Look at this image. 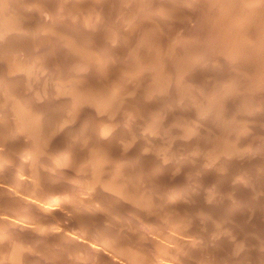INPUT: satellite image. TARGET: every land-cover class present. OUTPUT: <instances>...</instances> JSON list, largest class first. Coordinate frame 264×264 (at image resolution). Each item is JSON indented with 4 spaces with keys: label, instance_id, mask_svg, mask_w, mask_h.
Here are the masks:
<instances>
[{
    "label": "rangeland",
    "instance_id": "rangeland-1",
    "mask_svg": "<svg viewBox=\"0 0 264 264\" xmlns=\"http://www.w3.org/2000/svg\"><path fill=\"white\" fill-rule=\"evenodd\" d=\"M34 1V2H33ZM37 0H8V1H5V0H0V6L2 7V10L0 9V24H1V22L2 23H5V25H2L1 24V27H3V28H5V26L7 25V23H9V27H7V28H11L10 30H6V28H5V30L4 29H2L1 28V30L2 31H5V33L4 34H7L8 32L7 31H10L6 36L3 34V32L0 30V34H1V36L3 37V38H1V36H0V40L3 42V44H2V42H0L5 48L4 49H1L0 50V80H1V85H0V130H2V128H4V126H5V128L3 129V131L2 132H0V137L2 138V139H0V142L2 143V141H6V142H4V143H0V221H1V226H0V234L2 235V233L4 234V235H0L1 237H0V251H1V249H3V251H1L0 252V264H1V262H3L2 264H14V262H16L15 264H66V262L68 263V264H75V262H76V264H80V262H81V264H89V262H91L90 264H101V263H103L101 260H100V258L102 259V257H103V259L104 258H108V256H109V258H111V261H113V263L112 264H137V261L139 262L140 260H141V262L140 263H138V264H165V263H167V264H204L205 262L207 263V264H212L213 262V264H218L219 262H220V264H237V263H239V264H244V261H245V264L247 263V264H249V262H250V264H259V262H261L262 261V259H263V262H261V264H263L264 263V257L262 258V256L264 255L263 254V252L264 251H262L261 249H263L264 250V195H262V194H264V186H262V185H264V184H262V182L264 183V156H262L263 154H264V148H262V147H264V143H262V142H264V133L262 132V130H264V113H262V112H264V111H262V109H264V98H262V97H264V84H261L262 82H260V76H261V74H264V72H261L260 70H259V68L261 69V67L263 66L264 67V65L262 64V62L261 61H263L264 60V51H260V50H262L261 48H260V46H262V45H264V43L263 44H261V42H262V40H264V26H262V24L264 25V22H261V20L262 19H264V18H259L258 17V13H260V16H264V12H262V11H264V0H251V2H250V0H246V2L249 4H253V3H257L256 5L254 4V6L252 7V5H250L249 4V6H250V8H249V6L247 5V3L246 2H244V4H242V2H243V0H235L236 1V5H244L243 7H244V10H246V13H244V15H243V17L240 15V16H238L239 15V13H238V15H237V11L239 10V12H241L242 10H241V8H243L242 6L240 7V9H239V7H238V10H237V6L234 4V2L235 1H233V0H225L226 2H227V4L230 2V6H229V4L226 6V4L224 5V4H222V5H220L221 3H223V2H221V0H219V1H217L218 3H216V6H215V1L214 0H211V2H209L210 0H200V1H198V0H175L174 1V3H175V6L178 8V7H180V9L178 8H176L175 6V8L174 9H172V11H169V10H166V11H164L163 9H156V8H161L160 7V2L162 3V0H158L159 1V4H156V2L155 1H157V0H153V2L152 3H154V5L152 4V3H150L151 1L150 0H142L143 2L141 3V5H140V2H141V0H134L133 2L134 3H132V0H121V1H119V0H108V1H106V0H93V1H97V2H94L93 3V1L91 0H49L48 1V3H47V1L46 0H38L39 2H36ZM41 1V2H40ZM58 1V2H57ZM61 1H62V3H61ZM71 1V2H70ZM76 1V2H75ZM88 4L89 2V6H86L87 4L85 3V2ZM126 1V2H125ZM131 1V2H130ZM138 2V3H136V2ZM202 1V2H201ZM224 1V0H223ZM224 1V2H225ZM237 1L239 2L238 4H237ZM253 1V2H252ZM263 1V2H262ZM5 2V3H4ZM11 4H10V3ZM57 2V3H56ZM65 2V3H64ZM83 2V3H82ZM104 2V3H103ZM106 2H107V4H106ZM109 2H111V3H109ZM117 2V3H116ZM119 2V3H118ZM124 4V6H123V4ZM130 2V3H129ZM148 2H149V4H148ZM180 3V5H179V3ZM183 2V3H182ZM191 2H193V3H191ZM195 2V3H194ZM204 2V3H203ZM214 2V3H213ZM225 2V3H226ZM233 4H232V3ZM258 2H260V4L258 3ZM262 2V3H261ZM2 3H4V4H6L5 6H6V9L8 10H5V6H4V4H2ZM9 3V4H8ZM37 3V5H35ZM41 3V4H40ZM51 3V4H50ZM61 3V4H60ZM75 3V4H74ZM77 3V4H76ZM78 3H80L81 4V6L83 5V7H79L80 5L78 4ZM91 3H93L92 5H91ZM98 4V6H96L97 4ZM101 3V4H100ZM125 3H127V4H125ZM147 3V4H146ZM182 3V4H181ZM213 3V4H212ZM241 3V4H240ZM246 3V4H245ZM39 4V5H38ZM50 4V5H49ZM53 4V5H52ZM56 4V5H55ZM58 4V5H57ZM96 4V5H95ZM106 4V5H105ZM110 4H112V6L110 5ZM130 4H132V6L130 5ZM138 6H137V5ZM151 4H152V7H151ZM184 4V5H183ZM192 4V5H191ZM196 4V5H195ZM210 4V5H209ZM262 4V5H261ZM45 5V6H44ZM46 5L49 7V10H48V7H46ZM63 5H65V6H63ZM69 5L70 6H72V7H69ZM77 5V6H76ZM79 5V6H78ZM94 5V6H93ZM102 5L103 6H105V8H106V10L102 7ZM127 5H128V7H127ZM143 5H145V6H143ZM148 5L151 7H148ZM159 5V6H158ZM174 5V4H173ZM199 5V6H198ZM206 5V6H205ZM218 5H219V7L221 8H219L218 7ZM236 9V10H232V6ZM261 5V6H260ZM41 6V7H40ZM55 6V7H54ZM58 6V7H57ZM59 6H62V8H60ZM73 6H74V8H73ZM84 6H86V8L87 9H85V7ZM91 6H93V7H91ZM107 6V7H106ZM121 6V7H120ZM123 6V7H122ZM140 6V7H139ZM183 6V7H182ZM188 6V7H187ZM195 6V7H194ZM197 6L199 7V8H197ZM212 6V7H211ZM258 6H260L259 8H258ZM9 7H12V8H9ZM43 7H45V8H43ZM55 9H54V8ZM65 7H66V9H68L67 11H66V9H65ZM68 7V8H67ZM78 7V8H77ZM103 9H102V8ZM114 7H115V9H114ZM117 7V8H116ZM133 7V8H132ZM144 7V8H143ZM147 7V8H146ZM185 7V8H184ZM200 7H202V8H200ZM229 7V8H228ZM232 7V8H231ZM18 8H20V9H18ZM60 8V9H59ZM80 8H82V9H80ZM100 8H101V10H100ZM111 8V9H110ZM127 8V9H126ZM128 8H130V9H128ZM140 8H143L142 10V12H141V9ZM182 8V9H181ZM187 8V9H186ZM192 8V9H191ZM194 8H196L195 10H194ZM213 8H215V9H213ZM217 8H219L220 9V11H219V9H217ZM248 8V9H247ZM253 8V9H252ZM255 8H257V9H255ZM38 9H42V10H38ZM57 9H59V11H57ZM61 9H63L64 11H62ZM71 9H73L72 11H70ZM80 11H79V10ZM85 9V10H84ZM90 9H91V11H90ZM109 9V10H108ZM119 9V12L117 11ZM120 9L121 10H123V11H121L120 12ZM125 9V10H124ZM136 9H140L139 10V12H141L140 14L138 13V12H136ZM147 9V10H146ZM177 11H176V10ZM207 9H210V13L211 14H207ZM211 9L213 10V11H211ZM222 9H223V11H222ZM226 9H227V11H226ZM250 9V10H249ZM255 9V10H254ZM259 9V10H258ZM4 10H5V12H4ZM15 10H16V13H15ZM21 10V12H19ZM45 10V11H44ZM52 10H54V11H52ZM60 10H61V12H62V16H61V14H60ZM82 10V11H81ZM88 10V11H87ZM96 10V11H95ZM100 10V11H99ZM103 10V11H102ZM126 10H130L129 12L128 11H126ZM134 10V11H133ZM137 10V11H138ZM152 10V11H151ZM158 10V11H157ZM161 10H163V11H161ZM175 10V11H174ZM180 10H184L182 13L180 12ZM203 10V11H202ZM217 10H218V12H217ZM231 10V11H230ZM241 10V11H240ZM243 10V11H244ZM256 10H258V11H256ZM260 10H262V11H260ZM2 11V12H1ZM7 11V12H6ZM10 11V12H9ZM11 11H13L12 13H11ZM43 12V13H41V12ZM48 11V12H47ZM66 11V12H65ZM75 13H74V12ZM105 11V12H104ZM109 11H111L110 13H109ZM114 11V12H113ZM200 11V12H199ZM225 11V12H224ZM233 11H234V13H235V11H236V16L237 17H242V18H244V16H245V20L243 19V21H244V23L246 24H244L243 25V22H242V25H241V22L239 23V21H240V19H242V18H240L239 20H237V17H235V19H236V21H235V19H233V20H229V18L230 17H232L233 18V16H235V14L233 13ZM5 13V15H3L4 13ZM50 12V13H49ZM54 12H56L55 13V15L56 14H58V12H59V14L58 15H60V16H58V15H56V16H54ZM79 12V13H78ZM87 12H90V14L89 13H87ZM93 12V13H92ZM102 12H104V13H102ZM127 14H126V13ZM155 12H160L159 14H157V13H155ZM165 12V13H164ZM168 12H169V15H168ZM175 12H177V13H175V14H177V15H181V17H179V16H177V15H175L174 13ZM179 12V13H178ZM209 12V11H208ZM222 14H221V13ZM245 12V11H244ZM248 12V13H247ZM253 12V13H252ZM256 12H258V13H256ZM10 13V14H9ZM47 13V14H46ZM74 13V14H73ZM84 14V19H83V14ZM98 13V14H97ZM115 13H117V14H115ZM120 13V14H119ZM129 13H131V14H129ZM134 13V14H133ZM137 13V15H135ZM146 15H145V14ZM151 13V14H150ZM166 13H167V15H166ZM199 15V16H197V14ZM215 13V14H214ZM231 13H233V14H231ZM242 14H243V12H241ZM250 13L254 16V17H252L251 15H250ZM254 13H256V14H254ZM41 16H40V15ZM42 14H44V15H42ZM47 16H46V15ZM79 14H81V15H79ZM86 14V15H85ZM101 14V15H100ZM102 14H104V15H102ZM106 14V15H105ZM114 14V15H113ZM125 14V16L123 17V15ZM143 14V15H142ZM184 14V15H183ZM186 14V15H185ZM201 14H203V15H201ZM207 14V15H206ZM218 14V15H217ZM227 14V15H226ZM3 15V16H2ZM10 15H11V17H10ZM14 15V16H13ZM19 17H18V16ZM66 15V16H65ZM70 15V16H69ZM74 15H76V16H73ZM91 16L90 18L88 17V16ZM97 15V16H96ZM117 15V16H116ZM133 17L132 19H129V18H131V16ZM148 15V16H147ZM149 15H151V16H149ZM155 15V16H154ZM164 15V16H163ZM166 15V16H165ZM173 15V16H172ZM188 15H189V17H188ZM223 15V16H222ZM225 15V16H224ZM251 16V18H252V20H251V18L250 19H248L250 16ZM10 18H8V17ZM23 16V17H22ZM25 16V17H24ZM38 16H39V19H38ZM43 16V17H42ZM51 16H53V17H51ZM82 16V17H81ZM85 16H86V18H85ZM93 16V17H92ZM94 16H95V18H94ZM99 16H101L100 17V19L98 18ZM134 16L136 17V18H134ZM152 16H154V17H152ZM158 16H160V17H158ZM162 16V17H161ZM185 16L186 17H188V18H185ZM190 16H192V17H190ZM194 16V17H193ZM230 16V17H229ZM4 17H6L9 21L11 20V19H13L11 22H9L7 19H5ZM22 17V18H21ZM29 17V19L28 20H26L27 18ZM31 17V18H30ZM58 17V18H57ZM65 17H67V18H65ZM73 17V18H72ZM103 17H105V18H103ZM110 17V18H109ZM117 17V18H116ZM120 17H121V19H120ZM148 17V18H147ZM152 17V18H151ZM170 17V18H169ZM174 17V18H173ZM175 17H178V18H180V19H178V18H175ZM196 17H197V19H196ZM200 17V18H199ZM217 17V18H216ZM223 17H229V18H224L223 19ZM4 18V19H3ZM19 18V19H18ZM23 18H25V20L23 19ZM35 18H36V20H35ZM41 18V19H40ZM42 18L44 19V21L42 20ZM51 18V19H50ZM59 20H57V19ZM69 18V19H68ZM92 18V19H91ZM126 18V19H125ZM129 20H128V19ZM139 18H140V20H139ZM157 19L158 21H156L155 19ZM169 18V19H168ZM194 18V19H193ZM214 19V21L212 20V19ZM220 18V19H219ZM16 19V20H15ZM21 19V20H20ZM38 19V20H37ZM61 19H62V21H61ZM72 19V20H71ZM80 19V20H79ZM82 19H83V21H82ZM89 19V20H88ZM94 19V20H93ZM98 19V21H96ZM102 19V20H101ZM105 21H104V20ZM111 19H113V20H111ZM120 20V21H118V20ZM134 19V20H133ZM174 19H177V20H174ZM189 19V20H188ZM191 19V20H190ZM204 19H207V20H204ZM211 19V20H210ZM226 19V21L228 22V20H229V22L227 23V26H231L232 25V29L230 28V26L229 27H227V26H225L226 24L224 23V25H223V20H225ZM231 19V18H230ZM249 21H248V20ZM260 19V21L258 22V20ZM4 20H6V21H8V22H4ZM31 20H32V22H31ZM43 22H42V21ZM47 22H46V21ZM54 21V22H52V21ZM63 20H64V22H63ZM67 20V21H66ZM74 20V23L72 22ZM106 20H107V22H106ZM108 20H110V21H108ZM125 20H126V22H125ZM133 22H132V21ZM139 20V21H138ZM152 20V21H151ZM194 20V21H193ZM197 20V21H196ZM202 20V21H201ZM204 20V21H203ZM208 20H209V22H208ZM216 20V21H215ZM218 20V21H217ZM247 20V22H245ZM250 20H251V22H250ZM255 20H256V22H255ZM14 21V22H13ZM26 21V24L24 23ZM28 21H30V22H28ZM49 21V22H48ZM51 21V22H50ZM57 21V22H56ZM61 21V22H60ZM69 21L71 22V23H69ZM78 21V22H77ZM90 22L91 21V24L90 23H88V22ZM104 21V22H103ZM113 23H112V22ZM119 23H118V22ZM121 21H123V22H121ZM131 23H129V22ZM143 21H145V22H143ZM148 21L150 22V24L148 23ZM154 21V22H153ZM157 23H156V22ZM162 21V22H161ZM169 21H170V24H169ZM175 21V22H174ZM177 21V22H176ZM205 21H206V23H205ZM254 21V23H252ZM263 21V20H262ZM38 22V23H37ZM42 23V24H40V23ZM75 22H77V23H75ZM84 22V23H83ZM95 22H97V23H95ZM121 22V23H120ZM127 24V23H129L128 25H126L125 23ZM135 22V23H134ZM139 22H141L140 24L142 25V28H141V25L139 24ZM165 22V23H164ZM179 22V23H178ZM194 22V23H193ZM198 22V23H197ZM211 22V23H210ZM216 22H217V25H215L216 24ZM220 22V23H219ZM233 24H232V23ZM248 22H250V23H248ZM31 23V24H30ZM33 23V24H32ZM43 23L44 24H46V26L44 27L43 26ZM49 25H48V24ZM52 23V24H51ZM62 23V24H61ZM83 23V24H82ZM98 23H100L99 25H98ZM114 23H116V24H114ZM118 23V24H117ZM147 23V24H146ZM159 23H161V24H159ZM167 24L166 26L165 25H163V24ZM184 23H185V25H184ZM187 23V24H186ZM196 23V24H195ZM199 23H201V24H199ZM203 23H204V25H203ZM208 23V24H207ZM215 23V24H214ZM248 23V24H247ZM256 23L259 25H256ZM20 24V25H19ZM39 24V25H38ZM58 24V25H57ZM73 24V25H72ZM74 24L77 26V27H79V28H77L76 26L74 27ZM84 24H88V25H84ZM90 24V25H89ZM94 24H96L94 27H93V25ZM149 24V25H148ZM176 24V25H175ZM178 24H179V26H178ZM189 24V25H188ZM191 24V25H190ZM212 24V25H211ZM218 24H221V28H220V30H219V27L217 28V27H215V26H218ZM234 24H238L239 26H242V30H243V28L244 29H246L247 27H248V29L250 30L249 32L247 31L248 29H246V31L245 30H243V32H242V30L241 31H239V34L241 35L242 33L244 34V35H238L237 34V32L235 33H233V31H235V29H239L240 30V27L237 25H235L234 26ZM260 24H261V26H260ZM17 25V27H15V26ZM36 25H37V27L38 26H40V29L39 28H36ZM56 25V26H55ZM124 25H126V26H124ZM129 25H130V28H129ZM131 25H133V26H131ZM144 25V26H143ZM150 27H148V26ZM152 25H153V27H152ZM158 27H157V26ZM160 25H163V26H160ZM183 25H184V27H183ZM188 25V26H187ZM212 26V27H209V26ZM8 26V25H7ZM11 26V27H10ZM23 26V27H22ZM31 26V27H30ZM47 26H50V27H47ZM100 26H101V29H100ZM103 26H104V28H103ZM109 26H111V27H109ZM114 26V27H113ZM119 26H121V27H119ZM197 26V27H196ZM202 26V27H201ZM207 26V27H206ZM226 29H228V31L231 29V31H229L230 33H228V31L227 30H225V31H223L225 28ZM247 26V27H246ZM256 26V27H255ZM20 27V28H19ZM25 27V28H24ZM35 27V28H34ZM54 27V28H53ZM69 27L71 28V30L69 29ZM84 27V28H83ZM86 27V28H85ZM87 27H89V31H88V29H87ZM96 27H99L98 29H95ZM107 27V28H106ZM134 28V29H131V28ZM170 27V28H169ZM173 27V28H172ZM186 27V28H185ZM189 29H188V28ZM192 27V28H191ZM193 27H195V28H193ZM222 27H223V30H222ZM236 27V28H235ZM239 27V28H238ZM246 27V28H245ZM251 27H252V29L253 30H251ZM13 28H16V30L15 29H13ZM34 28V29H33ZM41 28H42V30H41ZM48 28V29H47ZM63 28V29H62ZM73 28V29H72ZM75 28H77V29H75ZM82 28V29H81ZM90 28H94V29H90ZM118 28V29H117ZM122 30H121V29ZM126 28V29H125ZM139 28V29H138ZM144 28H146L145 30H144ZM157 28V29H156ZM184 28V29H183ZM201 28V29H200ZM205 28V29H204ZM212 28V29H211ZM217 28V29H216ZM233 28H235V29H233ZM256 28H258L257 29V31H256ZM263 28V29H262ZM12 29L14 30V31H12ZM17 29H18V31H17ZM26 29V30H25ZM31 29V30H30ZM37 29V30H36ZM38 29H39V31H38ZM68 29V30H67ZM75 29V30H74ZM87 29V30H86ZM124 29V30H123ZM129 31H128V30ZM148 29V30H147ZM152 29V30H151ZM155 29V30H154ZM163 29V30H162ZM194 31H193V30ZM22 30H23V32H22ZM83 30V31H82ZM95 30V31H94ZM97 30H100L102 33L100 34L99 32L100 31H97ZM105 30V31H104ZM110 30V31H109ZM113 30H115V31H113ZM141 30V31H140ZM200 30V31H199ZM203 30V31H202ZM208 30V31H207ZM222 30V31H221ZM255 30V31H254ZM262 32H261V31ZM31 31V32H30ZM37 31V32H36ZM42 31V32H41ZM46 32V33H50V34H46V33H43V32ZM93 31V32H92ZM121 31H122V33H121ZM138 31V33H136ZM143 31V32H142ZM145 31H146V33H147V31L149 32V34L150 35H147L146 33H145ZM253 33H252V32ZM260 33H259V32ZM2 32V33H1ZM7 32V33H6ZM15 34H17V35H15ZM17 32H19V33H17ZM26 32V33H25ZM28 32V33H27ZM64 32V33H63ZM80 32V33H79ZM81 32L82 33H85V35L84 34H82L81 35ZM88 32V33H87ZM119 32V33H118ZM124 32V33H123ZM128 32V33H127ZM155 32V33H154ZM159 32V33H158ZM168 33V34H166V33ZM205 32V33H204ZM206 32H207V34H206ZM219 32V33H218ZM223 32V33H222ZM225 32V33H224ZM226 32H227V34H226ZM240 32H242V33H240ZM251 32V34L250 35H253L254 34V32H255V35H253V36H251L250 37V35H249V33ZM14 35H13V34ZM41 33V34H40ZM75 33V34H74ZM79 33V34H78ZM106 33V34H105ZM115 33V34H114ZM127 33V34H126ZM152 33L153 34H155V35H153L152 36ZM158 33V34H157ZM165 33V34H164ZM190 34V36H188L189 34ZM193 33V34H192ZM198 33V34H197ZM204 33V34H203ZM209 33V34H208ZM212 33V34H211ZM216 33V34H215ZM217 33H218V36H219V38H218V36H217ZM232 33V35L230 36L229 34H231ZM246 33H248L246 36H245V34ZM259 33V34H258ZM12 34V35H11ZM19 34V35H18ZM33 34V35H32ZM35 34V35H34ZM37 34V35H36ZM46 35V37H45V35ZM66 34H68V35H66ZM92 34V35H91ZM96 34H98V35H96ZM105 34V35H104ZM122 34V35H121ZM137 36H136V35ZM142 34H144V35H142ZM147 36H146V35ZM163 34V35H162ZM187 34V35H186ZM199 34H200V37H199ZM256 34H257V36H256ZM261 34V35H260ZM28 35V36H27ZM42 35V36H41ZM50 35V36H49ZM51 35H52V37H51ZM72 37H71V36ZM94 35H95V37H94ZM110 35V36H109ZM113 35V36H112ZM121 35V36H120ZM125 35H127V37H129L128 39H126L127 37H124ZM132 35V36H131ZM142 35V36H141ZM166 35H168V36H172V37H174V38H171V37H168L167 38V36ZM208 35V36H207ZM224 35V36H223ZM234 35H236L235 37H234ZM238 35V36H237ZM6 38H5V37ZM13 36H14V38H13ZM25 36V37H24ZM75 36H77V37H75ZM81 36V37H80ZM98 36H99V39H100V41H99V39H98ZM105 36V39H106V41H110V43H111V45H110V43H108V42H106L104 39H103V37ZM116 36H118V37H116ZM134 36H135V38H134ZM144 36V37H143ZM151 36V37H150ZM160 36V37H159ZM164 36V37H163ZM202 36V37H201ZM215 38H213V37ZM216 36V37H215ZM222 36V37H221ZM240 36V37H239ZM243 36L245 37V39L243 38ZM255 36H256V39L258 40V42L261 44H259L258 42H257V40H256V42H253L255 39H253V38H255ZM260 36V37H259ZM261 36H263V37H261ZM17 37V38H16ZM18 37L19 38H21V39H18ZM30 37H32V38H30ZM42 37V38H41ZM48 37V38H47ZM89 37H91V39L89 38ZM107 37V38H106ZM112 37H114V38H112V39H114L113 41V43H112V40H111V38ZM121 37V38H120ZM132 37V38H131ZM148 37V38H147ZM163 37V38H162ZM193 37V38H192ZM207 37V38H206ZM208 37H212V38H208ZM229 37H231L230 39H229ZM246 37L248 38V39H246ZM5 38V39H4ZM10 38H12V40L10 39ZM27 38V39H26ZM39 38V39H38ZM55 38V39H54ZM80 38H82V39H80ZM89 38V39H88ZM140 38H142V39H140ZM145 38V39H144ZM147 38V39H146ZM152 40H151V39ZM162 38V39H161ZM165 38H166V40H165ZM190 38V39H189ZM196 38V39H195ZM204 38H205V40H204ZM228 39V40H224V39ZM233 38H235V39H237L238 41H236L235 39H233ZM239 38H241L240 40H239ZM261 38V39H260ZM263 38V39H262ZM9 39V41H10V43H12L13 45V48L12 47H10L11 46V44H10V46H9V41H7ZM30 39V40H29ZM42 39H44V40H42ZM46 39H48V40H46ZM50 39H52V40H50ZM57 39H59V40H57ZM68 39V41L67 42H65L66 40ZM69 39L71 40V41H69ZM78 39V40H77ZM84 39V40H83ZM88 39V40H87ZM95 39V40H94ZM103 39V40H102ZM107 39H109V40H107ZM116 39H117V41H116ZM122 39V40H121ZM130 39V40H129ZM138 39V40H137ZM139 39H140V42H139ZM149 39V40H148ZM156 39H157V41H156ZM159 39V40H158ZM176 39H178V40H176ZM197 39H199V40H197ZM201 39H203V40H201ZM211 39V40H210ZM253 40V41H250V40ZM6 40V42H4ZM20 40V41H19ZM22 40V41H21ZM25 40V41H24ZM32 40V41H31ZM40 42H39V41ZM46 40V41H45ZM74 40V41H73ZM86 40V41H85ZM118 40H121L120 42L118 41ZM163 40V41H162ZM169 40H170V42H169ZM186 40V41H185ZM207 40H208V42H207ZM209 40H210V42H209ZM216 40H219L218 42L216 41ZM246 41L247 43H248V41H249V45L246 43V42H244V41ZM12 41V42H11ZM27 41V42H26ZM35 41V42H34ZM43 43H42V42ZM44 41H45V43H44ZM79 41V42H78ZM88 41V42H87ZM89 41H90V43L92 44V47H91V45L89 46ZM96 41H98V42H96ZM129 41V42H128ZM143 41H145V43L143 42ZM149 41H150V43H149ZM156 41V42H155ZM166 43H165V42ZM193 41H194V43H193ZM197 41V42H196ZM204 41H206V42H204ZM224 41V42H223ZM230 41H234L233 43H231ZM261 41V42H260ZM16 43L17 42V44H20V43H24V46L23 45H16V44H14V43ZM19 42V43H18ZM50 42V43H49ZM53 44H52V43ZM55 42H56V45H55ZM69 42H72V43H69ZM74 42V43H73ZM76 42V43H75ZM94 42V43H93ZM108 44H106V43ZM128 43V47H127V43ZM144 44H143V43ZM151 42H152V45H151ZM155 44H154V43ZM159 42V43H158ZM160 42H162V43H160ZM173 42V43H172ZM182 42H183V44H182ZM186 42V43H185ZM193 43V45H192V43ZM203 42H204V44H203ZM213 42H214V44H215V46H214V44H213ZM243 42V44H241ZM253 42V43H252ZM5 43H7V46L5 45ZM22 43V44H23ZM25 43H26V45H28L27 47H26V45H25ZM32 45V46H30V44ZM50 45V48L51 49H53L52 51H50L51 49L50 48H48V49H46V52H44L45 50H42L41 48H40V45L42 44H46L47 46H49L48 44ZM63 44V46H62V44ZM85 43V44H84ZM100 43V44H99ZM120 43V44H119ZM122 43V44H121ZM137 45H136V44ZM140 43H141V45H140ZM148 43V44H147ZM168 43V44H167ZM176 43H178V44H176ZM179 43H181L182 45H180ZM206 43V44H205ZM240 43V45H238ZM246 43V44H245ZM254 43H258L257 45L259 46H257V45H255ZM37 44V45H36ZM69 44V45H68ZM99 44V46H97ZM103 44V45H102ZM107 46H106V45ZM117 44V45H116ZM132 44V45H131ZM157 44V45H156ZM163 44V45H162ZM166 44V45H165ZM175 44H176V46H175ZM191 44V45H190ZM201 44V45H200ZM222 44V45H221ZM234 44H236V45H234ZM245 44V48H246V50L248 51V49H249V47H250V49H253V47H254V52L255 53H253V55H251L250 57H249V55H248V57L249 58H247V57H245V56H247V55H245V53L247 52V51H245L244 52V56H242L241 54H239V56H241L240 58H242V60L241 59H237V58H235V59H237L236 60V62H235V60L234 59H232L233 57H237L238 56V54L236 53L237 52V50H235V48L237 47V46H243ZM254 44V45H253ZM2 45H0V47H3ZM33 45H35V46H33ZM58 45V46H57ZM59 45H60V47H59ZM68 45V46H67ZM72 45H73V47H72ZM78 45V46H77ZM84 45V46H83ZM86 45V46H85ZM110 45V46H109ZM114 45H116L115 47H114ZM125 45V46H124ZM131 45V46H130ZM140 45V46H139ZM144 45V46H143ZM146 45V46H145ZM154 45V46H153ZM163 47H162V46ZM171 45V46H170ZM197 45V46H196ZM202 45H203V47H202ZM205 45V46H204ZM218 45V47H220L219 49H217L218 47H216ZM229 45V46H228ZM234 45V46H233ZM251 45V46H250ZM9 46V47H8ZM16 46H17V48H16ZM57 46V47H56ZM62 46V47H61ZM66 46H67V48H66ZM70 46V47H69ZM103 46V47H102ZM111 46H113V47H111ZM133 46H134V48H133ZM135 46H136V48H135ZM157 46H158V48H157ZM166 46V47H165ZM169 46V47H168ZM174 47V49H173V47ZM194 46H196L197 48H195ZM200 46V47H199ZM209 48H208V47ZM214 47V48H211V47ZM232 47L230 50L228 49L229 47ZM255 46H257V47H255ZM34 47V48H33ZM90 47H91V49H90ZM99 47H100V49H99ZM102 47V48H101ZM105 47V48H104ZM110 48V50H109V48ZM143 48V50H142V48ZM154 47V48H153ZM179 49H178V48ZM180 47H182V48H180ZM186 49H185V48ZM205 47L207 48V49H205ZM235 47V48H234ZM243 47V48H244ZM263 47V46H262ZM12 48V49H11ZM25 48V49H24ZM35 48H38V49H35ZM55 48H56V50H55ZM67 50H66V49ZM86 48H88V49H86ZM108 48V49H107ZM115 49V51L113 50V49ZM119 48V49H118ZM121 48L123 49H125L124 51L123 50H121ZM164 48V49H163ZM167 48V49H166ZM172 48V49H171ZM192 48H194V49H192ZM203 49V50H199V49ZM224 48V49H223ZM225 48H227V49H225ZM234 48V49H233ZM242 48V47H241ZM5 49H7V50H5ZM17 49V50H16ZM21 49V50H20ZM30 49V50H29ZM64 49V50H63ZM70 49V50H69ZM86 49V50H85ZM102 49V50H101ZM112 49V50H111ZM130 49H132V50H134V51H130ZM141 49V50H140ZM146 49V50H145ZM170 49L172 50V52L170 51ZM204 49H205V51H204ZM208 49H212V50H208ZM222 49V50H221ZM237 49V48H236ZM249 49V50H250ZM255 49H257V50H255ZM11 50V51H10ZM16 50V51H15ZM20 50V51H19ZM25 50H27V51H24ZM41 50V51H40ZM58 50H60V51H58ZM79 50V52H77V51ZM82 50V52L80 53V51ZM84 50V51H83ZM91 50V51H90ZM94 52H93V51ZM104 50V51H103ZM107 50V51H106ZM119 50V51H118ZM121 50V51H120ZM150 50V51H149ZM170 52V55H169V52ZM178 50V51H177ZM180 50V51H179ZM181 50H184V51H181ZM196 50V51H195ZM221 52H220V51ZM224 50H225V52H224ZM230 51V52H232L231 54H230V52H227V51ZM253 50H251V51H253ZM31 51V52H30ZM40 51V52H39ZM56 51V52H55ZM77 52V54H75V52ZM87 51H89V52H87ZM110 53H109V52ZM139 51V52H138ZM143 51V52H142ZM145 51H146V53H145ZM149 51V52H148ZM160 51V52H159ZM164 51V52H163ZM166 51V52H165ZM185 51H187V52H185ZM188 51H191V52H188ZM194 51H195V53H198V54H200L201 56H202V58H201V56L199 55H197V54H195L194 53ZM202 51V53H200ZM209 51V52H208ZM219 51L220 53H222V54H224L223 56H222V54H220L219 52H218V54H216L217 52ZM223 51V52H222ZM236 51V52H235ZM5 52H8L7 54L5 53ZM10 52H11V54H10ZM39 52V53H38ZM44 52V53H43ZM50 52V53H49ZM56 54H55V53ZM58 52V53H57ZM61 52V53H60ZM72 52H74V53H72ZM99 52H101V53H99ZM120 52V53H119ZM129 52V53H128ZM135 52H137V53H135ZM154 52V53H153ZM175 52H176V55H175ZM178 52V53H177ZM180 52V53H179ZM183 52V53H182ZM185 52V53H184ZM192 52H193V54H192ZM205 52V53H204ZM212 52V53H211ZM235 54H234V53ZM1 53H2V55H1ZM5 53V54H4ZM21 54V55H18V54ZM32 53V54H31ZM35 53L37 54V55H35ZM47 54V56H46V54ZM48 53H49V55H48ZM70 53H71V55H70ZM78 53H79V55H78ZM83 53V54H82ZM88 53V54H87ZM90 53V54H89ZM103 53V54H102ZM106 53V54H105ZM119 53V54H118ZM148 53V54H147ZM168 53V57L169 58H167V56H166V54ZM187 53V54H186ZM207 53V56L205 55ZM227 53H228V55H227ZM260 53V54H259ZM14 54V55H13ZM43 54V55H42ZM45 54V55H44ZM57 54H59L58 55V57H57ZM67 54H69V56L67 55ZM85 54H86V56H87V59H86V56H85ZM97 54V55H96ZM101 54V55H100ZM105 54V55H104ZM112 54V55H111ZM116 56H115V55ZM130 54V55H129ZM134 55V56H136V55H138V56H136V57H134L133 58V56L132 55ZM150 54L152 55V56H150ZM159 54V55H158ZM163 54H165V56H162ZM183 56H182V55ZM193 56H192V55ZM195 54V55H194ZM203 54H204V56H203ZM212 56H211V55ZM215 54V55H214ZM233 54V56H231ZM237 54V55H236ZM255 54H257V55H255ZM263 54V55H262ZM4 55V56H3ZM18 55V56H17ZM23 55V56H22ZM32 55H34L32 58H30ZM55 57H54V56ZM61 55V56H60ZM79 57H78V56ZM85 57H84V56ZM90 55V56H89ZM92 55H94V56H92ZM101 57H100V56ZM110 55V56H109ZM121 55H122V57H121ZM127 55H129V56H127ZM155 55V56H154ZM189 56V55H191V56H189V58L187 57V56ZM208 55H210V56H208ZM214 55V56H213ZM219 55V56H218ZM8 56H9V58H11L12 60L10 61V59L8 58ZM13 56V57H12ZM21 56V57H20ZM30 56V57H29ZM40 57L39 59L38 58H36V57ZM45 57V59H44V57ZM52 56V57H51ZM68 56V57H67ZM74 56V57H73ZM97 56V57H96ZM99 56V57H98ZM104 56V57H103ZM113 56H115V59H114V57ZM119 56V57H118ZM132 56V57H131ZM142 56V57H141ZM147 56V57H146ZM156 56H157V58H156ZM174 56V57H173ZM184 56H186V58L184 57ZM231 56V57H230ZM238 56V57H239ZM255 56V57H254ZM261 58H260V57ZM2 57L4 58V59H6V60H3L2 59ZM7 57V58H6ZM53 57H54V59H53ZM58 58V60H57V58ZM61 57V58H60ZM91 57V58H90ZM93 57V58H92ZM109 57V58H108ZM113 57V58H112ZM127 57H128V59H127ZM131 57V58H130ZM148 57H150L149 59H148ZM198 57V58H197ZM200 57V58H199ZM210 57H211V59H210ZM218 57H220L219 59H218ZM224 57V58H223ZM225 57H228V58H225ZM14 58V59H13ZM20 58H21V60H20ZM28 58V59H27ZM46 58H48V59H46ZM63 58V59H62ZM78 58V59H77ZM97 58H99V59H97ZM118 58V59H117ZM126 60H125V59ZM136 58V59H135ZM139 58V59H138ZM143 58V59H142ZM148 60H147V59ZM171 58V59H170ZM175 58V59H174ZM177 58H179V59H177ZM181 58H183V59H181ZM191 58H192V60H191ZM197 58V59H196ZM214 58H216V59H214ZM245 58V59H244ZM251 58V59H250ZM254 58V59H253ZM260 58V59H259ZM19 59V60H18ZM33 60V61H31V60ZM35 59H38L37 61H40V60H42V62L40 61V62H35ZM54 61H52V60ZM64 59H65V61H64ZM88 59H90V60H88ZM95 59V60H94ZM103 59H104V62H103ZM124 59V60H123ZM130 59V60H129ZM132 59V60H131ZM141 60L140 62L138 61V60ZM153 59V60H152ZM157 59H159L158 61H157ZM165 59V60H164ZM170 59V60H169ZM172 59H174V60H172ZM182 61H181V60ZM196 59V60H195ZM203 59V60H202ZM218 59V60H217ZM259 59V60H258ZM2 60V61H1ZM8 60H9V63H7L8 62ZM85 62V63H83V61ZM93 60V61H92ZM98 60V61H97ZM122 60V61H121ZM170 61V62H168V61ZM172 60V61H171ZM185 60V61H184ZM192 61V63H191V61ZM206 62H205V61ZM223 60V61H222ZM240 62H239V61ZM248 60V61H247ZM12 61H14V62H12ZM20 61H22V62H20ZM32 62V63H30V62ZM46 63H45V62ZM47 61H49V63H47ZM71 61V62H70ZM76 61V62H75ZM88 61H90V62H88ZM96 61V62H95ZM113 61V62H112ZM128 62V63H126V62ZM155 61V62H154ZM177 61V62H176ZM188 61V62H187ZM190 61V62H189ZM193 61H195V62H193ZM197 61V62H196ZM202 61H204L203 63H202ZM208 61H209V64H208ZM217 61V62H216ZM245 61V62H244ZM253 61L254 62H256V63H254L253 64ZM19 62V63H18ZM62 62V63H61ZM64 62H66V63H64ZM67 62H68V65H67ZM80 64L79 66H78V63ZM81 62H82V64H81ZM87 62V63H86ZM93 62L95 63V64H93ZM114 62H116V63H114ZM123 65V67H122V65H120V63ZM123 62V63H122ZM135 62V63H134ZM146 64H145V63ZM148 62V63H147ZM161 65V66H157L158 65V63ZM169 63V64H167V63ZM181 64H180V63ZM186 62V63H185ZM199 62H201V63H199ZM214 62L216 63V64H214ZM222 62V63H221ZM223 62H225L224 64H223ZM227 62V63H226ZM250 62V63H249ZM261 63V67H259L260 66V63ZM17 63V64H16ZM23 63V64H22ZM26 63V64H25ZM36 63V64H35ZM62 65H60V64ZM75 64V66H73L74 64ZM98 63V64H97ZM103 63V64H102ZM141 63V64H145V66H144V64L143 65H139V64ZM162 63V64H161ZM173 63V64H172ZM174 63H176V64H174ZM182 63H183V66H182ZM189 63H190V66L192 67H190L189 66ZM195 63V64H194ZM197 63V64H196ZM204 63L206 64V65H204ZM217 63H219V64H217ZM221 63V64H220ZM236 63H238V64H236ZM241 63V64H240ZM242 63L243 64H246L248 67V69L246 68V66L245 65H242ZM257 63H259L258 65L259 66H257V65H255V64H257ZM263 63H264V61H263ZM32 64H34L35 66H38L37 64H39V66L38 67H35L34 65H32ZM46 64V65H45ZM53 64H55V65H53ZM84 64H85V68H84ZM93 64V65H92ZM102 64V65H101ZM108 64H110V65H108ZM116 64H118L117 66H116ZM125 64V65H124ZM134 64V65H133ZM138 64V65H137ZM167 65V67H166V65ZM179 64V65H178ZM200 64V66H202L201 64H203V68H201L200 66H198ZM223 64V65H222ZM233 64H235V65H233ZM249 64H253L252 66H256V67H258V68H256V67H254L257 71L259 70L260 72L259 73H257V74H260L259 76H257L256 75V72L254 71V70H252V69H254V68H252V66L251 65H249ZM18 65V66H17ZM25 65V66H24ZM27 65V66H26ZM28 65H30V67H28ZM32 65V66H31ZM60 65V66H59ZM87 65V66H86ZM89 65L92 67V66H94V67H92V68H94L93 70H92V68L90 67L89 68ZM106 65V66H105ZM112 65H114V66H112ZM130 65V66H129ZM135 65H136V67H135ZM150 66V65H152V66H150V67H148V66ZM173 65V66H172ZM175 65V66H174ZM179 66V70L177 71V69H178V66ZM214 65H215V68H214ZM218 65V66H217ZM229 65V66H228ZM42 66V67H41ZM47 66V67H46ZM53 66H54V68H53ZM56 66V67H55ZM64 66H66V67H64ZM69 66H71V67H69ZM82 66V67H81ZM99 66V67H98ZM112 68H111V67ZM118 66H119V68H118ZM139 68H138V67ZM154 66H156V68H154ZM170 66H172L171 68H170ZM188 66V67H187ZM207 66H209V67H207ZM221 66V67H220ZM231 66H232V68H231ZM237 66V67H236ZM241 66H242V68H243V70H245L244 72L242 71V69H241ZM249 66H251L250 68H249ZM18 67H19V69H18ZM25 67V68H24ZM33 67V68H32ZM45 67V68H44ZM63 67V68H62ZM72 67H73V69H72ZM86 67H88L87 69H86ZM96 67V68H95ZM104 67V68H103ZM105 67H106V69H105ZM129 67H130V69H129ZM134 67V69H132ZM146 67V68H145ZM158 67V68H157ZM174 67H175V70H174ZM194 67V68H193ZM223 67V68H222ZM262 67V71H264V68ZM38 68V69H37ZM53 68V69H52ZM63 70H62V69ZM76 69V71H75V69ZM80 68V69H79ZM82 68V69H81ZM118 68V69H117ZM123 69V70H121V69ZM152 68V69H151ZM167 68V70H165V69ZM177 68V69H176ZM186 68V69H185ZM200 68V69H199ZM219 68V69H218ZM225 68V69H224ZM229 68V69H228ZM231 68V69H230ZM252 68V69H251ZM42 69V70H41ZM45 69V70H44ZM58 69V70H57ZM67 69V70H66ZM72 69V70H71ZM78 69V70H77ZM91 69V70H90ZM96 69H97V71H96ZM101 70L102 71V75H100V73H101V71H99V70ZM109 69V70H108ZM115 69V70H114ZM122 71H120V70ZM126 69V70H125ZM143 69V70H142ZM155 69H157V70H155ZM171 69V70H170ZM188 69H190L191 70V73H190V70H188ZM195 69V70H194ZM202 69H203V71H202ZM207 69V70H206ZM208 69H210V71L208 70ZM214 69H217V70H215V76H211V74L212 75H214ZM233 69V70H232ZM235 69V70H234ZM240 69V70H239ZM250 69L252 70V71H250ZM33 70H34V73H33ZM40 70V71H39ZM48 70V71H47ZM59 70H60V72H59ZM66 74V73H70L69 75L68 74H63V72ZM66 70V71H65ZM74 70V71H73ZM81 72H80V71ZM86 70H88V72L86 73ZM138 70H140V71H138ZM151 70V71H150ZM154 70H155V72H154ZM161 70V71H160ZM163 70V71H162ZM181 70V71H180ZM183 70V71H182ZM185 70V71H184ZM194 70V71H193ZM201 70V71H200ZM224 70V71H223ZM225 70H227V71H225ZM230 70V71H229ZM239 70V71H238ZM249 70V71H248ZM35 71H37V72H35ZM42 71H44L43 73H42ZM46 71V72H45ZM56 72V75H55V72ZM72 71V72H71ZM85 71V73H83V72ZM90 71V72H89ZM104 71V72H103ZM107 71V72H106ZM109 71H110V73H109ZM115 71H120L119 73L118 72H115V74H114V72ZM127 73H126V72ZM132 71V72H131ZM136 71H138V72H136ZM142 71V72H141ZM144 71V72H143ZM187 71H189V72H187ZM219 71V72H218ZM233 71H235V72H233ZM243 73H242V72ZM247 71H248V73H247ZM255 72V73H252V72ZM49 72H52L51 74L49 73ZM78 72H80V74H78ZM94 72H95V74H94ZM98 74H97V73ZM112 72V73H111ZM136 74H135V73ZM141 72V73H140ZM157 72V73H156ZM171 72H172V74H171ZM175 72V73H174ZM182 72H184V73H186V74H184V73H182ZM194 72V73H193ZM203 74H202V73ZM213 72V73H212ZM223 72V73H222ZM228 72V73H227ZM232 73V75H231V73ZM237 72H240L237 76H236V74H237ZM251 72V75L253 74V76L255 75L256 76V79L255 78H253V76L252 77H246L247 75H250L249 73ZM16 73V74H15ZM36 73V74H35ZM39 73V74H38ZM47 74L46 76H44L45 74ZM72 73V74H71ZM123 73H126V74H124V75H121V74H123ZM134 73V74H133ZM156 75H155V74ZM162 73V74H161ZM164 73V74H163ZM168 73H170V74H168ZM180 73V74H179ZM198 73V74H197ZM207 75H205V74ZM219 73V74H218ZM241 73H242V75H241ZM247 73V75L245 76V74ZM15 74V75H14ZM39 76H38V75ZM42 74H44L43 76H42ZM61 74V75H60ZM78 74V75H77ZM89 74V75H88ZM117 74V75H116ZM118 74H119V76H118ZM130 74V76H128ZM134 76H133V75ZM138 74V75H137ZM143 74V75H142ZM149 74V75H148ZM152 75V77H151V75ZM159 74V75H158ZM166 74L168 75V76H166ZM178 74V75H177ZM181 74H183V75H181ZM200 74V75H199ZM210 74V75H209ZM230 74V75H229ZM244 74V75H243ZM14 76V77H12V76ZM17 75V76H16ZM20 75V76H19ZM29 75H30V77H29ZM33 75V76H32ZM36 75V76H35ZM41 75V76H40ZM50 75V76H49ZM60 75V76H59ZM85 75V76H84ZM90 77H88V76ZM90 75H92V76H90ZM94 75V76H93ZM100 75V76H99ZM113 75H116V76H113ZM138 77H137V76ZM161 75H163L162 77H161ZM202 75V76H201ZM217 75H223V77L221 76V79H220V77H218V79L216 78V79H214L215 77H217ZM241 75V76H240ZM250 75V76H251ZM87 76V77H86ZM102 76V77H101ZM104 76V77H103ZM107 76V77H106ZM109 76H113L112 78H109ZM135 76H136V78H135ZM157 79V81H156V79L154 78V77ZM166 76V78H163V77H165ZM181 76L183 77V78H181ZM185 76V77H184ZM193 76V77H192ZM196 76V78L194 79V77ZM197 76H198V79L199 80H197ZM208 76H210V77H208ZM225 76V77H224ZM232 76H233V78H232ZM264 76V75H263ZM16 77V78H15ZM29 79H28V78ZM34 77H35V79H34ZM43 77V78H42ZM47 77H48V79H47ZM50 77H52V78H50ZM54 77H55V79H54ZM63 77V78H62ZM81 78V79H78V78ZM96 77H97V80H96ZM101 77V78H100ZM115 77V78H114ZM120 77H122V78H120ZM129 79L130 78V80H128L127 78ZM142 77V78H141ZM145 77V78H144ZM151 77V78H150ZM168 77V78H167ZM174 77V78H173ZM202 77H204V78H202ZM206 77H207V79H206ZM213 77V78H212ZM257 77H259V78H257ZM13 80H12V79ZM17 78H19V79H17ZM20 78H22V79H20ZM25 78V79H24ZM37 78H39V79H37ZM57 78V79H56ZM59 78V79H58ZM65 78V79H64ZM67 78V79H66ZM69 78H71V79H69ZM74 78V79H73ZM105 79V80H103V79ZM120 79L121 81L123 80V82H121L120 80H118V79ZM153 78V79H152ZM185 78V79H184ZM209 78V79H208ZM236 78L237 79H239V81H237L236 80ZM4 79H5V82H4ZM18 81H17V80ZM24 79V80H23ZM34 79V80H33ZM43 79V80H42ZM49 80V81H46V80ZM52 79H53V81H52ZM83 79V80H82ZM88 79V80H87ZM90 79V80H89ZM110 79V81H108ZM144 79L147 81H144ZM153 81H152V80ZM179 81H177V80ZM196 80V81H198V82H196V81H194V80ZM227 79V80H226ZM244 79V80H243ZM255 79V80H254ZM257 79L259 80V81H257ZM262 79V78H261ZM3 80V81H2ZM9 80V81H8ZM22 80V82H20ZM29 80V82H27ZM37 80V81H36ZM60 80V81H59ZM72 80V81H71ZM75 80V81H74ZM76 80H77V82H76ZM111 80H112V82H111ZM127 80H128V82H127ZM138 80V81H137ZM149 80V81H148ZM162 80H165V81H162ZM168 80H169V83H168ZM185 80V81H184ZM223 80V81H222ZM242 80V81H241ZM253 80V81H252ZM9 83H8V82ZM26 81V82H25ZM35 81V82H34ZM39 81V82H38ZM56 81V82H55ZM86 81V82H85ZM91 81V82H90ZM95 81H96V83H95ZM117 83H121V85H120V83L118 84H116L115 82ZM132 81V82H131ZM134 81V82H133ZM143 81V82H142ZM152 81V82H151ZM159 81L161 82L160 84L161 85H159L158 86V84L157 83H159ZM167 81V82H166ZM175 81V82H174ZM181 81V82H180ZM190 81V82H189ZM194 81V82H193ZM207 81H208V84H207ZM214 81V82H213ZM234 81H236V82H234ZM245 81V82H244ZM247 81H248V83H247ZM253 83H252V82ZM255 81V82H254ZM258 83H257V82ZM31 82V83H30ZM33 82L35 83L34 85H30V84H33ZM36 82H37V85H36ZM53 83V85H52V83ZM64 82H65V84H64ZM67 82V83H66ZM70 82H71V84H70ZM81 82V83H80ZM88 82V83H87ZM100 82V83H99ZM110 82V83H109ZM127 82V83H126ZM145 82V83H144ZM149 82V83H148ZM151 82V83H150ZM155 82H156V84H155ZM163 82V83H162ZM165 82V83H164ZM213 82V83H212ZM219 83V84H217V83ZM223 82V84H221ZM224 82H227V83H224ZM233 82V83H232ZM6 83H8V84H6ZM26 83H28V84H26ZM46 83V84H45ZM49 83V84H48ZM57 83V84H56ZM60 83H62V85L60 84ZM75 83H76V85H75ZM79 83V84H78ZM107 83V84H106ZM114 83V84H113ZM122 83H124L125 85L127 84V85H132L131 87L130 86H125L124 84H122ZM131 83V84H130ZM140 83V84H139ZM166 83H167V85L168 84H170V86L168 85L167 87H165L166 86ZM174 83V84H173ZM177 83V84H176ZM178 83H179V85H178ZM200 85H199V84ZM203 83V84H202ZM244 83V84H243ZM246 83V84H245ZM250 83V84H249ZM264 83V82H263ZM25 84L26 85H29V86H33L32 88H30L29 86H28V88H26L27 86H25ZM39 84V85H38ZM60 84V85H59ZM67 84V85H66ZM70 84V85H69ZM83 84V85H82ZM91 84V85H90ZM95 86H93V85ZM101 84V85H100ZM113 84V85H112ZM142 84H143V86L145 87H143L142 86ZM145 84V85H144ZM163 84H165V85H163ZM183 84H187L186 86H184ZM189 84V85H188ZM194 84V85H193ZM197 86H196V85ZM230 84V85H229ZM238 85V87L237 86H235V85ZM242 84V85H241ZM254 84H256L255 86H254ZM2 85H4L3 87H2ZM5 85H7L8 87H6ZM22 85V86H21ZM42 85V86H41ZM44 85H46L45 87H43ZM47 85H48V88H47ZM58 85V86H57ZM64 85V86H63ZM73 85V86H72ZM74 85L76 86V89L74 88ZM85 85V86H84ZM89 85V86H88ZM103 85H105V86H103ZM109 85V86H108ZM112 85V86H111ZM116 85H118V86H116ZM119 85H120V87H119ZM137 85V87H135ZM146 85H148V86H146ZM152 86V87H149V86ZM155 85V86H154ZM158 87H157V86ZM176 87H175V86ZM183 85V86H182ZM206 85V86H205ZM209 85L211 86L210 88H209ZM217 85H218V87H217ZM220 85H221V87H220ZM230 87H233V88H230ZM242 86V88H241V86ZM246 85V86H245ZM258 85V86H257ZM102 88V89H104V90H102L100 87ZM111 86V87H110ZM141 86V87H140ZM248 86V87H247ZM252 86V87H251ZM5 87V88H4ZM51 88V90H50V88ZM52 87L54 88V87H61V89H62V91H61V89H59V88H54V89H52ZM70 87V88H69ZM73 87V88H72ZM80 87H82V88H80ZM83 87H84V89H83ZM88 87H91V88H89L88 89ZM106 87V88H105ZM113 87H114V89H113ZM116 87H118V89L116 88ZM134 87L135 88H137V89H134ZM146 87L149 89H146ZM154 87H156V89L154 88ZM160 87V88H159ZM186 87V88H185ZM188 87V88H187ZM192 87V88H191ZM193 87H194V89H193ZM198 87H200L199 89H197ZM204 89H203V88ZM213 87V88H212ZM217 87V88H216ZM222 87H224V88H222ZM235 87V88H234ZM244 87V88H243ZM247 87V88H246ZM251 87V88H250ZM256 87V88H255ZM258 87V88H257ZM262 87V88H261ZM2 88H4V89H2ZM38 88H40V91H37V89ZM45 88V89H44ZM64 88H66V91H65V89ZM69 88V89H68ZM79 88V89H78ZM93 88H97V90H95V92H94V90H93ZM111 88V89H110ZM121 88H123V89H121ZM125 88V89H124ZM162 88H165V89H162ZM174 88V89H173ZM175 88H177V90L175 89ZM179 88H181V89H179ZM208 88L209 89H211V90H208ZM229 89L230 90V92H231V94H230V92H229V90H226V89ZM241 88V89H240ZM26 89V90H25ZM30 89H32V90H30ZM37 92H35L34 90ZM57 89H59L58 91H57ZM68 89V90H67ZM106 89V90H105ZM108 89V90H107ZM116 89V90H115ZM120 89V90H119ZM155 89V90H154ZM159 89V90H158ZM168 89V90H167ZM179 89V90H178ZM186 89V90H185ZM202 89H203V92H202ZM231 89H237V90H231ZM253 89H256L255 91L253 90ZM261 89H263V90H261ZM45 90V92H46V94H45V96H43L44 95V93L45 92H43ZM69 90H73L72 92L71 91H69ZM74 90H75V92H74ZM79 90H81V91H79ZM87 90H88V92H87ZM91 90H93L92 92H91ZM100 90V91H99ZM115 90V91H114ZM126 90V91H125ZM135 90V92H133ZM138 90V91H137ZM141 90V91H140ZM150 90H152L151 92H150ZM158 90V91H157ZM165 90V91H164ZM180 90H181V92H180ZM188 91V92H185V91ZM191 90V91H190ZM193 90V91H192ZM200 90V92H199V94L198 93H196V92H198ZM205 90V91H204ZM208 92H210V91H212V92H210V93H208ZM219 90H221L220 92H219ZM223 90V91H222ZM242 90H244L243 92H242ZM247 90V91H246ZM249 90V91H248ZM261 90V91H260ZM27 91H28V93H27ZM32 92V93H30V92ZM43 93H42V92ZM49 91H50V93H49ZM54 93H53V92ZM57 91V92H56ZM60 91H61V93H60ZM96 91H98V92H96ZM128 91H131V92H129V94H128ZM140 91V92H139ZM146 91V92H145ZM155 91V92H154ZM164 93H163V92ZM176 91H177V94H176ZM179 91V92H178ZM184 91V92H183ZM190 91V92H189ZM214 91L215 92H217V93H215L216 95H213L212 93H214ZM235 91H236V93H235ZM251 91V92H250ZM255 93H254V92ZM257 91H259V92H257ZM67 92V93H66ZM69 92V93H68ZM70 92H71V94L73 93V95L72 96H74V97H71L70 95ZM80 92V94H78ZM81 92L82 93H87V94H85V96H86V99H84L85 98V96L84 95H82L81 94ZM91 92V93H90ZM103 92H105V93H103ZM154 92V93H153ZM157 92V93H156ZM225 92H227V93H225ZM253 92V93H252ZM262 92V93H261ZM36 93V94H35ZM38 93L42 96H40V95H38ZM53 93V94H52ZM65 93V94H64ZM76 93V94H75ZM101 95H100V94ZM115 93H118V94H120V95H116ZM127 94L126 96L124 95V94ZM131 93V94H130ZM152 93V94H151ZM158 93L160 94V95H158ZM169 93V94H168ZM182 93L184 94V95H182ZM187 93H190V94H188L187 95ZM203 93H205V94H203ZM208 93V94H207ZM223 93V94H222ZM242 93H243V96H241L242 95ZM260 93V94H259ZM28 94V95H27ZM50 94V95H49ZM61 94V95H60ZM67 94V96H69V97H67V96H65ZM108 94V95H107ZM111 94V95H110ZM134 94H136V95H134ZM140 96H139V95ZM143 94V95H142ZM148 94H149V96H148ZM182 95V97H181V95ZM200 95V96H198V95ZM217 94H218V96H217ZM230 94V95H229ZM238 95V97H237V95ZM48 95V96H47ZM51 95L53 96V97H51ZM54 95H56V97H58V98H56ZM94 95L95 96H98V98L97 97H95L94 98ZM107 95V96H106ZM114 95H115V97H114ZM123 95V96H122ZM130 96V97H127V96ZM150 95H151V97H152V100H151V97H150ZM163 95H165V97H166V99H165V97H163ZM172 95H177L178 96V98H177V96H174V98H173V96ZM191 95H193V96H191ZM226 95V96H225ZM236 96V98L235 97H233L232 98V96ZM239 95H240V97H239ZM247 95V96H246ZM23 96H24V98H23ZM26 96H28V97H26ZM30 96V97H29ZM38 96H40L39 98H38ZM59 96H60V98L61 99H59ZM76 96H79V98L78 97H76ZM80 96L82 97V98H80ZM89 96H91V98H88ZM105 96V97H104ZM119 96V97H118ZM135 98H134V97ZM137 96V97H136ZM141 96H143V98L141 97ZM157 96H158V99H157ZM180 96V97H179ZM183 96H184V98H183ZM186 96V97H185ZM187 96H188V100H187ZM189 96H190V99H189ZM203 96H205V97H203ZM211 96H214V97H211ZM216 96H217V98H219V99H217L216 98ZM220 96H222V102H224V105L222 104V102H221V99H220ZM225 96V97H224ZM228 96H229V98H228ZM254 96H257V98L255 97L254 98ZM259 96V97H258ZM32 97L34 98V97H36L35 99H33L32 100ZM48 97V98H47ZM70 97H71V99H70ZM101 97V98H100ZM103 97V98H102ZM106 97H108V98H106ZM109 97H110V99H109ZM112 97H113V99H112ZM116 97H118V98H116ZM145 97V98H144ZM147 97V98H146ZM195 97V98H194ZM196 97H198V98H196ZM202 97V98H201ZM209 97V98H208ZM242 97H244V98H242ZM19 98V99H18ZM28 98H30V99H28V101H25V100H27ZM50 98V99H49ZM57 99V101H56V99ZM63 98V99H62ZM67 98V99H66ZM73 98V99H72ZM93 98V99H92ZM121 100H120V99ZM123 98H125V99H123ZM134 100H133V99ZM136 98H137V100H136ZM140 98V99H139ZM149 98V100H147ZM155 98V99H154ZM169 98V99H168ZM171 98V99H170ZM173 98V99H172ZM179 100L180 98V100L178 101L177 99ZM183 98V99H182ZM191 98H192V100H191ZM200 98V99H199ZM235 98V99H234ZM241 100H240V99ZM247 98V99H246ZM251 98V99H250ZM253 98V99H252ZM262 98V99H261ZM18 101V105L16 104L17 103V101ZM25 99V100H24ZM39 99H41V100H39ZM44 100V103H43V100ZM48 99V100H47ZM52 99V100H51ZM81 101H80V100ZM90 99V100H89ZM94 101H92V100ZM101 99V100H100ZM102 99H103V101H102ZM106 99H109V100H107L106 101ZM114 99H115V101H114ZM131 99V100H130ZM148 101H146V100ZM177 100L178 101V103L175 101V100ZM197 101H196V100ZM201 99H202V101H201ZM211 100V102H210V100ZM216 99V100H215ZM228 100V102L230 103H228L227 102V100ZM256 99V100H255ZM257 99L259 100L258 101V103H256L257 102ZM7 100V101H6ZM22 100V101H21ZM40 102H39V101ZM72 100H74V101H72ZM87 100V101H86ZM96 100V101H95ZM124 100V101H123ZM126 100V101H125ZM130 101V103L131 104H129V101ZM140 100V101H139ZM154 100V101H153ZM160 100V101H159ZM166 100V101H165ZM173 100L175 101L174 103H171V102H173ZM193 100H195V101H193ZM209 100V103H210V105H209V103L207 102ZM218 103V104H220V105H218L217 103H216V105H215V101ZM218 100V101H217ZM3 101H6V102H3ZM23 101H24V103H26V104H22L23 103ZM46 101H47V103H46ZM65 101H66V103H65ZM68 101V102H67ZM72 101V102H71ZM75 101H78V102H80L79 104H77L78 102H75ZM90 101V102H89ZM111 101V102H110ZM119 101H121V102H119ZM137 101V102H136ZM139 101V102H138ZM143 101H145V102H143ZM158 101V102H157ZM169 101H170V103H169ZM183 101H184V103H183ZM185 101H186V103H187V101H188V104H185ZM190 101H191V103L192 104H189L190 103ZM201 101V102H200ZM246 101V102H245ZM251 101H254L253 103L251 102ZM262 103H261V102ZM15 103V104H12V103ZM28 102V103H27ZM60 102V104H58ZM64 102V103H63ZM75 102V103H74ZM85 104H84V103ZM88 102V103H87ZM95 102H97L96 104H95ZM103 104H102V103ZM106 102V104H104ZM114 102V103H113ZM122 102H124V103H122ZM136 102V103H135ZM140 102H142V103H140ZM150 102V103H149ZM164 102V103H163ZM166 102V103H165ZM181 102V103H180ZM234 102V104H232ZM242 103V104H244L245 105V108L247 109V110H250L251 108H253L254 109V107H257V108H255L256 109V111H255V109L253 110V109H251L250 111H251V113H250V111H245L246 109H244L243 108V106L244 105H240V104H238L239 105V107H238V105L236 104V103ZM7 103V104H6ZM9 103L11 104V106L9 105ZM35 103V105L38 103V106L39 107H42L43 108V110H42V108H40V109H38V106H35V105H32V104H34ZM61 103H63V105H61ZM74 103V104H73ZM92 103V104H91ZM99 103L100 104H102V106L103 107H108V105H109V107L108 108H104V112L103 111H100L101 109H102V106H100L99 105ZM109 103V104H108ZM118 104V107H119V109H118V107H117V104ZM120 103V104H119ZM140 103V104H139ZM148 105H147V104ZM156 103V104H155ZM158 103V104H157ZM201 103V104H200ZM209 105V109H210V107H211V109L210 110H212V111H210V110H208V105ZM214 103V104H213ZM228 103V104H227ZM246 103V104H245ZM44 104V105H43ZM46 104V105H45ZM57 104H58V106H57ZM75 105V106H73V105ZM90 104V105H89ZM95 104V105H94ZM113 106H112V105ZM139 104V105H138ZM142 104V105H141ZM159 104H160V106H162V107H160L159 106ZM165 104V105H164ZM173 104H174V106H173ZM177 104H179L178 106H177ZM196 104H199V105H194ZM206 106V107H204V105ZM232 104V105H231ZM250 104V105H249ZM5 106V107H3V106ZM12 105H15V106H12ZM23 105H25V106H23ZM29 105V106H28ZM30 105L32 106V107H30ZM56 105V106H55ZM61 105V106H60ZM80 105V106H79ZM98 106V108H97V106ZM105 105V106H104ZM115 105V106H114ZM129 105H131V107L129 106ZM151 105L153 106V108L151 107ZM169 105H170V108H173L172 110L169 108ZM182 105V107H180ZM184 105V106H183ZM186 105H189V106H186ZM192 107H191V106ZM202 105H203V109H202ZM212 105H214V110L212 109ZM222 105V106H221ZM228 105H229V107H228ZM255 105H257V106H255ZM2 106V107H1ZM7 106V107H6ZM8 106H10V107H8ZM17 106V107H16ZM19 106H21V108H22V106H23V108L20 110V108H18ZM34 106H35V108H34ZM65 106V107H64ZM72 107L71 108V111H69L70 110V108L68 109V107ZM77 106V107H76ZM87 106V107H86ZM92 107V108H89V107ZM122 106V107H121ZM126 106V107H125ZM135 106V107H134ZM165 106V107H164ZM175 106H177V107H175ZM186 106V107H185ZM236 106V107H235ZM241 106V107H240ZM251 106V107H250ZM18 108L17 110H15L16 108ZM82 107V108H81ZM84 107V108H83ZM86 107V108H85ZM95 107V108H94ZM99 107H101V108H99ZM128 107V108H127ZM137 107V108H136ZM138 107H139V109H138ZM141 107V108H140ZM146 107H148V108H146ZM150 107H151V110H150ZM162 108V109H160V108ZM191 107V108H190ZM195 107V109H198L197 111L195 110V109H193ZM201 107V108H200ZM217 107H218V110H217ZM220 107V108H219ZM228 107V108H227ZM233 107V108H232ZM261 107V108H260ZM2 108H3V111H2ZM13 109L12 111H14V112H12V111H10L11 109ZM25 108H27V109H25ZM30 110H29V109ZM74 108V109H73ZM76 108V109H75ZM123 108L125 109V110H123ZM143 108L145 109V110H143ZM159 108V109H158ZM168 110H167V109ZM175 108H176V110H175ZM178 108V109H177ZM187 108H189V109H187ZM224 108V109H223ZM237 108H239V109H237ZM243 110V111H245V112H247V113H245V112H240L241 111V109ZM8 109V110H7ZM37 109H38V111H37ZM63 109H65V110H63ZM66 109H67V111H66ZM81 109H84L83 111L81 110ZM97 109V110H96ZM106 109V110H105ZM108 109H110L109 111H108ZM115 109V110H114ZM118 111H117V110ZM126 109H128V111L126 110ZM130 109V110H129ZM134 109V110H133ZM136 109H137V111H136ZM154 109V110H153ZM156 109V110H155ZM199 109H200V111H199ZM207 110V111H204V112H202L203 110ZM217 110V112H218V114H217V112H216V110ZM236 109V110H235ZM18 110H20V112H22L23 110H26L27 112H28V110H29V114L27 115V117L29 116V118H27L26 117V111H24V113H26L25 115L23 114V112L22 113H20ZM33 112H32V111ZM37 111V112H35V111ZM81 110V111H80ZM87 110V111H86ZM92 110V111H91ZM95 112H94V111ZM148 110V111H147ZM164 110V111H163ZM166 110V111H165ZM179 110V112H177ZM182 110H184V111H182ZM187 110V111H186ZM191 110H193V111H191ZM227 112H226V111ZM232 110V111H231ZM252 110H253V113H255V114H252ZM31 111V112H30ZM68 111L70 112V116H69V113H68ZM100 111V112H99ZM113 111V112H112ZM116 111H117V114H116ZM119 111H120V113H119ZM121 111H125L124 113L123 112H121ZM127 111V112H126ZM132 111V112H131ZM142 111H143V113H142ZM149 111H151V112H149ZM157 111H159V112H157ZM169 111V112H168ZM194 111H196V112H194ZM220 111V112H219ZM237 111H239L238 113H240V114H236V112ZM260 111V112H259ZM4 112H6V113H4ZM17 112L20 114H18V116H17ZM46 112V114H44V113ZM82 112H83V114H82ZM84 112H87V113H84ZM105 112L107 113V114H105ZM112 112V113H111ZM128 112H130V114H128ZM135 112V113H134ZM157 112V113H156ZM172 112H173V114H175V115H177V116H175L176 118H173L174 116L172 115ZM177 112V113H176ZM186 112V113H185ZM190 112V113H189ZM198 112H199V114H198ZM209 113V115L208 114H206V113ZM215 112H216V114L217 115H219V116H217L216 114H215ZM222 112V113H221ZM226 112V113H225ZM233 112H235V114L233 113ZM2 113H4V114H2ZM9 113V114H8ZM30 113H32V114H30ZM33 113H37L36 114V117L35 118H33V116H35V114H33ZM41 113H43V114H41ZM51 113H52V115H51ZM65 113V114H64ZM72 113L73 114H75V115H72ZM81 113V114H80ZM97 113V114H96ZM100 113V114H99ZM101 113H103V114H101ZM113 113H114V115H113ZM119 113V114H118ZM126 113V114H125ZM139 113L141 114V115H143V116H141V115H139ZM145 113V114H144ZM149 115H148V114ZM152 113V114H151ZM154 113H155V115H154ZM159 113V114H158ZM165 113H167V114H165ZM170 113V114H169ZM180 113V114H179ZM189 113V115H188V117H186L187 116V114ZM195 113H197V115L195 114ZM201 113V114H200ZM203 113V114H202ZM204 113H205V115H204ZM215 114V116H214V114ZM229 113V114H228ZM232 113V114H231ZM258 113V114H257ZM260 113H261V116L259 117V115H260ZM13 114V115H12ZM14 114H15V117H14ZM40 114V115H39ZM98 115V117H100V119H98V117H94V115ZM113 115V116H110V115ZM121 114V115H120ZM161 114V115H160ZM163 114H165V115H163ZM182 114V115H181ZM213 114V115H212ZM245 114V115H244ZM6 115L8 116L7 118H6ZM21 115H22V117H21ZM24 115V116H23ZM32 115V116H31ZM37 115H39L38 117H37ZM47 115V116H46ZM51 117H50V116ZM78 117H77V116ZM95 115V116H96ZM119 115V116H118ZM129 115V116H128ZM133 115V116H132ZM153 115V117H151ZM170 115V116H169ZM180 115V116H179ZM201 115V116H200ZM202 115H204L203 117H202ZM207 115V116H206ZM224 115H226V117L224 116ZM246 115H248V118H247V116ZM252 115V116H251ZM11 117V120H10V117ZM13 116V117H12ZM20 117V118H17V117ZM41 116V117H40ZM42 116H44V117H42ZM63 116V117H62ZM64 116H66L67 117V119L66 118H64ZM68 116H69V120L70 121H68V122H70V123H68L66 120H68ZM75 116V117H74ZM80 116V117H79ZM91 116V117H90ZM105 116V117H104ZM107 116V117H106ZM109 116H110V118L112 119H110L109 120ZM116 116H118V117H116ZM123 118L124 117V119H121V117ZM127 116H128V118H127ZM138 116H141V117H139V118H142V119H138ZM145 116H146V118H145ZM154 116H157L156 118V120H157V122H159V123H157L156 122V120H155V117ZM159 116H161V117H159ZM184 116V117H183ZM192 116V117H191ZM199 116H200V118H199ZM210 118H209V117ZM211 116H213V118L211 117ZM224 116V117H223ZM228 116V117H227ZM238 116V117H237ZM257 116V117H256ZM5 117V118H4ZM24 117H26L27 119H25ZM32 117V118H31ZM40 117V122L38 121V119L37 118H39ZM47 117V118H46ZM59 117V118H58ZM72 117H74V119H70V118H72ZM82 117H83V121L85 122H81L82 121ZM93 117V120H94V118L96 119V120H94V122H92V118ZM120 117V118H119ZM133 119H132V118ZM135 117H137V118H135ZM151 117V118H150ZM163 117V118H162ZM170 117H172V119H170ZM181 118V120H180V118ZM186 117V118H185ZM193 117H194V119H193ZM198 117V118H197ZM204 117H207V118H205L204 119ZM216 117V118H215ZM218 117V118H217ZM231 117V118H230ZM244 117V118H243ZM252 117V118H251ZM254 117H256V119H259V121H257ZM9 118V119H8ZM13 118V119H12ZM16 118L18 119V120H16ZM30 118L31 119H33V121H35V119H36V122H38V123H36V122H32V120H30ZM43 118H44V120H43ZM46 118V119H45ZM61 118H63V120L61 119ZM80 118H81V121H79L80 120ZM85 118V119H84ZM101 118H103V119H101ZM108 118V119H107ZM119 118V119H118ZM126 118V119H125ZM130 118V119H129ZM145 118V119H144ZM148 118V119H147ZM159 118H161V119H159ZM165 118H167V119H165ZM184 118V119H183ZM189 118V119H188ZM190 118H192V120L190 119ZM197 118V119H196ZM203 118V119H202ZM219 119V120H216L215 121V119ZM222 118V119H221ZM227 118H229V120L227 119ZM236 120H235V119ZM237 118L239 119V121L237 120ZM247 118V119H246ZM261 118H263V119H261ZM21 119H23V123H26V125L25 124H23L21 121ZM28 119L30 120V122L28 121ZM47 119H49L50 121H51V123H49L50 121L49 120H47ZM76 119V120H75ZM88 119V120H87ZM105 119V120H104ZM115 119H118V120H115ZM135 119V120H134ZM162 119H164V120H162ZM201 121H200V120ZM212 119V120H211ZM242 119V120H241ZM253 120V122H251L250 123V121H252ZM261 119V120H260ZM42 120V121H41ZM53 120V121H52ZM60 120H62V121H60ZM72 120H74L75 122H73ZM90 120V121H89ZM97 120H99L98 122H96L95 123V121H97ZM100 120H101V123H102V126H101V123L99 124V122H100ZM107 120V121H106ZM122 120H124V121H122ZM126 120L127 121H129V122H126ZM148 120L150 121V122H148ZM171 120V121H170ZM186 120H188V121H186ZM190 120V121H189ZM197 120H198V122L200 123H198L197 122ZM204 120V121H203ZM206 120V121H205ZM207 120L209 121V122H207ZM214 120V121H213ZM226 120H228V121H226ZM230 120H233V121H230ZM246 120H249V122L248 121H246ZM10 122V123H8V122ZM16 121V122H15ZM25 121V122H24ZM26 121H28V123H30V125H31V122H32V128L30 127V125H28V123L26 122ZM44 121V122H43ZM57 121H59V122H57ZM87 121V122H86ZM103 121L104 122H106V123H103ZM108 121H109V124H110V126H109V124H108ZM113 121V122H112ZM119 122V123H116L115 124V122ZM135 121H136V124H135ZM143 121V122H142ZM145 121V122H144ZM152 121H154L155 122V125H154V122H152ZM179 121H182L181 123L179 122ZM186 121V122H185ZM193 121H195L194 123H193ZM211 121H212V123H213V125H212V123H211ZM226 121V122H225ZM242 121V122H241ZM255 121V122H254ZM7 124H6V123ZM21 122V124H19ZM42 122V123H41ZM48 122V123H47ZM62 122H66V124L65 123H63V124H61ZM90 122V123H89ZM121 122V123H120ZM122 122H123V124H122ZM125 122V123H124ZM130 122H132V123H130ZM165 124H164V123ZM169 122V123H168ZM177 124H176V123ZM221 122H222V124H221ZM224 122V123H223ZM231 122H232V124H231ZM237 125H235L234 123ZM5 123V124H4ZM16 123V124H15ZM36 123V124H35ZM40 123V124H39ZM47 123V124H46ZM71 123H73V125L71 124ZM83 123V124H82ZM87 123V124H86ZM130 123V124H129ZM137 123H138V126H137ZM140 123V124H139ZM152 123H153V125H154V127H153V125H152ZM156 123H157V126H156ZM170 123H172V124H170ZM173 123H174V125H173ZM182 123H184L183 124V126H185L184 128H183V126H182ZM191 123H193V124H191ZM197 123V124H196ZM215 123H216V126H215ZM218 123H220V124H218ZM249 125V126H247V124ZM262 123V124H261ZM33 124L35 125V126H33ZM39 124V125H38ZM43 124H45V128L43 127ZM51 124V125H50ZM74 124H76V125H74ZM79 124H82L83 126H81V125H79ZM105 124V125H104ZM107 124V125H106ZM149 124V125H148ZM152 126H151V125ZM159 124V125H158ZM162 124V125H161ZM164 124V125H163ZM178 126H176V125ZM187 124V125H186ZM190 124V125H189ZM195 124V125H194ZM208 126H207V125ZM218 124V125H217ZM245 124H246V126L247 127H245ZM257 124H258V126H257ZM259 124H261V125H259ZM9 127H8V126ZM10 125H14V126H10ZM22 125V126H21ZM23 125H24V127H23ZM27 125L29 126V129H28V127H27ZM46 125H48L49 127V129L51 130V131H49V130H44V129H48L47 128V126ZM58 125V126H57ZM61 125H63V126H61ZM65 125V126H64ZM67 125V126H66ZM71 125V126H70ZM79 127H81V128H78L77 129V127L78 126ZM87 125V126H86ZM134 125H136V126H134ZM144 125V127L146 128V130H145V128L144 127H142ZM165 125H172L173 126V128H171V129H169L168 130V128H170V127H166ZM193 125V126H192ZM197 125H199V127L197 128ZM204 125V126H203ZM220 125V126H219ZM221 125H226L225 126V128L223 127V126H221ZM227 125H229V126H227ZM240 125H242V126H240ZM251 125V126H250ZM254 125H256V127L257 128H255V126ZM3 126V127H2ZM15 126H16V128H15ZM19 126V127H18ZM40 126H42L41 128H42V130H41V134L39 133V132H37V135H36V131H37V128H38V130L40 131ZM61 128H60V127ZM71 127L72 129H71V131H69L70 130V128L69 127ZM85 126V127H84ZM90 126H91V128H90ZM93 126H98L96 129H95V127H93ZM120 128H119V127ZM124 126V127H123ZM140 126V127H139ZM152 127V129H154V128H156L157 127V129H155L154 131L150 128V127ZM160 126V127H159ZM161 126H163V128L164 129H162V127ZM171 126V127H172ZM174 126H176L177 128H178V131L176 130L177 128L176 127H174ZM179 126H180V128H179ZM190 126V127H189ZM214 126H215V128H214ZM232 126H234L237 130H235V129H233V127ZM260 126V127H259ZM262 126V127H261ZM12 127V128H11ZM19 129H18V128ZM21 127H23L22 129H21ZM27 127V128H26ZM35 127H37L36 129H35ZM57 127V128H56ZM65 128V129H67V130H64L63 131V128ZM76 127V128H75ZM84 127V128H83ZM102 127V128H101ZM104 127V128H103ZM112 127H113V129H112ZM116 127V128H115ZM118 127V128H117ZM127 127V128H126ZM134 127V128H133ZM138 127H139V130H138ZM149 127V128H148ZM191 129V130H193V131H191L189 128ZM205 127H206V130H204L205 129ZM216 127H217V129H216ZM227 127H229V129L227 128ZM241 127V128H240ZM245 127V128H244ZM250 127H252V130H253V132H250V131H252L251 130V128ZM255 129H254V128ZM259 127V128H258ZM7 128H10V129H7ZM16 129V130H14V129ZM32 130H31V129ZM58 128H60V129H58ZM92 129V130H90V129ZM108 128H110V129H108ZM125 128V130H123ZM129 128V129H128ZM136 128V129H135ZM143 128V129H142ZM148 128V129H147ZM176 128V129H175ZM183 128V129H182ZM194 128V129H193ZM203 128V129H202ZM210 128V129H209ZM214 128V129H213ZM232 128V129H231ZM240 128V129H239ZM245 129V130H243V129ZM262 128V129H261ZM25 129V130H24ZM27 129H28V134H25L24 133V131H27ZM33 129H35V130H33ZM58 131H57V130ZM69 129V130H68ZM77 129V130H76ZM86 129V130H85ZM106 129H108L109 131H107ZM112 129V130H111ZM114 129H115V131H114ZM120 129H122V130H120ZM149 129H151V130H149ZM161 129V130H160ZM174 129V130H173ZM189 131H187V130ZM202 129V130H201ZM213 129V130H212ZM221 129V130H220ZM247 129H250V130H248V132H247ZM7 130V131H6ZM11 130H13V131H11ZM22 130V131H21ZM33 131L35 134L33 135L32 133L30 134V131ZM61 130V131H60ZM87 130H89V131H91L90 132V134H89V131H87ZM102 130L104 131V133L105 134H103V133H101L102 132ZM106 130V131H105ZM127 130V131H126ZM131 130V131H130ZM136 130V131H135ZM144 132H143V131ZM158 130V131H157ZM163 130H165L164 132H163ZM166 130L168 131V134H166L167 132H166ZM171 130H173V131H171ZM181 130V131H180ZM187 132H186V131ZM198 130V131H197ZM212 130V131H211ZM226 130V131H225ZM232 130H234V131H232ZM241 132H240V131ZM243 130V131H242ZM258 130V131H257ZM5 131V132H4ZM48 131V132H47ZM57 131V133H54V132H56ZM68 131V132H67ZM77 131V132H76ZM84 131V132H83ZM85 131H87V133H85ZM96 131H98L99 133H97ZM101 131V132H100ZM113 131V132H112ZM116 131L119 133H117V135H115L114 133H116ZM126 133H125V132ZM130 131V132H129ZM134 131V132H133ZM137 131H138V133H137ZM142 131V132H141ZM149 131V132H148ZM151 131V132H150ZM159 131H161V132H159ZM177 131V133H174V132H176ZM182 131H183V133H182ZM196 133H195V132ZM200 131V132H199ZM217 131V132H216ZM225 131V132H224ZM227 131H229V133L227 132ZM5 134H4V133ZM13 132H15V133H13ZM20 134H19V133ZM23 132V133H22ZM50 132H52V133H50ZM65 132V133H64ZM72 132L74 133L73 135H72ZM79 132V133H78ZM83 132V133H82ZM93 132V133H92ZM95 132V133H94ZM147 132L149 133V135H150V138H148L149 137V135L147 134ZM159 132V133H158ZM171 132H173L172 134H170ZM181 132V133H180ZM215 132V133H214ZM218 132H220V133H218ZM222 132V133H221ZM224 132V133H223ZM227 132V133H226ZM239 132L240 133H244V134H241V136H240V134H239ZM257 132H262L263 133V135L261 134H259V133H257ZM16 133L18 134L17 135V137H15V135H16ZM48 133V135H46ZM50 133V134H49ZM66 133H68L67 135H66ZM83 134L82 135V137H81V134ZM112 133V134H111ZM120 133H121V135H120ZM128 133V134H127ZM130 133H132V134H130ZM135 133V134H134ZM144 133V134H143ZM150 133H153V134H155V135H151ZM179 133V134H178ZM184 133H186V134H188V133H193V134H191L190 135V137H188L189 136V134L188 135H184ZM200 133V134H199ZM204 133V134H203ZM211 133V134H210ZM216 133H218L217 134V136H216ZM235 133H236V136H234L235 135ZM2 134V135H1ZM14 134V135H13ZM30 134V135H29ZM38 134H40L39 136H38ZM55 134H56V137H54L55 136ZM62 136H61V135ZM79 134H80V137H78L79 136ZM100 134H101V136H102V134H103V136H104V138H103V136L101 137L100 136ZM107 134L109 135V136H107ZM115 135V137H114V135ZM127 134V135H126ZM140 134H141V137H140ZM162 134H164L163 136H162ZM166 134V135H165ZM180 134H183V138L182 137H180ZM199 134V135H198ZM202 134V136H200ZM205 134H206V136H205ZM213 134H214V136H213ZM222 134H223V136H222ZM249 134V135H248ZM251 134H253V135H251ZM257 134V135H256ZM10 135H12V136H10ZM21 135V136H20ZM22 135L24 136L23 137V139H22ZM26 135H29L30 137H25ZM32 135H33V137H32ZM52 135V136H51ZM92 135H94L93 137H92ZM98 135H99V137H98ZM119 135V136H118ZM123 135V136H122ZM131 135V137H129ZM138 135V136H137ZM157 135H158V137H157ZM159 135L160 136H162V137H159ZM193 135H196V137L195 136H193ZM203 135H204V137H203ZM208 135H209V137H208ZM219 135V136H218ZM225 135V136H224ZM229 135V137H227V136ZM231 135H233V136H231ZM255 135V136H254ZM258 135H260V136H258ZM37 138H36V137ZM47 136V137H46ZM50 136V137H49ZM64 136V137H63ZM67 136V137H66ZM72 137V139H71V137ZM75 136V137H74ZM85 136V137H84ZM92 138H90V137ZM126 136V137H125ZM127 136H128V138H127ZM135 136H137L136 138H135ZM144 136H145V139L144 140H142L143 138H144ZM165 136H166V138H165ZM170 136H171V139H173V140H168V139H170ZM176 136H178L179 138H180V140L178 139L177 140V138L178 137H176ZM182 136V135H181ZM185 136H187V138H188V141H186V137ZM199 138H198V137ZM221 136V137H220ZM231 136V137H230ZM240 136V137H239ZM248 136V137H247ZM5 137V138H4ZM10 137H12V138H10ZM50 139H49V138ZM61 137V138H60ZM62 137H63V139H62ZM88 137H89V139H88ZM118 137V138H117ZM141 139H140V138ZM173 137V138H172ZM174 137H176V138H174ZM185 137V138H184ZM209 139H208V138ZM224 137H227V138H225L224 139ZM236 137V140L234 139ZM253 138V139H251V138ZM260 139H259V138ZM8 140H7V139ZM13 138H16V139H13ZM20 138V139H19ZM31 140H30V139ZM54 138V139H53ZM56 138V139H55ZM59 138V139H58ZM70 138V139H69ZM73 138H74V140H73ZM76 138V139H75ZM98 140H97V139ZM108 138V139H107ZM110 138H112V139H115V143L117 144H115L114 142V144H111L112 143V140L110 139ZM119 138H121V139H119ZM133 138V139H132ZM146 138H148V139H146ZM161 138V139H160ZM165 138V139H164ZM182 138V139H181ZM196 139V141L194 140V139ZM200 138H202V139H200ZM216 139V141L217 140H219V141H217V144L215 143L216 141L214 140V139ZM233 139V140H235V141H233V140H230V139ZM239 138V139H238ZM245 138V139H244ZM262 138V139H261ZM26 139V140H25ZM29 139V140H28ZM34 141H33V140ZM36 139V140H35ZM58 139V140H57ZM82 139V140H81ZM95 139V140H94ZM117 139V140H116ZM130 141H129V140ZM176 139V140H175ZM192 139V140H191ZM199 139V140H198ZM208 139V140H207ZM223 139H224V142L225 143H223L222 141H223ZM243 139V140H242ZM249 139H251L250 141H249ZM256 141H255V140ZM15 140V141H14ZM21 140H23V141H21ZM40 140V141H39ZM50 140V141H49ZM55 140V141H54ZM60 140L61 141H64V140H68V141H70L69 142V145L71 146V147H73V150H72V148L71 147H69V148H71V149H69V148H67L69 145H68V143H67V145L68 146H66V144H64V143H66L65 141H64V143L62 144L61 142H60ZM77 141V143L79 144V145H76L77 143H76V141ZM83 140H84V142H83ZM122 140V141H121ZM124 140V141H123ZM127 140V141H126ZM136 140H137V142H136ZM156 140V141H155ZM158 140V141H157ZM161 140V141H160ZM165 140V142H163V141ZM182 140V141H181ZM205 140V141H204ZM212 140H213V142H212ZM222 140V141H221ZM242 140V141H241ZM261 140V141H260ZM10 141V142H9ZM31 141H33V142H31ZM37 141L39 142L38 144H37ZM44 141V142H43ZM48 141V142H47ZM54 141V142H53ZM73 141V143H74V145H73V143H71ZM95 141V142H94ZM108 141H110V143L108 142ZM114 141V140H113ZM135 141V142H134ZM138 141H140V142H138ZM142 141V142H141ZM149 142V144L148 143H146L145 144V142ZM167 141V142H166ZM170 141H174V142H170ZM177 143H176V142ZM184 141V142H183ZM193 141H195V142H193ZM203 141V143H201ZM210 143H209V142ZM230 141V142H229ZM236 141H238V142H236ZM240 141V142H239ZM247 141V142H246ZM253 141L255 142V143H253ZM20 142H21V144H20ZM22 142H23V144H22ZM51 143V144H53V145H47V143ZM81 142V143H80ZM98 142V143H97ZM99 142H100V144H99ZM103 142V143H102ZM104 142H105V144H104ZM121 142H123V143H121ZM128 142V143H127ZM130 142V143H129ZM133 142V143H132ZM158 142V143H157ZM170 142V143H169ZM200 142V143H199ZM235 142V143H234ZM241 142H244V143H241ZM257 142V143H256ZM262 144H261V143ZM7 143V144H6ZM19 143V144H18ZM26 143V144H25ZM27 143H28V145H27ZM41 143V144H40ZM45 143V146H42L43 144ZM56 143H57V146H56ZM60 143V144H59ZM95 143V144H94ZM108 143V144H107ZM126 143V144H125ZM137 143H139L138 145H137ZM150 143H151V146H150ZM160 143H162L163 144V147H162V144H160ZM167 143H169L168 145H167ZM174 143V144H173ZM176 143V144H175ZM186 143V144H185ZM193 143V144H192ZM212 143V144H211ZM214 143L216 144V145H214ZM229 143V144H228ZM234 145H233V144ZM237 143V144H236ZM246 143H248V144H246ZM32 144V145H31ZM35 144V145H34ZM62 144V145H61ZM87 144V145H86ZM93 144H94V146H93ZM100 145V146H97V145ZM107 144V145H106ZM121 144V145H120ZM130 144V145H129ZM132 144H133V146H132ZM159 144H160V146H159ZM165 144V145H164ZM185 144V145H184ZM201 144H203V145H201ZM207 144V145H206ZM208 144H210V145H212L211 147H210V145L208 146ZM223 144V145H222ZM225 144V145H224ZM245 144V145H244ZM260 144V145H259ZM3 145H5L4 147L5 148H3ZM21 145V146H20ZM23 145H24V147H23ZM26 145H27V147H26ZM32 147H31V146ZM48 147H47V146ZM59 145V146H58ZM61 145V146H60ZM64 145V146H63ZM83 145H85L86 147H84ZM88 145H89V147H88ZM92 145V146H91ZM96 145V146H95ZM109 145V146H108ZM110 145H112V147L110 146ZM114 145V146H113ZM116 145V146H115ZM154 145V146H153ZM184 145V146H183ZM187 145V146H186ZM196 145H198V146H196ZM222 145V146H221ZM229 145L230 146H232V147H229ZM243 145V146H242ZM248 145H251V146H248ZM259 145V146H258ZM262 145V146H261ZM8 146V147H7ZM10 146V147H9ZM38 148H37V147ZM56 146V147H55ZM66 146V147H65ZM77 146V147H76ZM91 146V147H90ZM119 146V147H118ZM121 146V147H120ZM123 146V147H122ZM126 146H127V149H126ZM130 146V147H129ZM136 146V147H135ZM145 146V147H144ZM150 146V147H149ZM170 146H172V147H170ZM175 146V147H174ZM180 146V147H179ZM195 146H196V148H195ZM214 146V147H213ZM227 146V147H226ZM234 146H236V147H234ZM246 146V148L244 149L243 147H245ZM255 148H254V147ZM257 146H258V148L260 149H258L257 148ZM261 146V147H260ZM2 147V148H1ZM16 147V148H15ZM53 147V149H50V148H52ZM61 147V148H60ZM63 147H64V149L65 148H67L66 150H68V151H70L71 150V152L72 151H74V153H68V151H66V150H64L63 149ZM95 147H97L96 149H95ZM99 147H101V148H99ZM133 147V148H132ZM139 147H140V149L142 150V151H140V149H139ZM148 147V148H147ZM159 147H161L160 149H159ZM197 147H198V149H197ZM208 147H209V149H208ZM221 147V148H220ZM224 149H223V148ZM238 147V148H237ZM240 147H242V149L240 150L241 152H243V154L241 155L240 154V152H239V148ZM21 150H20V149ZM24 148V150L25 151H23L22 149ZM26 148V149H25ZM38 149V151L36 150V149ZM41 148V149H40ZM47 148V149H46ZM57 148V149H56ZM58 148H59V151H58ZM74 148H76V149H74ZM84 148L86 149V150H84ZM89 148H91L92 150H88ZM113 148V149H112ZM123 149L124 151L123 152H125V149H126V152L125 153H123V152H121L122 151V149L121 150H118V149ZM125 148V149H124ZM128 148H129V150H128ZM134 148H136L137 150H135ZM164 148V149H163ZM169 148V149H168ZM180 148V149H179ZM184 148V149H183ZM186 148L188 149V150H186ZM207 150H206V149ZM213 149V151H211L212 149ZM216 148H218L216 151H215V149ZM219 148L221 149V151L219 150ZM226 148H230V150H226ZM233 148V149H232ZM237 148V149H236ZM248 148V149H247ZM249 148H250V150H249ZM252 148H254V149H252ZM256 148H257V150H256ZM3 149L5 150V151H3ZM34 149V150H33ZM40 149V150H39ZM79 149L81 150V152L79 151ZM100 149V150H99ZM102 149V150H101ZM144 149H146V150H144ZM148 149V150H147ZM158 150L159 149V151H157V153H156V150ZM175 149V150H174ZM177 149V150H176ZM179 149V150H178ZM182 149V150H181ZM197 151H200V152H196V150ZM211 149V150H210ZM222 149H223V152H222ZM19 150V151H18ZM28 150V151H27ZM43 150V151H42ZM50 150H52V151H50ZM53 150H55V151H53ZM62 150L64 151V152H62ZM83 150H84V152H83ZM88 150V151H87ZM97 150H98V153H100V155L97 153ZM109 150H111V151H109ZM116 150H118V151H116ZM128 150V151H127ZM145 151V153H144V151ZM162 150V151H161ZM169 150V151H168ZM174 150V151H173ZM191 150H193V152L191 151ZM210 150V151H209ZM235 152H234V151ZM238 150V151H237ZM247 150V151H246ZM248 150L250 151V153L248 152ZM254 152H253V151ZM10 151V152H9ZM13 151H14V154H13ZM39 151H41V152H39ZM50 152L49 154H48V152ZM57 151V152H56ZM67 153H66V152ZM79 151V152H78ZM90 151H92V152H90ZM109 151V152H108ZM115 152L116 153V155H115V153L114 154H112V152ZM132 151V152H131ZM148 151H150V152H148ZM154 151V152H153ZM161 151V152H160ZM167 152V153H165V155L164 154H162V152ZM177 151V152H176ZM180 151H182V152H180ZM184 151H185V153H184ZM190 153H189V152ZM195 151V152H194ZM201 151H203L202 153H201ZM208 151V152H207ZM216 153H215V152ZM219 151V152H218ZM225 151H228L227 152V155H229V156H227L226 155V152ZM7 152V153H6ZM15 152H17L16 154H15ZM27 152H29V153H27ZM31 152V153H30ZM42 152H44L43 154H41ZM45 152H46V154L48 155H46L45 154ZM62 152V153H61ZM75 152H77V153H75ZM86 152V153H85ZM90 154H88V153ZM101 152H103V153H101ZM148 152V153H147ZM163 152V153H164ZM174 152V153H173ZM214 152V153H213ZM223 154H222V153ZM236 152H237V154H236ZM239 152V153H238ZM245 152V153H244ZM252 152V153H251ZM256 152V153H255ZM3 153V154H2ZM25 153H26V155H29V156H26L25 155ZM34 153H36L37 155H39V153H40V155H39V157L41 156V155H43L42 157L43 158H39V157H37V155L36 154H34ZM57 153H58V155H57ZM80 153V154H79ZM84 153V154H83ZM97 153V154H96ZM134 154V156H132L133 154ZM136 153V154H135ZM148 155H147V154ZM150 153V154H149ZM160 153V154H159ZM169 153H170V155H169ZM176 153V154H175ZM179 155H178V154ZM187 153V154H186ZM191 153H192V155H191ZM195 155H194V154ZM205 153V154H204ZM207 153H209V154H207ZM231 153V154H230ZM235 155H237V156H239V158H237V156H235ZM259 153V154H258ZM7 154V155H6ZM9 154V155H8ZM20 154V155H19ZM22 154V155H21ZM25 156H24V155ZM45 154V155H44ZM61 154V155H60ZM66 154H68L69 156H66ZM111 154H112V156H111ZM121 154H122V156H121ZM125 154V155H124ZM137 154H139V155H137ZM144 154V155H143ZM147 155V157H149V158H145V156ZM153 154V155H152ZM156 154V155H155ZM159 154V155H158ZM185 154H186V156H185ZM190 154V155H189ZM198 154V156H196ZM199 154H201L200 156H199ZM208 156H207V155ZM218 154V155H217ZM239 154V155H238ZM250 154V155H249ZM251 154H253V157H251L252 155ZM254 154H255V158H254ZM3 155V156H2ZM73 155V156H72ZM77 155H78V157H77ZM80 155V156H79ZM86 157H85V156ZM96 155V156H95ZM103 155H105V158L103 157ZM106 155H108V156H106ZM118 155V156H117ZM121 156V159L119 158L120 156ZM141 155V156H140ZM151 155V156H150ZM158 155V156H157ZM163 155V157H159V156H162ZM167 155V156H166ZM169 155V156H168ZM212 155H214L213 156V158H211L212 157ZM216 155V156H215ZM222 157H221V156ZM224 155V156H223ZM234 155V156H233ZM240 155H241V157H240ZM244 155V156H243ZM247 155H249L248 157H247ZM257 155H259V157L257 156ZM13 156V157H12ZM15 156V157H14ZM18 156V157H17ZM22 156V157H21ZM36 157V159H39V161L38 160H36L34 157ZM55 156H57V157H55ZM64 156L66 157V158H64ZM71 156V157H70ZM88 156V157H87ZM90 156V157H89ZM126 156V157H125ZM128 156V157H127ZM130 156V157H129ZM137 156V157H136ZM143 156V157H142ZM155 156V157H154ZM193 156V157H192ZM196 156V157H195ZM203 156V157H202ZM204 156H206V157H204ZM225 156H226V158H225ZM231 156V157H230ZM25 157H27V158H25ZM76 157V158H75ZM79 157H82V160L79 158ZM83 157H85V158H83ZM95 159H94V158ZM99 157H101V159L99 158ZM108 157H109V159H108ZM110 157L112 158V159H110ZM115 157V158H114ZM125 157V158H124ZM131 157H133V158H131ZM134 157H136V159L134 158ZM141 157L144 159V160H142L141 159ZM152 157V158H151ZM173 157V158H172ZM184 157V158H183ZM187 157V158H186ZM198 157H199V159H198ZM230 157V158H229ZM243 157H244V159H246V160H244L243 159ZM23 158H24V160H23ZM29 158V159H28ZM49 158V159H48ZM54 158V159H53ZM55 158L56 159H59V160H55ZM69 158V159H68ZM71 158H73L74 159V161L77 163H75L74 161H73V159H71ZM78 158V159H77ZM90 158V159H89ZM92 158L94 159V161L96 160V162H94L95 163V165L92 163L93 162V160H92ZM99 158V159H98ZM117 158V159H116ZM118 158H119V160L120 161H124V162H120L119 160H118ZM129 158V159H128ZM157 158V159H156ZM166 160H165V159ZM170 158V159H169ZM172 158V159H171ZM179 160H178V159ZM181 158V159H180ZM183 158V159H182ZM201 158H202V160H201ZM204 158V159H203ZM205 158H206V160H205ZM209 158V159H208ZM219 158V160H217V161H219V162H223V163H219L218 162V164L216 163L217 161H216V159H218ZM221 158H223V160L221 159ZM234 158V159H233ZM235 158H236V160H235ZM252 158H254L253 160H252ZM258 160H257V159ZM43 159V160H42ZM46 159H48L49 160V162H47L48 160H46ZM61 159V160H60ZM64 159H66L65 161H64ZM70 161H68V160ZM87 159V160H86ZM132 159V160H131ZM156 159V160H155ZM162 159V160H161ZM193 159H196V161L195 160H193ZM213 159H214V161H213ZM228 159V160H227ZM233 161H232V160ZM260 159V160H259ZM17 160V161H16ZM20 160H22V162H25L24 164L20 161ZM32 162H31V161ZM33 160H35V162H33ZM53 160V161H52ZM71 160H72V162H71ZM77 160V161H76ZM86 162H84V161ZM100 162H102V163H100ZM102 160V161H101ZM103 160H105V161H107V163L106 162H104ZM147 160V161H146ZM150 160V161H149ZM151 160H153V161H151ZM161 160V161H160ZM170 160V161H169ZM175 160V161H174ZM177 160V161H176ZM191 160V161H190ZM200 160V161H199ZM204 160V161H203ZM212 160V161H211ZM225 160V161H224ZM235 160V161H234ZM242 160V161H241ZM251 160V161H250ZM254 160H255V164H257V165H255L253 162H254ZM20 161V162H19ZM43 161V162H42ZM46 161V162H45ZM113 161V162H112ZM114 161H116V162H114ZM136 161H138V162H135ZM142 161L144 162V163H142ZM164 161V162H163ZM181 161V162H180ZM209 161V162H208ZM238 161L240 162V163H238ZM250 161V162H249ZM260 161V162H259ZM38 162V163H37ZM54 162H56V164L54 163ZM61 163V165H60V163ZM65 162V164H66V167H64L65 166V164H63L62 165V163H64ZM68 162V163H67ZM80 163V165L82 164V166H80V165H78L79 163ZM92 164H91V163ZM117 162H118V164H117ZM131 162H132V164H131ZM147 162H149V163H147ZM154 162V163H153ZM156 162V163H155ZM160 162V163H159ZM162 162H163V164H162ZM174 162H176V164H174ZM186 162V163H185ZM192 162V166H189L190 164L189 163H191ZM193 162H194V164H193ZM196 162H198V163H196ZM201 164H200V163ZM211 162V163H210ZM226 162H227V164H226ZM232 162V163H231ZM238 164H237V163ZM247 162V163H246ZM263 162V163H262ZM13 163V164H12ZM20 163L21 164H23V165H21L22 166V169H20L21 171H18V169H19V165H20ZM27 163V164H26ZM37 163V164H36ZM69 163H70V165H69ZM88 163H90V165L88 164ZM96 163H98V164H96ZM111 163V164H110ZM120 163V164H119ZM123 163V164H122ZM125 163V164H124ZM126 163H128L127 165H126ZM142 163V164H141ZM150 163H152V164H150ZM165 163H167V164H165ZM171 163V165L169 166V164ZM183 163V164H182ZM204 163H205V165H204ZM207 163L209 164V165H207ZM213 163H215V164H213ZM233 163H234V165H233ZM242 163V164H241ZM26 164V165H25ZM34 164V165H33ZM40 164V165H39ZM41 164H42V166L44 165V167H42L41 166ZM76 164V165H75ZM88 164V165H87ZM103 164V166H101V165ZM122 164V165H121ZM147 164V165H146ZM156 165V167H155V165ZM183 165V167H182V165ZM187 164V165H186ZM200 164V165H199ZM212 164V165H211ZM223 164V165H222ZM232 165V166H230V165ZM244 164V165H243ZM248 164H249V166L250 167H248ZM252 164V165H251ZM13 167H12V166ZM25 165V166H24ZM29 165V166H28ZM37 165V166H36ZM46 165V166H45ZM48 165H50V166H48ZM52 165H54V166H52ZM60 165V166H59ZM69 165V166H68ZM86 165V166H85ZM109 165V166H108ZM115 165V166H114ZM117 165V166H116ZM121 165V166H120ZM128 165H130V166H128ZM132 165V166H131ZM143 165V166H142ZM154 165V166H153ZM164 165V166H163ZM180 167H179V166ZM205 167H204V166ZM207 165V166H206ZM210 165L212 166L211 168L213 169V171H212V169L210 168ZM240 166V168H239V166ZM247 165V166H246ZM262 165V166H261ZM23 166L24 167H27L25 170H29L28 172H26L25 170H24V168H23ZM31 166V167H30ZM41 166V167H40ZM56 166V167H55ZM74 166V167H73ZM79 166V167H78ZM90 166V167H89ZM94 166V167H93ZM97 166H99V167H97ZM108 166V167H107ZM128 166V167H127ZM135 166V167H134ZM139 166V167H138ZM148 166V167H147ZM150 166H153V167H150ZM168 166V167H167ZM209 166V167H208ZM219 166V167H218ZM256 166V167H255ZM8 167H9V169H8ZM18 167V168H17ZM38 167V168H37ZM52 167V168H51ZM55 167V168H54ZM60 167V168H59ZM68 167H70V168H68ZM82 167V168H81ZM85 167V169H83ZM89 167V168H88ZM91 167L93 168V169H91ZM95 167H97V168H95ZM100 167L102 168V170L100 169ZM112 167V168H111ZM116 167V168H115ZM118 167V168H117ZM123 167V168H122ZM131 167V168H130ZM158 167V168H157ZM167 169H166V168ZM185 167V168H184ZM188 167V168H187ZM190 167L192 168V169H190ZM194 167V168H193ZM204 167V168H203ZM216 167V168H215ZM222 169H221V168ZM226 167H228V170H227V168ZM235 167H237V168H235ZM258 167H260V168H258ZM262 167V168H261ZM15 168V169H14ZM34 168V169H33ZM36 168H37V170L39 169L40 171H37L36 170ZM40 168H42V169H40ZM48 168V169H47ZM58 168L60 169V171L62 172H60L59 170H58ZM65 168V169H64ZM72 168H74L73 170H75L76 168H77V170H75V171H80V170H82L83 169V172L82 171H80L81 173L80 174H83V175H81L82 177L80 178V179H76V177L74 178V179H76V180H78V183L75 185V186H77L76 188H77V190H76V188H75V186H73V184L71 183L72 181H71V179L73 180V178H71V176H67V173H70L71 174V172L73 173V172H75V171H71L72 170ZM80 168V169H79ZM110 168V169H109ZM119 168H121V169H119ZM125 168H127V169H125ZM133 168V169H132ZM138 168V169H137ZM141 168V169H140ZM143 168H145V169H143ZM166 170H165V169ZM174 169V171H173V169ZM182 168V169H181ZM184 168V169H183ZM199 168V169H198ZM206 168H209V169H206ZM224 168V169H223ZM226 168V169H225ZM230 168V169H229ZM232 168V169H231ZM234 168V169H233ZM238 168H239V170H238ZM250 168V169H249ZM253 168V169H252ZM4 169L6 170V172L4 171ZM8 169V170H7ZM17 169V170H16ZM32 169H33V172H31L32 171ZM53 170V171H50V170ZM56 169V170H55ZM69 169V170H68ZM106 170V172H105V170ZM109 170V172H108V170ZM113 169V170H112ZM115 169V170H114ZM129 169V170H128ZM132 169V170H131ZM149 169V170H148ZM159 169V170H158ZM164 169V170H163ZM169 169H171L170 171H169ZM190 169V170H189ZM195 169V170H194ZM198 169V170H197ZM202 169V171L201 172H199L200 170ZM206 171H205V170ZM216 169V170H215ZM220 170L221 171V174H220V171L218 172L217 170ZM236 169V170H235ZM241 169H242V171H241ZM244 169H245V173L246 174H244ZM248 169V170H247ZM252 169V170H251ZM263 169V170H262ZM15 170V171H14ZM23 170V171H22ZM43 170H45L44 172H43ZM93 170V171H92ZM96 172H95V171ZM100 170V171H99ZM117 170H119V171H117ZM120 170H122V173H121V171ZM126 170H128V171H126ZM135 170H136V172H135ZM139 172H138V171ZM143 170L145 171V172H147V175L149 176V178H150V174H151V178H152V180H150V179H147L148 178V176L146 177L145 175H146V173L145 172H143ZM148 170V171H147ZM150 170H151V173H149L150 172ZM176 170V171H175ZM181 172H180V171ZM185 170H187L185 173H184V171ZM214 170L216 171V172H214ZM226 170V171H225ZM229 170H233L232 172L231 171H229ZM237 170H238V172L239 173H237ZM251 170V171H250ZM256 170H257V172H256ZM259 170H260V172H261V174H260V172H259ZM9 171H11V172H9ZM12 171H14V172H12ZM19 173H18V172ZM35 171V172H34ZM50 171V172H49ZM57 171H59V172H57ZM71 171V172H70ZM78 171V172H79ZM88 171V172H87ZM103 171V172H102ZM157 171V172H156ZM163 171V172H162ZM167 171V172H166ZM172 171H173V173H172ZM177 171H178V174H177ZM182 171H183V173H182ZM194 171V172H193ZM197 171V174L195 173ZM234 171H236V172H234ZM26 172V173H25ZM57 172V173H56ZM78 172H75V173H78ZM90 172V173H89ZM96 174H95V173ZM100 172V173H99ZM108 172V173H107ZM114 172V173H113ZM119 172V173H118ZM125 174H124V173ZM134 172V173H133ZM138 172V173H137ZM155 174H154V173ZM160 172H161V175H160ZM170 172V173H169ZM191 172V173H190ZM193 172V173H192ZM203 172V173H202ZM210 172V173H209ZM212 172V173H211ZM223 172H225V173H223ZM249 172V173H248ZM5 173H7V174H5ZM14 173L16 174V175H14ZM23 173V174H22ZM29 173H32L31 175L29 174ZM36 173V174H35ZM45 173H47V174H45ZM52 173H54L55 174V176H54V174H52ZM85 173H87V175L85 174ZM91 173H92V175H91ZM97 173H99V174H97ZM110 173V174H109ZM113 173V174H112ZM121 173V174H120ZM132 175H130V174ZM141 173V174H140ZM145 173V174H144ZM163 173H164V175H163ZM171 173H172V175H171ZM175 173V174H174ZM214 173H216V174H214ZM231 173V174H230ZM232 173H233V176H234V178L232 179ZM237 173V174H236ZM243 174V176L241 175V174ZM250 173H254V176L252 175V174H250ZM258 173V174H257ZM20 174H21V176H20ZM25 174H26V176H25ZM42 174V175H41ZM52 174V175H51ZM64 174V175H63ZM89 174V175H88ZM105 174V175H104ZM109 174V175H108ZM119 174V175H118ZM123 174V175H122ZM128 174V175H127ZM136 176H135V175ZM137 174H138V177H137ZM157 174H159V175H157ZM174 174V175H173ZM183 174V175H182ZM199 174H200V176H199ZM202 174V175H201ZM210 174V175H209ZM226 174V176H224ZM228 174V175H227ZM238 174H240V177H238L239 175ZM13 175V176H12ZM28 175V176H27ZM34 175V176H33ZM35 175H37V177H35ZM59 175V176H58ZM61 175H63V176H61ZM94 175H97V176H95L98 180L97 181H95L96 180V178H92V177H94ZM99 175V176H98ZM140 175V176H139ZM167 175V176H166ZM176 175V176H175ZM177 175H178V177H177ZM185 175V176H184ZM187 175V176H186ZM190 175V176H189ZM192 175V176H191ZM196 175H197V177H196ZM231 175V176H230ZM237 175V176H236ZM244 175H246V176H244ZM251 175H252V177L253 178H255L254 180H253V178L251 177ZM260 175H262L261 177H260ZM19 178H18V177ZM33 176V177H32ZM43 178H45L43 181H47L46 183L45 182H43L42 181V177ZM47 176V177H46ZM60 176L62 177V178H60ZM83 176H86L85 178L83 177ZM103 176V177H102ZM118 176V177H117ZM125 176V177H124ZM163 176H164V178H163ZM182 176H184V177H182ZM193 176H195V177H193ZM206 176H208V178L206 177ZM214 176H218L217 177V179L215 178V181H214ZM230 176V177H229ZM256 176H257V179H256ZM39 177V178H38ZM49 177V178H48ZM64 177V178H63ZM67 177V178H66ZM99 177V178H98ZM130 177V178H129ZM136 177V178H135ZM141 177H143L144 178V180H142L143 178H141ZM158 177H160V178H157ZM166 177V178H165ZM168 177V178H167ZM173 177V178H172ZM182 177V178H181ZM187 177H189L188 179V181H187ZM205 177V178H204ZM212 177V178H211ZM228 177V178H227ZM239 178V179H237V178ZM243 177H244V180H243ZM247 179H246V178ZM251 177V178H250ZM17 178H18V180H20V181H18L17 180ZM24 180H23V179ZM42 178V179H41ZM52 178V179H51ZM113 178V179H112ZM120 178V179H119ZM135 178V179H134ZM155 178V179H154ZM169 178H171V180L169 179ZM176 178V179H175ZM180 178V179H179ZM183 178H184V180H183ZM194 178V179H193ZM222 178V179H221ZM250 178V179H249ZM260 178V179H259ZM14 179V180H13ZM37 181H35V180ZM47 179V180H46ZM50 179V180H49ZM54 179V180H53ZM63 179V180H62ZM64 179H66V180H64ZM68 179H70V181L68 180ZM81 179H84V180H81ZM86 179V180H85ZM92 179V180H91ZM105 181H104V180ZM116 179V180H115ZM118 179V180H117ZM121 179H123V180H121ZM125 179H127V180H125ZM130 179V180H129ZM145 179H146V181H145ZM160 179V180H159ZM167 179H169V180H167ZM178 179V180H177ZM186 179V180H185ZM211 179V180H210ZM236 179V180H235ZM246 179V180H245ZM22 180V181H21ZM27 180V181H26ZM49 180V181H48ZM129 180V181H128ZM134 180V181H133ZM138 180V181H137ZM162 180V181H161ZM165 182H164V181ZM191 180V181H190ZM196 181V183L194 182H192V181ZM210 180V181H209ZM224 180V181H223ZM233 182H235V183H233ZM238 180V181H237ZM251 180V181H250ZM253 180V181H252ZM26 181V182H25ZM41 181V182H40ZM53 183V184H51V182ZM56 181V182H55ZM66 181V182H65ZM92 182V184H91V182ZM112 181V182H114V183H110V182ZM127 181V182H126ZM140 181V182H139ZM156 181V182H155ZM167 181H169V182H167ZM173 181V182H172ZM175 181V182H174ZM178 181V182H177ZM186 181V182H185ZM230 181V182H229ZM237 181V182H236ZM244 181V183H242ZM249 181V182H248ZM23 184V186H22V184ZM25 182V183H24ZM84 184H83V183ZM88 182V183H87ZM96 182H98V183H96ZM109 182V183H108ZM117 182V183H116ZM123 182V183H122ZM126 182V183H125ZM130 182V183H129ZM134 182V183H133ZM137 182H138V184H137ZM145 182V183H144ZM148 184H147V183ZM150 182H151V184H150ZM180 182H182L183 184H181ZM199 182H201V183H199ZM218 182V183H217ZM225 182V183H224ZM232 182V183H231ZM246 182H248V183H246ZM258 182V183H257ZM15 183V184H14ZM17 183H19V184H17ZM42 183V184H41ZM48 183V184H47ZM50 183V184H49ZM82 183V184H81ZM93 183L95 184V185H93ZM99 183H100V185H99ZM103 183V184H102ZM118 183H120L119 185L120 186H123V187H120L119 185H118ZM145 184V185H142V184ZM158 183V184H157ZM162 185H161V184ZM164 183H167V184H165L164 185ZM168 183H169V185H168ZM173 183H175L174 184V186H171V185H173ZM177 183V184H176ZM185 183V184H184ZM193 183V184H192ZM205 183H208V184H205ZM253 186H251L250 187V184ZM260 183L262 184V185H260ZM44 184V185H43ZM65 185V186H63V185ZM72 186H71V185ZM88 184H89V186H88ZM96 184H98V186H97V189H95L96 187ZM106 184V185H105ZM112 184V185H111ZM128 185V187H127V185ZM132 184V185H131ZM150 184V185H149ZM155 184H156V186H155ZM187 184V185H186ZM204 186H203V185ZM226 184V185H225ZM231 184V185H230ZM238 185V186H236L235 187V185ZM256 184V185H255ZM47 185V186H46ZM50 185V186H49ZM60 185V186H59ZM68 185V186H67ZM79 185V186H78ZM103 187H102V186ZM107 186V187H105V186ZM136 185V186H135ZM153 185V186H152ZM167 185H168V187H167ZM179 187H178V186ZM185 185V186H184ZM209 185V186H208ZM219 185V186H218ZM243 185V186H242ZM246 185V186H245ZM248 185V186H247ZM255 185V186H254ZM258 185H260V187L258 186ZM17 186V187H16ZM20 186V187H19ZM56 186V187H55ZM81 186H83V187H81ZM85 186H87V187H90V188H88V190H87V187H85ZM93 186V187H92ZM108 186H109V188H108ZM115 186V187H114ZM132 186H134V187H132ZM139 188H138V187ZM142 186V187H141ZM151 186V187H150ZM164 186V187H163ZM197 186V187H196ZM200 186H202V187H200ZM208 186V187H207ZM211 186L213 187V189L211 188ZM217 186V187H216ZM221 186V187H220ZM236 188H234V187ZM242 186V187H241ZM61 187V188H60ZM65 187V188H64ZM74 187V189L75 190H73L72 188ZM117 187V188H116ZM158 187V188H157ZM165 187H166V189H165ZM174 188V189H172V188ZM190 187V188H189ZM199 187V188H198ZM206 187V188H205ZM221 189H220V188ZM245 187V189H243ZM247 187H250V188H247ZM21 188V189H20ZM52 188V189H51ZM86 188V189H85ZM91 188H94V189H91ZM101 188H103V189H101ZM106 188V189H105ZM107 188L110 190H108L110 193H108V191H107ZM116 188V189H115ZM121 188V189H120ZM122 188H123V190H122ZM127 188V189H126ZM130 190H129V189ZM141 188V189H140ZM144 188V189H143ZM146 188V189H145ZM149 188V189H148ZM185 188V189H184ZM195 188V189H194ZM202 188V189H201ZM216 188V189H215ZM230 188V189H229ZM233 188V189H232ZM237 188H239L238 190H237ZM256 188V189H255ZM258 188V189H257ZM54 189H55V191L56 190H58L57 192L58 193H56L55 191H54ZM62 189V190H61ZM65 191H64V190ZM68 190V192H69V194H68V192H67V190ZM85 189V191H83ZM99 189V190H98ZM101 189V190H100ZM135 189V190H134ZM152 189V190H151ZM158 189V190H157ZM160 189V190H159ZM175 189H178V190H175ZM187 189V190H186ZM188 189H189V191H188ZM192 189V190H191ZM194 189V190H193ZM212 189V190H211ZM226 190V194L224 193L225 192V190ZM249 189H251V190H249ZM252 189H254V190H252ZM259 189H262L261 191L259 190ZM87 190V191H86ZM107 192H106V191ZM117 190V191H116ZM127 190V191H126ZM142 190V191H141ZM172 190V191H171ZM174 190H175V192H174ZM200 190V191H199ZM202 190V191H201ZM214 190H215V192H216V194H214L215 192H214ZM235 190H236V194L234 193L235 192ZM243 192H242V191ZM246 190V191H245ZM71 191V192H70ZM92 191V192H91ZM97 191V192H96ZM111 191H112V193H111ZM119 191L120 192H122V193H120L119 194ZM134 191V192H133ZM135 191H137V192H135ZM146 191V192H145ZM149 191V192H148ZM151 191V192H150ZM158 191H160L159 192V194H158ZM163 191H164V193H163ZM165 191H167V192H165ZM186 191V192H185ZM199 191V192H198ZM203 191H204V193H203ZM224 191V192H223ZM229 191V193H227ZM240 191H241V194H243L242 196H244V197H242V196H240L241 194H240ZM248 191H253V192H248ZM66 192V193H65ZM84 192V193H83ZM104 192V193H103ZM116 192H118V193H116ZM126 192L128 193V195L126 194ZM132 192V193H131ZM155 192V193H154ZM178 192V193H177ZM182 192V193H181ZM188 192V193H187ZM192 192V193H191ZM197 192V193H196ZM201 192V193H200ZM212 192V193H211ZM219 192V193H218ZM247 192V193H246ZM261 192V193H260ZM59 193H62V194H59ZM88 193H90V194H87ZM103 193V194H102ZM134 193V194H133ZM141 193V194H140ZM147 193V194H146ZM151 193V194H150ZM173 193V194H172ZM182 194V196H179V195H181ZM200 193V194H199ZM222 193V194H221ZM238 193H239V195H238ZM246 193V194H245ZM257 195H255V194ZM258 193V194H257ZM49 194V195H48ZM84 194H85V197H84ZM101 195V196H99V198H98V195ZM110 194H112V195H110ZM132 194V195H131ZM136 194V195H135ZM139 196H138V195ZM145 196V195H147V196H145V197H143V195ZM153 194V195H152ZM155 194H157V195H155ZM169 196H168V195ZM174 194H176V195H174ZM178 194V195H177ZM184 194V195H183ZM189 194H190V196H189ZM199 196H201L202 194H204V195H202V197H198V195ZM208 194V195H207ZM221 196V198L224 200V205L223 204H221V203H223V202H221V201H223V200H221V198H220V196ZM228 194H230V195H228ZM232 194H234V195H236V196H233ZM254 194V195H253ZM57 196V195H59V197H60V199L62 200V199H65V200H62V203H59L60 205L57 207V210L55 209L54 211H51V212H47L46 210H44L43 208H42V206H43V202L49 197V196ZM63 196V198L61 197V196ZM66 195H67V197H66ZM95 196V197H93V196ZM97 195V196H96ZM117 195V196H116ZM121 195V197H119ZM140 195L142 196V198L140 197ZM149 195V196H148ZM187 195V196H186ZM215 195V196H214ZM224 195V196H223ZM248 196V198H247V196ZM252 195V196H251ZM259 195V196H258ZM11 196V197H10ZM129 196V197H128ZM135 196H137V197H135ZM150 196H152V197H150ZM154 196V197H153ZM168 197V198H166V197ZM171 196V197H170ZM173 196V197H172ZM175 196V197H174ZM206 196V197H205ZM210 196V197H209ZM218 196H219V198H220V200L218 199ZM226 196H227V198H226ZM254 196H255V198H254ZM261 196V197H260ZM5 197H7V198H5ZM84 197V198H83ZM102 197H104V198H102ZM134 197V198H133ZM157 197V198H156ZM160 197H161V199H160ZM164 197V198H163ZM184 197L186 198V197H188V200H187V198H186V200L184 199ZM193 197V198H192ZM195 197V198H194ZM213 197V198H212ZM230 197H232V198H234V199H230ZM237 197H239L238 199H237ZM241 197V198H240ZM249 197H250V199H249ZM256 197H258L259 199H257ZM80 198H82L81 199V202H80ZM90 198V199H89ZM111 198V199H110ZM118 198H119V200H118ZM122 200H121V199ZM139 198V199H138ZM149 198H150V200H149ZM154 198V199H153ZM166 198V199H165ZM177 199V201H176V199L175 200H173V199ZM181 198V199H180ZM193 199V202H192V199ZM199 198V199H198ZM202 198V199H201ZM9 199V200H8ZM13 199H16V201L14 200L13 202H11ZM87 199H89L88 200V202H87ZM96 199H98V200H96ZM123 199H124V202H123ZM129 199V200H128ZM131 199V200H130ZM134 199V200H133ZM143 199H145V200H143ZM148 199V200H147ZM156 199H158V200H156ZM194 199H196V200H194ZM202 200V202L205 204L207 201L209 202H207L206 204H205V207L207 208V209H205V207H204V204L201 202V200ZM213 199H214V201H213ZM226 199V200H225ZM235 199H236V201H235ZM242 199V200H241ZM245 201H244V200ZM249 199V200H248ZM11 200V201H10ZM24 200L26 203H28V204H25V202H22V201ZM83 200V201H82ZM85 200H86V203H85ZM91 200H93V201H91ZM128 200V201H127ZM139 203H137L136 201ZM138 200H140V201H138ZM153 200V201H152ZM204 200H206V201H204ZM229 200V201H228ZM230 200L231 201H234V202H231L230 203ZM256 200V201H255ZM6 201V202H5ZM19 201V202H18ZM28 201V202H27ZM64 201V202H63ZM65 201H69L68 203L67 202H65ZM76 203H74V202ZM97 201V202H96ZM101 201V202H100ZM118 203V204H116V202ZM126 201H127V203H126ZM163 201V202H162ZM169 201V202H168ZM173 203H172V202ZM175 201V202H174ZM179 201V202H178ZM180 201H182V202H180ZM186 201L187 202H189V203H186ZM220 201V204L218 203ZM227 201H228V203H227ZM239 201V202H238ZM244 201V202H243ZM252 201H254V202H252ZM260 202V204H258L257 202ZM1 202H2V204H1ZM61 202V201H60ZM80 202V204H78V203ZM94 202V203H93ZM99 202H100V204H99ZM108 202V203H107ZM112 202V203H111ZM120 202V203H119ZM131 202V203H130ZM134 202V203H133ZM135 202L137 203V204H135ZM145 202H146V204H145ZM154 204H153V203ZM166 204H165V203ZM198 202H199V205H197L198 204ZM215 203V204H212V203ZM236 202V203H235ZM243 202V203H242ZM4 203H5V206H4ZM17 203H19V204H17ZM30 203H33L35 206V208L33 207V204H31V206H30ZM63 203H65L66 205L64 206V205H62ZM74 203V204H73ZM83 203H85V204H83ZM90 203H92V204H90ZM116 205H114V204ZM122 203V204H121ZM151 203V204H150ZM158 203V204H157ZM164 203V204H163ZM170 203V204H169ZM175 203V204H174ZM183 203V204H182ZM190 203H193V204H190ZM197 203V204H196ZM201 203V204H200ZM229 203L231 204L230 205V207H227L226 206V204L229 206ZM253 203V204H252ZM256 203V204H255ZM7 204H10V205H7ZM16 204H17V206H16ZM25 204V205H24ZM41 204V205H40ZM128 204V205H127ZM130 204H131V206H133V207H131L130 206ZM143 204H145V205H143ZM150 204V205H149ZM153 204V205H152ZM160 204V205H159ZM165 205V207L163 206V205ZM172 204V205H171ZM179 206H178V205ZM188 204V205H187ZM211 204V205H210ZM252 204V205H251ZM260 205L261 207H258V205ZM1 205H3V206H1ZM12 205V206H11ZM71 205V206H70ZM76 205V206H75ZM80 205H82V206H80ZM86 205H88V206H86ZM93 205V208L91 207ZM95 205H97V206H95ZM99 205H101V208H100V206ZM103 205V206H102ZM105 205V206H104ZM110 205V206H109ZM127 205V206H126ZM135 205H136V207H135ZM142 207H140V206ZM175 205H176V207H175ZM180 205L181 206H184V207H180ZM203 205V206H202ZM207 205V206H206ZM251 205V206H250ZM28 206V207H27ZM37 206H38V208H37ZM83 206H85V207H83ZM107 206V207H106ZM113 206V207H112ZM123 206V207H122ZM126 208H125V207ZM163 208H162V207ZM170 206H173V208L172 207H170ZM186 206V207H185ZM195 207V209H194V207ZM200 206H202V207H200ZM211 206H212V208H211ZM220 206V207H219ZM253 206V207H252ZM263 206V207H262ZM66 207H69V208H66ZM72 207V208H71ZM89 207V208H88ZM99 207V208H98ZM114 207H116V208H114ZM135 207V208H134ZM152 207V208H151ZM155 207L157 208V209H155ZM159 207H160V209H159ZM167 207V208H166ZM169 207V208H168ZM200 207V208H199ZM219 209H218V208ZM224 207V208H223ZM250 207H252V208H250ZM255 207V208H254ZM256 207H258V208H256ZM2 208H4V209H2ZM26 208V209H25ZM29 208V209H28ZM34 208V209H33ZM103 208V209H102ZM105 208V209H104ZM107 208H109V209H107ZM120 208V209H119ZM129 209L128 211H126V209ZM130 208H132V209H130ZM165 208V209H164ZM177 208H178V210H177ZM181 208V210L179 211V209ZM190 208H192V209H190ZM204 208V209H203ZM216 208V209H215ZM229 208V209H228ZM263 210H261V209ZM39 209V210H38ZM43 209V210H42ZM84 209V210H83ZM102 209V210H101ZM122 209V210H121ZM136 209V210H135ZM143 209V210H142ZM147 209V210H146ZM154 209V210H153ZM186 211H184V210ZM200 209V210H199ZM208 209H210V210H208ZM212 209V210H211ZM220 209H221V211H220ZM252 209V210H251ZM257 209H258V211H257ZM260 209V210H259ZM30 210V211H29ZM35 210V211H34ZM87 210V211H86ZM93 210V211H92ZM94 210H96V212H97V210H98V214L99 215H101V216H99ZM114 212H113V211ZM121 210V211H120ZM135 210V211H134ZM161 210V211H160ZM163 210V211H162ZM171 210V212H173V213H170L169 211ZM176 210V211H175ZM190 210V211H189ZM197 210H198V212H197ZM205 210V211H204ZM216 210V211H215ZM247 211V213H246V211ZM40 211H42V212H40ZM80 211H81V213H80ZM109 212L108 214L107 213H105V212ZM127 213H126V212ZM137 211V212H136ZM144 211H146V213L144 212ZM151 211V212H150ZM157 211V212H156ZM166 211H168V213H169V215L167 214V212ZM175 211V212H174ZM179 211V212H178ZM183 211V212H182ZM195 211V212H194ZM210 211V212H209ZM211 211H212V213H211ZM220 211V212H219ZM227 212V215H226V212ZM229 211H230V215L228 214L229 213ZM256 211L258 212V215H256L257 213H256ZM48 214H47V213ZM58 212H60V213H58ZM85 212V213H84ZM89 212H92V213H94V215L96 214V218H95V216H93V214L92 213H89ZM111 212V213H110ZM116 212V213H115ZM133 214H132V213ZM164 212V213H163ZM177 212V213H176ZM197 212V213H196ZM202 212V213H201ZM221 212L223 213V214H225V215H223V214H221ZM248 212H251L250 213V215H248L249 213ZM87 213H88V215H87ZM105 213V214H104ZM135 213V214H134ZM142 213H144V214H142ZM153 213V214H152ZM161 214V216L163 217L164 216V218H162V219H159V217H161L160 216V214ZM179 213V214H178ZM182 213H183V215H182ZM185 213H187V214H185ZM213 213H214V215H213ZM218 213V214H217ZM261 213V214H260ZM43 214H45V215H43ZM63 214V215H62ZM81 214V215H80ZM118 214H120V215H118ZM127 214V215H126ZM147 214V215H146ZM149 214H151V216L149 215ZM195 214V215H194ZM204 214V215H203ZM205 214H206V216L207 217H204L205 216ZM216 214V215H215ZM56 215V216H55ZM61 215V216H60ZM83 215V216H82ZM86 215V216H85ZM105 215V216H104ZM111 215V216H110ZM121 215H123V216H121ZM135 216V222L132 220V218H133V216ZM139 215H140V217H139ZM141 215H142V217H144V218H142L141 217ZM146 215V216H145ZM167 215V216H166ZM177 215V216H176ZM180 215H181V217H180ZM201 215H203V216H201ZM235 215V216H234ZM237 215V216H236ZM249 218H247L246 216ZM255 215V216H254ZM45 216V217H44ZM52 217V219H51V217ZM79 216V217H78ZM90 217V218H88V217ZM103 216V217H102ZM108 216H110L109 218H108ZM153 216V217H152ZM200 216H201V218H200ZM210 216H213V218L212 217H210ZM217 216H219V217H217ZM253 216V217H252ZM261 216V217H260ZM263 216V217H262ZM47 217V218H46ZM48 217H49V219H48ZM58 217V218H57ZM60 217V218H59ZM81 217V218H80ZM93 217V218H92ZM107 217V218H106ZM112 217H114L115 219H116V223H115V219L114 218H112ZM119 217V218H118ZM120 217H122L121 219H120ZM131 217V218H130ZM148 217V218H147ZM151 217V218H150ZM156 217V218H155ZM165 217H166V219H165ZM175 217V218H174ZM180 217V218H179ZM190 219H189V218ZM204 219H203V218ZM230 217H231V220H230ZM235 217H236V219H235ZM244 217V218H243ZM55 218V219H54ZM77 218V219H76ZM104 220H103V219ZM111 218V219H110ZM136 218H137V220H136ZM152 218H153V220H152ZM170 218V219H169ZM177 218V219H176ZM206 218V219H205ZM208 218V219H207ZM216 220H215V219ZM217 218H219V219H217ZM254 218V219H253ZM256 218V219H255ZM46 219V220H45ZM53 219L55 220V221H53ZM81 219H84V220H82L81 221ZM89 219V220H88ZM91 219V220H90ZM108 219V220H107ZM114 221H113V220ZM126 222H124L123 220ZM129 219H131V220H129ZM140 219V220H139ZM146 219H147V222H146ZM150 219V220H149ZM156 219V220H155ZM159 219V220H158ZM166 221H165V220ZM169 219V220H168ZM172 219V220H171ZM235 219V220H234ZM247 219H248V221H247ZM250 219H252L251 221H250ZM49 220V221H48ZM50 220H51V222H50ZM95 220V221H94ZM97 220L100 222H97ZM104 222H103V221ZM143 220H145V221H143ZM148 220L149 221H152L153 223H149L148 222ZM163 220V221H162ZM168 220V221H167ZM174 220V221H173ZM189 220H191V221H189ZM195 220V221H194ZM207 220V221H206ZM209 220V221H208ZM215 221L213 224H215L216 222H217V224H215L216 226L218 225V227H215L214 225H213V227H212V223H211V221ZM237 220V221H236ZM255 220H256V222H255ZM10 221V222H9ZM13 221V222H12ZM79 221V222H78ZM92 221V222H91ZM112 221V222H111ZM129 221H130V223H129ZM140 221V222H139ZM160 221V222H159ZM172 221V222H171ZM177 221V222H176ZM179 221V222H178ZM189 221V222H188ZM204 221H206L205 223H206V225H205V223H204ZM221 221V222H220ZM258 221V222H257ZM260 221V222H259ZM48 224H47V223ZM81 223V226H80V224L77 226L76 224H78V223ZM87 222H90V223H87ZM94 222V223H93ZM143 222V223H142ZM145 222V223H144ZM155 222V223H154ZM166 222V223H165ZM167 222H169L170 224H171V226H170V224H168ZM196 222H197V224H196ZM199 222V223H198ZM201 222V223H200ZM234 222V223H233ZM247 222V223H246ZM250 222V223H249ZM254 222V223H253ZM263 224H262V223ZM3 223V224H2ZM15 223H18V225H15ZM103 225H102V224ZM105 223H107V224H105ZM109 223H111V224H109ZM113 223H115V224H113ZM129 223V224H128ZM135 223V224H134ZM138 223V224H137ZM141 223V224H140ZM158 225H157V224ZM164 223V224H163ZM177 223V224H176ZM179 223H182L181 224V226H179L180 224ZM184 223V224H183ZM185 223H186V225H185ZM193 225H192V224ZM221 223V224H220ZM236 223V224H235ZM259 223V224H258ZM4 224H6V225H4ZM11 224V225H10ZM15 226H14V225ZM20 224V225H19ZM88 226H87V225ZM90 224V225H89ZM100 226H99V225ZM113 224V225H112ZM117 224V225H116ZM126 226H125V225ZM132 224H134V225H132ZM137 224V225H136ZM140 224V225H139ZM160 224V225H159ZM173 224V225H172ZM208 224V225H207ZM220 224V225H219ZM246 224V225H245ZM248 224V225H247ZM250 224V225H249ZM254 224V225H253ZM2 225H4V227L2 226ZM10 225V226H9ZM74 225V226H73ZM84 225V226H83ZM86 225V226H85ZM96 225V226H95ZM98 225V226H97ZM106 225V226H105ZM110 225V226H109ZM112 225V226H111ZM116 225V226H115ZM142 225V226H141ZM154 225V226H153ZM162 225V226H161ZM167 225H168V227H167ZM176 225H178V226H176ZM185 225V226H184ZM188 225H190V227L188 226ZM197 225H201V226H197ZM211 225V226H210ZM241 225V226H240ZM252 225V226H251ZM255 225H256V227H255ZM259 225V226H258ZM261 225V226H260ZM263 225V226H262ZM20 226V227H19ZM90 226V227H89ZM92 226V227H91ZM94 226V227H93ZM105 226V227H104ZM114 226H115V228H114ZM128 226V227H127ZM140 226V227H139ZM144 226V227H143ZM146 226V227H145ZM148 226V227H147ZM152 226V227H151ZM161 226V227H160ZM171 228H170V227ZM184 226V227H183ZM208 226V227H207ZM243 226H248L247 228L246 227H244V230L243 231H241V229H243ZM9 229H8V228ZM17 227V228H16ZM24 227V228H23ZM84 227V228H83ZM85 227L87 228V229H85ZM90 228V230L92 229V228H95V229H92V231L93 232H91L90 230H88L89 228ZM102 228V230L101 231H99V229H101ZM104 227V228H103ZM107 227H109V228H107ZM113 227V228H112ZM117 227H118V229H117ZM120 227V228H119ZM123 227V228H122ZM125 227V228H124ZM130 227V228H129ZM137 227H139V229L137 228ZM151 227V228H150ZM158 227V228H157ZM182 227V228H181ZM187 227H188V230H187ZM194 228V229H190V228ZM196 227V228H195ZM200 227H202V228H200ZM234 227V228H233ZM235 227H237V228H235ZM239 227H241V229L239 228ZM258 227V228H257ZM260 227V228H259ZM21 228V229H20ZM48 228V229H47ZM51 230H50V229ZM110 229L109 231L108 230H103V229ZM127 228V229H126ZM142 228V229H141ZM144 228V229H143ZM148 228H150V229H148ZM153 228V229H152ZM165 228V229H164ZM184 228V229H183ZM198 228V229H197ZM204 228V229H203ZM206 228V229H205ZM230 228V229H229ZM232 228V229H231ZM250 228V229H249ZM252 228V229H251ZM254 228V229H253ZM16 229V230H15ZM85 229V230H84ZM115 229H117V230H115ZM122 229V230H121ZM131 229V230H130ZM132 229H135V230H132ZM156 229V230H155ZM181 229V232L179 231ZM200 229H202V230H200ZM208 229V230H207ZM211 229V230H210ZM220 229H222L223 231H221ZM236 229V230H235ZM237 229H238V231H237ZM240 229V230H239ZM258 230V231H261V232H258V231H256V230ZM15 230V231H14ZM18 230V231H17ZM42 230V231H41ZM43 230L45 231L44 232V234H42L43 233ZM85 232H84V231ZM86 230H88L87 232H88V234H87V232H86ZM98 230V231H97ZM128 230V231H127ZM130 230V231H129ZM141 230H143V231H141ZM165 230V231H164ZM166 230L169 232H166ZM171 230V231H170ZM177 230V231H176ZM183 230V231H182ZM187 230V231H186ZM195 230V231H194ZM247 230V231H246ZM252 230V231H251ZM10 233V235L8 234V232ZM12 231V232H11ZM24 231V232H23ZM38 231V232H37ZM39 231H41V232H39ZM47 231V232H46ZM55 231V233L53 234V232ZM80 231V232H79ZM97 231V232H96ZM118 232V231H120V232H118V235L115 233V232ZM122 231H124V232H122ZM141 231V232H140ZM153 231V232H152ZM157 233H156V232ZM161 233H160V232ZM164 231V232H163ZM174 231V232H173ZM176 231V232H175ZM194 231V232H193ZM199 231V232H198ZM208 231V232H207ZM215 231H216V234H215ZM228 231H230L229 233H228ZM240 231V232H239ZM256 231V233H254ZM7 232V233H6ZM29 232V233H28ZM65 232V233H64ZM81 232H82V235H84V236H82L81 235ZM90 232V233H89ZM100 232V233H99ZM110 232V233H109ZM125 232H126V234H125ZM128 232H129V235L130 236H128ZM132 232V233H131ZM136 232H137V234H136ZM171 232V233H170ZM187 234H186V233ZM201 232V233H200ZM209 232H211V233H209ZM219 232V233H218ZM224 232V233H223ZM225 232H227V234L225 233ZM234 232V233H233ZM236 232V233H235ZM238 232V233H237ZM249 234H248V233ZM263 232V233H262ZM12 233V234H11ZM39 233V234H38ZM46 233H47V236H46ZM59 233V234H58ZM63 233V234H62ZM91 233H93V234H91ZM94 233H95V236H94ZM97 233H99V234H97ZM111 234V235H109V234ZM121 235H120V234ZM123 233V234H122ZM131 233V234H130ZM140 233V234H139ZM142 233L144 234V235H142ZM147 233L149 234V233H151V234H149V235H147ZM154 233H156V237H155V234ZM180 233H183V234H180ZM193 233H195V234H193ZM200 235H198V234ZM203 233V234H202ZM205 233H207L206 234V236H205ZM233 233V234H232ZM241 235H240V234ZM260 234V235H258V234ZM6 234H7V236H6ZM14 234H15V236H14ZM18 234V235H17ZM32 234H33V236H32ZM34 234H35V237H34ZM50 234H51V236H50ZM54 236H53V235ZM57 234V235H56ZM61 234V235H60ZM67 234V236H65ZM116 234V235H115ZM133 234V235H132ZM159 234V235H158ZM175 234V235H174ZM179 234V235H178ZM188 234H190V235H188ZM192 234V235H191ZM211 234V235H210ZM214 236H213V235ZM219 234H220V236H219ZM224 234V237L223 236H221V235H223ZM231 234V235H230ZM237 234H238V236H240V237H238L237 236ZM243 234V235H242ZM246 234L247 235H250V236H246ZM256 234V235H255ZM9 235V236H8ZM11 235H13V236H11ZM26 235V236H25ZM27 235H28V237H27ZM31 235V236H30ZM37 235H39V236H37ZM64 235V236H63ZM87 235V236H86ZM91 235H93V236H90ZM98 235V236H97ZM101 235V236H100ZM107 237H106V236ZM113 235H115V240L113 239ZM127 235V237H125ZM138 235V236H137ZM162 235V236H161ZM166 235V236H165ZM170 235V237H168V236ZM186 235V236H185ZM188 235V236H187ZM196 235V236H195ZM204 235V236H203ZM208 235H210V236H208ZM216 235V236H215ZM217 235H218V237H217ZM236 235V236H235ZM245 235V236H244ZM252 235H255L256 237H254V236H252ZM20 238H19V237ZM50 236V237H49ZM58 236V237H57ZM70 236V237H69ZM109 236V237H108ZM124 236V237H123ZM140 236V237H139ZM141 236L143 237V238H141ZM146 236H148L147 238H149V240L146 238ZM152 236V237H151ZM179 236V237H178ZM182 236V237H181ZM191 236V237H190ZM199 236V237H198ZM232 236V237H231ZM257 236L259 237L258 239H256L257 238ZM11 237V238H10ZM64 239H63V238ZM79 237V238H78ZM84 237V238H83ZM96 237H98V239H96ZM122 237H123V239H122ZM129 237V238H128ZM134 237H135V239H134ZM153 237H155V238H153ZM164 237V238H163ZM167 237H168V239H167ZM194 237V238H193ZM207 239V241H206V239ZM210 237H212V239L210 238ZM213 237H215V238H213ZM230 237V238H229ZM234 237H236V238H234ZM244 238V239H242V238ZM249 237H251L252 239H255V241L254 242H252V239L251 238H249ZM263 237V238H262ZM26 238H27V241H26ZM30 238L32 239V240H30ZM34 238H35V241H34ZM46 238V239H45ZM55 238V239H54ZM61 238V239H60ZM75 238V239H74ZM101 238V239H100ZM108 238V239H107ZM117 238H119V239H117ZM126 238H127V240H126ZM146 238V239H145ZM152 238V239H151ZM180 238V239H179ZM194 239V241H193V239ZM198 238V240H196ZM201 238V239H200ZM231 238H232V240H231ZM239 238V239H238ZM249 238V239H248ZM36 239H37V241H36ZM40 239V240H39ZM44 239V240H43ZM54 241H53V240ZM72 239V240H71ZM76 239H78V240H76ZM86 239V240H85ZM93 239V240H92ZM99 239H100V241H99ZM105 239H106V241H105ZM111 239V240H110ZM117 239V240H116ZM133 239V240H132ZM157 239V240H156ZM159 239V240H158ZM179 239V240H178ZM182 239V240H181ZM203 239V240H202ZM214 239H216V240H214ZM219 239V240H218ZM227 239V240H226ZM228 239H230V241L228 240ZM248 239V240H247ZM259 239H260V241H259ZM263 239V240H262ZM30 240V241H29ZM43 240V241H42ZM47 240V241H46ZM57 240V241H56ZM63 240V241H62ZM66 240V241H65ZM69 240H70V242H69ZM92 240V241H91ZM98 240V241H97ZM102 240H104V241H102ZM110 240V241H109ZM114 240V241H113ZM121 240H123V242L121 241ZM150 240L152 241V242H150ZM168 240V241H167ZM170 240V241H169ZM187 240V241H186ZM189 240H191V241H189ZM214 242H213V241ZM242 240H243V242H242ZM245 240V241H244ZM20 241H21V243H20ZM40 241H41V243H40ZM53 243H52V242ZM86 241V242H85ZM88 241H90V242H88ZM95 241V242H94ZM102 241V242H101ZM110 243H109V242ZM126 241V242H125ZM130 241V242H129ZM134 241V242H133ZM136 241V242H135ZM177 241V242H176ZM198 242V243H196V242ZM200 241H201V243H200ZM205 241V242H204ZM210 241H211V243H213V246H216V247H213L212 245H210L211 243H210ZM223 241V242H222ZM225 241V242H224ZM235 241H238V242H236L235 243ZM250 241H251V243H250ZM263 241V242H262ZM5 243V244H2V243ZM29 242H31V243H29ZM35 242V243H34ZM46 242L48 243V244H46ZM57 242V243H56ZM60 242V243H59ZM66 244H65V243ZM68 242V243H67ZM116 242V243H115ZM119 242H120V245H118L119 244ZM122 242V243H121ZM148 242V243H147ZM169 242V243H168ZM176 243V245H175V247H174V244ZM186 242V243H185ZM208 242V243H207ZM239 242H241V243H239ZM246 244H245V243ZM260 242V243H259ZM26 243V244H25ZM65 245H63V244ZM70 243H72V245L70 244ZM78 243V244H77ZM81 244V246H80V244ZM103 243H106L105 245L103 244ZM107 243H108V245H107ZM113 243H115V244H113ZM118 243V244H117ZM134 243V244H133ZM139 245H138V244ZM151 243H153V244H151ZM157 243V244H156ZM158 243H159V245H158ZM162 243V244H161ZM163 243H165V244H163ZM172 243V244H171ZM181 243H183V244H181ZM188 243V244H187ZM189 243H190V245H189ZM191 243H193V244H191ZM215 243V244H214ZM231 243H232V245H231ZM251 244V246H250V244ZM257 245H256V244ZM11 244V245H10ZM53 244V245H52ZM84 244V245H83ZM87 244V245H86ZM100 244H102V246L100 245ZM111 244H113V245H111ZM127 244V245H126ZM133 244V245H132ZM147 244H149V245H147ZM150 244L152 245V246H150ZM206 246V248H205V246ZM222 244V245H221ZM229 244H230V246H229ZM234 244V245H233ZM4 245V246H3ZM37 245H38V247H37ZM41 245V246H40ZM45 245V246H44ZM61 245V246H60ZM67 245V246H66ZM89 245V246H88ZM110 245V246H109ZM117 247H116V246ZM123 245V246H122ZM138 245V247H136ZM140 245H143V246H140ZM147 245V246H146ZM157 246V247H155L154 248V246ZM162 245V246H161ZM163 245H165V246H163ZM178 245H179V247H178ZM182 245V246H181ZM186 245H188L189 247H187ZM195 245V246H194ZM217 245H220L221 246V248L224 250H222L221 248H220V246H218L217 247ZM242 246V247H237V248H239V249H243L242 251L241 250H238V249H236V247L234 248V246ZM3 246V247H2ZM7 246H8V249H7ZM36 246V247H35ZM55 248H54V247ZM76 246H78V247H76ZM86 246H88L87 248H86ZM113 246V247H112ZM119 246V247H118ZM127 247L128 249V251H127V253H125L126 252V248L125 247ZM166 246H169V247H166ZM171 246H173V247H171ZM184 246H186L185 248H184ZM197 246V247H196ZM203 247V248H200L199 249V247ZM208 246H209V248H208ZM247 247V249H246V247ZM258 248H257V247ZM2 247V248H1ZM44 247V248H43ZM51 247V248H50ZM61 247V249H59ZM66 247V249H64ZM82 247V248H81ZM106 247V248H105ZM109 247V248H108ZM133 247H135V248H133ZM143 247V248H142ZM163 247H166V248H168V249H164ZM177 247V248H176ZM194 247H196V248H194ZM225 247V248H224ZM228 248V250H227V248ZM231 249H230V248ZM254 247H256V248H254ZM260 247V248H259ZM262 247V248H261ZM38 248V249H37ZM42 248V249H41ZM72 248V249H71ZM81 248V249H80ZM93 248L96 250H93ZM101 248V249H100ZM113 248V249H112ZM132 248H133V250H132ZM140 249L139 251H137V253H136V249ZM146 248H147V250H146ZM149 248V249H148ZM158 248V249H157ZM174 248V249H173ZM183 248V249H185V250H181V249ZM188 248V249H187ZM198 248V249H197ZM212 248V249H211ZM214 248V249H213ZM235 249V250H232V249ZM249 248V249H248ZM252 248V249H251ZM6 249V250H5ZM46 251H45V250ZM48 249H50L51 250V252H49L50 250H48ZM55 249V250H54ZM59 249V250H58ZM79 249V250H78ZM85 249V250H84ZM99 249V250H98ZM123 249H124V251H123ZM163 250V251H161V250ZM172 249V250H171ZM191 249H192V251H191ZM206 252H209V255L210 256H208V253L206 254L205 253V251ZM207 249H210L209 251L207 250ZM217 249H219L220 251H218L217 252ZM57 250V251H56ZM73 250V251H72ZM76 250V251H75ZM84 250V251H83ZM87 250V251H86ZM93 252H95V253H93ZM102 250V251H101ZM110 250V251H109ZM120 250V251H119ZM144 250H146V252L144 251ZM150 250V251H149ZM159 250V251H158ZM169 250V251H168ZM176 250V251H175ZM177 250H179V251H177ZM204 251V253L202 252V251ZM215 250H216V252H215ZM250 250H252V251H250ZM257 250H259V251H257ZM6 251V252H5ZM54 251V252H53ZM59 251V252H58ZM63 251V252H62ZM67 251V252H66ZM72 251V252H71ZM75 251V252H74ZM83 251V252H82ZM108 251V252H107ZM119 251V252H118ZM122 251V252H121ZM142 251H144V252H142ZM148 251V252H147ZM175 251V252H174ZM181 251V252H180ZM191 251V252H190ZM196 251V252H195ZM199 251V252H198ZM200 251L202 252L201 254H198V253H200ZM210 251H212V252H210ZM231 251V253H229ZM237 251L240 253H237ZM245 251V252H244ZM255 251V252H254ZM257 251V252H256ZM21 252H22V254H23V256H24V259H23V256L21 255ZM30 252V253H29ZM46 252V253H45ZM49 252V253H48ZM80 252V253H79ZM82 252V253H81ZM90 252V253H89ZM92 252V253H91ZM98 252V253H97ZM101 254H100V253ZM114 252V253H113ZM115 252H118V253H115ZM129 252V253H128ZM133 252V253H132ZM139 252V253H138ZM143 253V254H140V253ZM154 252H155V254H154ZM162 252V253H161ZM163 252H166V253H164L163 254ZM176 252L178 253V254H176ZM179 252H180V255H179ZM220 252V253H219ZM230 254H228V253ZM251 253V254H248L247 255V253ZM20 253V254H19ZM54 253H56L55 255H54ZM68 253H70L69 254V256H68ZM76 253H78L77 255H76ZM86 253V254H85ZM87 253H88V256H87ZM135 253V254H134ZM145 253V254H144ZM168 253V254H167ZM198 254L199 255V258L197 257V255L196 254ZM241 253H243V254H241ZM256 253V254H255ZM51 254V255H50ZM60 256V254H62L61 255V258L58 256V255ZM92 254V255H91ZM103 254V255H102ZM114 254H116L115 256H114ZM118 254H119V256H118ZM120 254L123 256V260L124 261H122V256H120ZM127 254V258L125 257V255ZM129 254H131V255H129ZM153 254V255H152ZM167 254V255H166ZM171 254V255H170ZM175 254V255H174ZM186 255V257L185 256H182V255ZM190 254L192 255V256H190ZM205 254V256L207 257H205L204 256V258L201 260L200 258H202L203 257V255ZM237 255V259H236V255ZM255 254V255H254ZM257 254H258V256L259 257H257L256 258V256H257ZM4 255V256H3ZM17 255H19L18 256V258H20V259H17ZM80 255H82V256H80ZM85 255V256H84ZM94 255V256H93ZM96 255H98V256H96ZM112 255V256H111ZM141 255H143V256H141ZM146 255H147V257H146ZM154 255H157V256H155L154 257ZM164 255V256H163ZM170 255V256H169ZM174 257H173V256ZM212 255H213V257H212ZM227 255V256H226ZM245 255V256H244ZM251 255H252V259H254V260H252L251 259ZM28 256V257H27ZM52 256V257H51ZM58 256V257H57ZM73 256V257H72ZM75 256V257H74ZM89 256H90V258H89ZM138 256V257H137ZM151 256V257H150ZM152 256H153V258H152ZM161 256H162V258H161ZM172 256V257H171ZM182 256V257H181ZM215 256V257H214ZM231 256H233V257H231ZM240 256H241V258H240ZM247 256V258H245ZM13 257H15V258H13ZM47 257V258H46ZM67 257V258H66ZM69 257V258H68ZM79 257V258H78ZM80 257H81V259H80ZM93 257V258H92ZM97 257V258H96ZM119 257V258H118ZM128 257H132V259L131 258H128ZM141 259H140V258ZM142 257H144V258H142ZM145 257H146V259H145ZM163 257H164V259H163ZM165 257H168L167 259H165ZM169 257H171L170 258V260H171V262H170V260H169ZM180 257V258H179ZM209 257V258H208ZM218 257H220V258H218ZM235 257V258H234ZM3 258H5V259H3ZM50 258V259H49ZM52 258H54L55 260H57V261H55L54 259H52ZM87 260H86V259ZM96 258V259H95ZM108 258V259H109ZM114 258H115V260H114ZM124 258H126V259H124ZM175 258V259H174ZM177 258V259H176ZM183 258V259H182ZM193 258H194V261H193ZM198 260H197V259ZM211 258V259H210ZM239 258V259H238ZM248 258H250V259H248ZM260 258V259H259ZM16 259V260H15ZM21 259H23V261L21 260ZM63 259V260H62ZM67 259V260H66ZM81 261H80V260ZM89 259V260H88ZM113 259V260H112ZM138 259V260H137ZM143 259H145L144 261H143ZM185 259V260H184ZM213 259V260H212ZM233 259V260H232ZM235 259V260H234ZM243 259H247V260H243ZM3 260V261H2ZM5 260V261H4ZM15 260V261H14ZM18 260V261H17ZM50 262H49V261ZM61 260V261H60ZM72 260V261H71ZM75 260V261H74ZM85 260V261H84ZM92 260H94V261H92ZM126 260V261H125ZM147 260V261H146ZM152 260H153V262H152ZM161 260V261H160ZM197 260V261H196ZM212 260V261H211ZM242 260V261H241ZM256 260V261H255ZM10 261V262H9ZM12 261H14V262H12ZM24 261H25V263H24ZM52 261V262H51ZM60 261V262H59ZM65 261V262H64ZM80 261V262H79ZM98 261V263H96ZM100 261V262H99ZM129 261V262H128ZM159 261V262H158ZM166 261V262H165ZM174 263H173V262ZM175 261H176V263H175ZM183 261V262H182ZM189 262V263H187V262ZM191 261V262H190ZM201 261V262H200ZM203 261H204V263H203ZM208 261H211V262H208ZM232 261V262H231ZM237 263H236V262ZM251 261H255V262H257V263H253V262H251ZM4 262H6V263H4ZM22 262V263H21ZM47 262V263H46ZM57 262V263H56ZM71 262V263H70ZM82 262H84V263H82ZM86 262V263H85ZM118 262V263H117ZM125 262V263H124ZM133 262V263H132ZM136 262V263H135ZM143 262V263H142ZM148 262V263H147ZM158 262V263H157ZM178 262H180V263H178ZM185 262V263H184ZM194 262V263H193ZM197 262V263H196ZM216 262H218V263H216ZM233 262H235V263H233ZM241 262V263H240ZM205 263V264H206ZM103 264H106V263H103ZM107 264H110V263H107Z\"/></svg>",
    "mask_w": 264,
    "mask_h": 264
},
{
    "label": "bare ground",
    "instance_id": "bare-ground-1",
    "mask_svg": "<svg viewBox=\"0 0 264 264\" xmlns=\"http://www.w3.org/2000/svg\"><path fill=\"white\" fill-rule=\"evenodd\" d=\"M5 1H8V0H5ZM46 1H47V3H48L49 0H46ZM51 1H52V0H51ZM59 1H60V0H59ZM68 1H69V0H68ZM76 1H77V0H76ZM76 1H75V2H76ZM90 1H91V0H90ZM92 1H93V0H92ZM101 1H102V0H101ZM106 1H108V0H106ZM112 1H113V0H112ZM119 1H121V0H119ZM133 1H134V0H132V3H134ZM138 1H139V0H138ZM147 1H148V0H147ZM150 1H151V0H150ZM159 1H160V0H159ZM159 1H158V0L155 1L156 4H159ZM174 1H175V0H162V3L160 2V7H161V8H156V9H158V10H159V9H163L164 11H166V10L172 11V9H174V8L176 7V6H175V3H176V2L174 3ZM179 1H180V0H179ZM182 1H183V0H182ZM185 1H186V0H185ZM188 1H189V0H188ZM198 1H200V0H198ZM202 1H203V0H202ZM202 1H201V2H202ZM206 1H207V0H206ZM214 1H215V6H216V3H218L217 1H219V0H217V1L214 0ZM224 1H225V0H224ZM224 1L221 0V2H223V3H221L220 5H222V4L225 5V4H226V6H227V5L229 4V6H230V2L227 4V2H226L227 0L225 1L226 3H225ZM230 1H231V0H230ZM233 1H235V0H233ZM33 2H34V1H33ZM36 2H39V1L37 0ZM40 2H41V1H40ZM49 2H50V1H49ZM57 2H58V1H57ZM57 2H56V3H57ZM70 2H71V1H70ZM84 2H85V1H84ZM86 2H87V1H86ZM86 2H85V3H86ZM94 2H97V1H93V3H94ZM125 2H126V1H125ZM130 2H131V1H130ZM130 2H129V3H130ZM135 2H136V1H135ZM142 2H143V1L141 0L140 5H141ZM152 2H153V0H152L150 3H152ZM155 2H154V3H155ZM186 2H187V1H186ZM209 2H211V0H210ZM244 2H246V0H243L242 4H244ZM250 2H251V0H250ZM252 2H253V1H252ZM262 2H263V1H262ZM262 2H261V3H262ZM4 3H5V2H4ZM4 3H2V4H4ZM9 3H10V2H9ZM9 3H8V4H9ZM61 3H62V1H61ZM61 3H60V4H61ZM64 3H65V2H64ZM82 3H83V2H82ZM85 3H84V4H85ZM89 3H90V2H89ZM89 3H88V4H89ZM93 3H91V5H92ZM103 3H104V2H103ZM109 3H111V2H109ZM116 3H117V2H116ZM118 3H119V2H118ZM121 3H122V2H121ZM136 3H138V2H136ZM154 3H152V4L154 5ZM178 3H179V2H178ZM182 3H183V2H182ZM182 3H181V4H182ZM187 3H188V2H187ZM191 3H193V2H191ZM194 3H195V2H194ZM203 3H204V2H203ZM213 3H214V2H213ZM213 3H212V4H213ZM231 3H232V2H231ZM238 3H239V2L237 1V4H238ZM246 3H247V2H246ZM246 3H245V4H246ZM258 3L260 4V2H258ZM10 4H11V3H10ZM40 4H41V3H40ZM50 4H51V3H50ZM50 4H49V5H50ZM74 4H75V3H74ZM76 4H77V3H76ZM78 4L80 5V6L78 5L79 7H83V5H84V4H83V5L81 6L80 3H78ZM86 4H87V3H86ZM88 4H87L86 6H89ZM96 4H97V3H96ZM96 4H95V5H96ZM100 4H101V3H100ZM106 4H107V2H106ZM106 4H105V5H106ZM122 4H123V3H122ZM125 4H127V3H125ZM138 4H139V3H138ZM146 4H147V3H146ZM148 4H149V2H148ZM152 4H151V7H152ZM173 4H174V5H173ZM232 4H233V3H232ZM234 4L236 5V1L234 2ZM240 4H241V3H240ZM249 4H250V3H249ZM249 4L247 3L248 6H249ZM254 4H255V3L250 4V5H252V7H253ZM256 4H257V3H256ZM256 4H255V5H256ZM5 5H6V4H4V6H5ZM35 5H37V3H36ZM38 5H39V4H38ZM49 5H48V6H49ZM52 5H53V4H52ZM55 5H56V4H55ZM57 5H58V4H57ZM110 5L112 6V4H110ZM130 5L132 6V4H130ZM136 5H137V4H136ZM179 5H180V3H179ZM183 5H184V4H183ZM191 5H192V4H191ZM195 5H196V4H195ZM209 5H210V4H209ZM261 5H262V4H261ZM261 5H260V6H261ZM44 6H45V5H44ZM48 6L46 5V7H48ZM63 6H65V5H63ZM76 6H77V5H76ZM86 6H84L85 9L88 8V7L86 8ZM93 6H94V5H93ZM93 6H91V7H93ZM96 6H98V4H97ZM113 6H114V5H113ZM113 6H112V7H113ZM123 6H124V4H123ZM123 6H122V7H123ZM137 6H138V5H137ZM143 6H145V5H143ZM158 6H159V5H158ZM174 6H175V7H174ZM198 6H199V5H198ZM198 6H197V8H199ZM205 6H206V5H205ZM231 6H232V5H231ZM236 6H237V10H238V7H239L240 5H236ZM241 6H242V5H241ZM241 6H240V7H241ZM243 6H244V5H243ZM243 6H242V7H243ZM256 6H257V5H256ZM260 6H258V8H259ZM40 7H41V6H40ZM54 7H55V6H54ZM54 7H53V8H54ZM57 7H58V6H57ZM59 7L62 8V6H59ZM69 7H72V6L69 5ZM102 7L106 10L105 6L102 5ZM102 7H101V8H102ZM106 7H107V6H106ZM120 7H121V6H120ZM124 7H125V6H124ZM127 7H128V5H127ZM139 7H140V6H139ZM148 7H150V6L148 5ZM151 7H150V8H151ZM182 7H183V6H182ZM187 7H188V6H187ZM194 7H195V6H194ZM211 7H212V6H211ZM218 7H219V5H218ZM232 7H233V6H232ZM232 7H231V8H232ZM240 7H239V9H240ZM9 8H12V7H9ZM43 8H45V7H43ZM60 8H59V9H60ZM67 8H68V7H67ZM73 8H74V6H73ZM77 8H78V7H77ZM101 8H100V10H101ZM103 8H102V9H103ZM116 8H117V7H116ZM132 8H133V7H132ZM143 8H144V7H143ZM143 8H140V9H141V12L143 11V10H142ZM146 8H147V7H146ZM176 8H177V7H176ZM178 8L180 9V7H178ZM178 8H177V9H178ZM184 8H185V7H184ZM200 8H202V7H200ZM219 8H220V7H219ZM219 8H217V9H219ZM221 8H222V7H221ZM221 8H220V9H221ZM228 8H229V7H228ZM235 8H236V7H235ZM235 8L233 7L232 10H236ZM249 8H250V6H249ZM0 9L2 10V7H1V6H0ZM18 9H20V8H18ZM54 9H55V8H54ZM59 9H57V11H59ZM65 9H66V7H65ZM80 9H82V8H80ZM85 9H84V10H85ZM110 9H111V8H110ZM114 9H115V7H114ZM126 9H127V8H126ZM128 9H130V8H128ZM140 9H139V10H140ZM181 9H182V8H181ZM186 9H187V8H186ZM191 9H192V8H191ZM195 9H196V8H194V10H195ZM213 9H215V8H213ZM220 9H219V11H220ZM242 9L244 10V7L241 8V10H242ZM247 9H248V8H247ZM252 9H253V8H252ZM255 9H257V8H255ZM255 9H254V10H255ZM5 10H7V9H6V6H5ZM5 10H4V12H5ZM38 10H42V9H38ZM48 10H49V7H48ZM61 10L64 11L63 9H61ZM61 10H60V14H61V16H62V12H61ZM67 10H68V9H66V11H67ZM72 10H73V9H71L70 11H72ZM78 10H79V9H78ZM100 10H99V11H100ZM108 10H109V9H108ZM115 10H116V9H115ZM124 10H125V9H124ZM130 10H131V9H130ZM130 10H129V11H130ZM137 10H138V9H136V12H138V13L140 14L141 12H139V10H138V11H137ZM146 10H147V9H146ZM158 10H157V11H158ZM163 10H161V11H163ZM175 10H176V9H175ZM175 10H174V11H175ZM241 10H240V11H241ZM243 10L241 11V12H243V14H242L241 12H239V10H238V11H237V15H238V13H239L238 16L241 15V16L243 17L244 13H246V10H244L245 12H244ZM249 10H250V9H249ZM258 10H259V9H258ZM258 10H256V11H258ZM7 11H8V10H7ZM7 11H6V12H7ZM44 11H45V10H44ZM49 11H50V10H49ZM52 11H54V10H52ZM66 11H65V12H66ZM79 11H80V10H79ZM81 11H82V10H81ZM87 11H88V10H87ZM90 11H91V9H90ZM95 11H96V10H95ZM102 11H103V10H102ZM117 11L119 12V9H118ZM121 11H123V10L120 9V12H121ZM126 11H128V10H126ZM129 11H128V12H129ZM133 11H134V10H133ZM151 11H152V10H151ZM176 11H177V10H176ZM181 11H182V10H180V12H181ZM183 11H184V10H183ZM183 11H182V12H183ZM202 11H203V10H202ZM208 11H209V12H208ZM211 11H213V10L211 9ZM222 11H223V9H222ZM226 11H227V9H226ZM228 11H229V10H228ZM228 11H227V12H228ZM230 11H231V10H230ZM260 11H262V10H260ZM1 12H2V11H1ZM4 12H3V13H4ZM9 12H10V11H9ZM12 12H13V11H11V13H12ZM19 12H21V10H20ZM40 12H41V11H40ZM47 12H48V11H47ZM73 12H74V11H73ZM104 12H105V11H104ZM104 12H102V13H104ZM110 12H111V11H109V13H110ZM113 12H114V11H113ZM182 12H181V13H182ZM184 12H185V11H184ZM184 12H183V13H184ZM199 12H200V11H199ZM206 12H207V14H208V13L211 14V13H210V9H207ZM217 12H218V10H217ZM224 12H225V11H224ZM262 12H264V11H262ZM15 13H16V10H15ZM41 13H43V12H41ZM49 13H50V12H49ZM55 13H56V12H54V16H56V15L59 14V12H58V14H56V15H55ZM74 13H75V12H74ZM74 13H73V14H74ZM78 13H79V12H78ZM87 13L90 14V12H87ZM92 13H93V12H92ZM125 13H126V12H125ZM155 13L159 14L160 12H155ZM164 13H165V12H164ZM173 13H174V12H173ZM175 13H177V12H175ZM175 13H174V14H175ZM178 13H179V12H178ZM220 13H221V12H220ZM233 13H234V11H233ZM233 13H231V14H233ZM235 13H236V11H235ZM235 13H234V14H235ZM247 13H248V12H247ZM252 13H253V12H252ZM256 13H258V12H256ZM256 13H254V14H256ZM9 14H10V13H9ZM46 14H47V13H46ZM46 14H45V15H46ZM82 14H83V13H82ZM97 14H98V13H97ZM110 14H111V13H110ZM115 14H117V13H115ZM119 14H120V13H119ZM126 14H127V13H126ZM129 14H131V13H129ZM133 14H134V13H133ZM144 14H145V13H144ZM150 14H151V13H150ZM196 14H197V13H196ZM207 14H206V15H207ZM209 14H208V15H209ZM214 14H215V13H214ZM221 14H222V13H221ZM234 14H233V15H234ZM258 14H259V15H258L259 18H260V17H261V18H264V16H260V13H258ZM3 15H5V13H4ZM3 15H2V16H3ZM6 15H7V14H6ZM6 15H5V16H6ZM39 15H40V14H39ZM42 15H44V14H42ZM79 15H81V14H79ZM85 15H86V14H85ZM100 15H101V14H100ZM102 15H104V14H102ZM105 15H106V14H105ZM113 15H114V14H113ZM135 15H137V13H136ZM142 15H143V14H142ZM145 15H146V14H145ZM166 15H167V13H166ZM166 15H165V16H166ZM168 15H169V12H168ZM175 15H177V14H175ZM183 15H184V14H183ZM185 15H186V14H185ZM201 15H203V14H201ZM217 15H218V14H217ZM226 15H227V14H226ZM246 15H247V14H246ZM246 15H245V16H246ZM250 15H251L252 17H254L251 13H250ZM250 15H249V16H250ZM13 16H14V15H13ZM17 16H18V15H17ZM40 16H41V15H40ZM46 16H47V15H46ZM58 16H60V15H58ZM65 16H66V15H65ZM69 16H70V15H69ZM72 16H73V15H72ZM74 16H76V15H74ZM74 16H73V17H74ZM87 16H88V15H87ZM96 16H97V15H96ZM116 16H117V15H116ZM124 16H125V14L123 15V17H124ZM130 16H131V15H130ZM137 16H138V15H137ZM147 16H148V15H147ZM149 16H151V15H149ZM154 16H155V15H154ZM154 16H152V17H154ZM163 16H164V15H163ZM172 16H173V15H172ZM177 16H179V15H177ZM197 16H199V15L197 14ZM222 16H223V15H222ZM224 16H225V15H224ZM245 16H244V18L240 17V18H242V19H240V18L237 17L236 14H235V16H233V18L229 16L231 19H230L229 17H223V19H224V18H226V19L229 18V20H233V19H235V17H237V20L240 19L239 23L241 22V25H242V22H243V25H244L245 23H244L243 19L245 20ZM251 16H250L248 19H250ZM7 17H8V16H7ZM10 17H11V15H10ZM18 17H19V16H18ZM22 17H23V16H22ZM22 17H21V18H22ZM24 17H25V16H24ZM42 17H43V16H42ZM51 17H53V16H51ZM73 17H72V18H73ZM81 17H82V16H81ZM88 17L90 18L91 16H88ZM92 17H93V16H92ZM100 17H101V16H99L98 18L100 19ZM152 17H151V18H152ZM158 17H160V16H158ZM161 17H162V16H161ZM179 17H181V15H180ZM188 17H189V15H188ZM188 17L185 16V18H188ZM190 17H192V16H190ZM193 17H194V16H193ZM246 17H247V16H246ZM4 18L7 19L6 17H4ZM4 18H3V19H4ZM8 18H9V17H8ZM26 18H27V17H26ZM30 18H31V17H30ZM57 18H58V17H57ZM57 18H56V19H57ZM65 18H67V17H65ZM85 18H86V16H85ZM94 18H95V16H94ZM103 18H105V17H103ZM109 18H110V17H109ZM116 18H117V17H116ZM132 18H133V17L131 16V18H129V19H132ZM134 18H136V17L134 16ZM147 18H148V17H147ZM169 18H170V17H169ZM169 18H168V19H169ZM173 18H174V17H173ZM175 18H178V17H175ZM181 18H182V17H181ZM199 18H200V17H199ZM216 18H217V17H216ZM0 19H1V18H0ZM9 19H10V18H9ZM13 19H14V18H13ZM13 19H11L10 21H9L8 19H7V20H8L9 22H11ZM18 19H19V18H18ZM23 19L25 20V18H23ZM28 19H29V17H28L26 20H28ZM38 19H39V16H38ZM38 19H37V20H38ZM40 19H41V18H40ZM50 19H51V18H50ZM68 19H69V18H68ZM83 19H84V14H83ZM83 19H82V21H83ZM91 19H92V18H91ZM120 19H121V17H120ZM125 19H126V18H125ZM127 19H128V18H127ZM129 19H128V20H129ZM154 19H155V18H154ZM157 19H158V18H157ZM157 19H155V20L158 21ZM178 19H180V18H178ZM193 19H194V18H193ZM196 19H197V17H196ZM211 19H212V18H211ZM211 19H210V20H211ZM219 19H220V18H219ZM226 19L223 20V22H222L223 25H224V23L226 24L225 26H227V23L229 22V20H228V22H227ZM248 19H247V20H248ZM15 20H16V19H15ZM20 20H21V19H20ZM29 20H30V19H29ZM35 20H36V18H35ZM42 20L44 21L43 18H42ZM42 20H41V21H42ZM57 20H58V19H57ZM59 20H60V19H59ZM59 20H58V21H59ZM71 20H72V19H71ZM79 20H80V19H79ZM88 20H89V19H88ZM93 20H94V19H93ZM101 20H102V19H101ZM103 20H104V19H103ZM111 20H113V19H111ZM117 20H118V19H117ZM133 20H134V19H133ZM139 20H140V18H139ZM139 20H138V21H139ZM174 20H177V19H174ZM188 20H189V19H188ZM190 20H191V19H190ZM204 20H207V19H204ZM204 20H203V21H204ZM212 20L214 21V19H212ZM247 20H246L245 22H247ZM251 20H252V18H251ZM251 20H250V22H251ZM257 20H258V19H257ZM262 20H263V21H262ZM262 20H261V22H264V19H262ZM0 21H1V20H0ZM5 21H6V20H4V22H5ZM8 21H6V22H8ZM43 21H42V22H43ZM45 21H46V20H45ZM51 21H52V20H51ZM51 21H50V22H51ZM61 21H62V19H61ZM61 21H60V22H61ZM66 21H67V20H66ZM96 21H98V19H97ZM104 21H105V20H104ZM104 21H103V22H104ZM108 21H110V20H108ZM118 21H120V20H118ZM118 21H117V22H118ZM131 21H132V20H131ZM151 21H152V20H151ZM156 21H155V22H156ZM193 21H194V20H193ZM196 21H197V20H196ZM201 21H202V20H201ZM215 21H216V20H215ZM217 21H218V20H217ZM235 21H236V19H235ZM248 21H249V20H248ZM259 21H260V19L258 20V22H259ZM13 22H14V21H13ZM28 22H30V21H28ZM31 22H32V20H31ZM46 22H47V21H46ZM48 22H49V21H48ZM52 22H54V21H52ZM56 22H57V21H56ZM63 22H64V20H63ZM72 22L74 23V20H73ZM77 22H78V21H77ZM77 22H75V23H77ZM87 22H88V21H87ZM106 22H107V20H106ZM111 22H112V21H111ZM121 22H123V21H121ZM121 22H120V23H121ZM125 22H126V20H125ZM125 22H124V23H125ZM128 22H129V21H128ZM132 22H133V21H132ZM143 22H145V21H143ZM153 22H154V21H153ZM161 22H162V21H161ZM174 22H175V21H174ZM176 22H177V21H176ZM208 22H209V20H208ZM250 22H248V23H250ZM255 22H256V20H255ZM11 23H12V22H11ZM24 23L26 24V21H25ZM37 23H38V22H37ZM39 23H40V22H39ZM69 23H71V22L69 21ZM83 23H84V22H83ZM83 23H82V24H83ZM88 23L91 24V21L88 22ZM95 23H97V22H95ZM112 23H113V22H112ZM118 23H119V22H118ZM118 23H117V24H118ZM129 23H130V22H129ZM129 23H127V24L125 23V24L128 25ZM134 23H135V22H134ZM140 23H141V22H139V24H140ZM148 23L150 24L149 21H148ZM156 23H157V22H156ZM164 23H165V22H164ZM178 23H179V22H178ZM193 23H194V22H193ZM197 23H198V22H197ZM205 23H206V21H205ZM210 23H211V22H210ZM219 23H220V22H219ZM231 23H232V22H231ZM248 23H247V24H248ZM252 23H254V21H253ZM1 24H2V25H5V23H2V22H1ZM1 24H0V30H1V28L4 29V30H5V28H6V30H7V29H8V30L11 29V28H10V29L7 28V27H9V23H7L8 26L6 25L5 28H3L4 26L1 27ZM30 24H31V23H30ZM32 24H33V23H32ZM40 24H42V23H40ZM47 24H48V23H47ZM51 24H52V23H51ZM61 24H62V23H61ZM90 24H89V25H90ZM99 24H100V23H98V25H99ZM114 24H116V23H114ZM130 24H131V23H130ZM146 24H147V23H146ZM149 24H148V25H149ZM159 24H161V23H159ZM162 24H163V23H162ZM169 24H170V21H169ZM186 24H187V23H186ZM195 24H196V23H195ZM199 24H201V23H199ZM207 24H208V23H207ZM214 24H215V23H214ZM232 24H233V23H232ZM258 24H259V23H258ZM258 24L256 23V25H258ZM19 25H20V24H19ZM38 25H39V24H38ZM48 25H49V24H48ZM57 25H58V24H57ZM72 25H73V24H72ZM84 25H88V24H84ZM91 25H92V24H91ZM95 25H96V24H94L93 27H94ZM126 25H124V26H126ZM140 25H141V24H140ZM148 25H147V26H148ZM163 25L166 26L167 24H163ZM163 25H160V26H163ZM175 25H176V24H175ZM184 25H185V23H184ZM184 25H183V27H184ZM188 25H189V24H188ZM188 25H187V26H188ZM190 25H191V24H190ZM203 25H204V23H203ZM211 25H212V24H211ZM211 25H210L209 27H212ZM215 25H217V22H216ZM219 25L221 26V24H218V26H215V27H217V28L219 27V30H220L221 27H220ZM235 25H236V24H234V26H235ZM237 25H238V24H237ZM237 25H236V26H237ZM245 25H246V24H245ZM245 25H244V26H245ZM14 26H15V25H14ZM43 26L45 27L46 24L43 23ZM55 26H56V25H55ZM75 26H76V25L74 24V27H75ZM131 26H133V25H131ZM143 26H144V25H143ZM156 26H157V25H156ZM178 26H179V24H178ZM229 26H230V25H229ZM229 26H227V27H229ZM238 26H239V25H238ZM258 26H259V25H258ZM260 26H261V24H260ZM262 26H264V25L262 24ZM262 26H261V27H262ZM10 27H11V26H10ZM15 27H17V25H16ZM22 27H23V26H22ZM30 27H31V26H30ZM47 27H50V26H47ZM76 27H77V26H76ZM109 27H111V26H109ZM113 27H114V26H113ZM119 27H121V26H119ZM126 27H127V26H126ZM133 27H134V26H133ZM133 27H132L131 29H134V28H135V27H134V28H133ZM148 27H149V26H148ZM152 27H153V25H152ZM157 27H158V26H157ZM163 27H164V26H163ZM196 27H197V26H196ZM201 27H202V26H201ZM206 27H207V26H206ZM223 27H224V26H223ZM223 27H222V30H223ZM227 27H226V28H227ZM239 27H240V30H239V29H235L236 27L233 28V29H235V31L232 30L233 33H234V32L236 33V32L238 31L237 34L240 35V34H239V31L242 30V26H239ZM239 27H238V28H239ZM246 27H247V26H246ZM246 27H245V28H246ZM255 27H256V26H255ZM19 28H20V27H19ZM24 28H25V27H24ZM34 28H35V27H34ZM34 28H33V29H34ZM36 28H39V29H40V26L37 27V25H36ZM53 28H54V27H53ZM77 28H79V27H77ZM77 28H75V29H77ZM83 28H84V27H83ZM85 28H86V27H85ZM98 28H99V27H96L95 29H98ZM103 28H104V26H103ZM106 28H107V27H106ZM127 28H128V27H127ZM129 28H130V25H129ZM141 28H142V25H141ZM149 28H150V27H149ZM169 28H170V27H169ZM172 28H173V27H172ZM185 28H186V27H185ZM187 28H188V27H187ZM191 28H192V27H191ZM193 28H195V27H193ZM212 28H213V27H212ZM212 28H211V29H212ZM217 28H216V29H217ZM224 28H225V27H224ZM226 28H225L223 31H225V30L228 31V29H226ZM230 28L232 29V25L230 26ZM13 29L16 30V28H13ZM13 29H12V31H14ZM39 29H38V31H39ZM47 29H48V28H47ZM62 29H63V28H62ZM69 29L71 30L70 27H69ZM72 29H73V28H72ZM75 29H74V30H75ZM81 29H82V28H81ZM87 29H88V31H89V27H87ZM87 29H86V30H87ZM90 29H94V28H90ZM100 29H101V26H100ZM104 29H105V28H104ZM117 29H118V28H117ZM120 29H121V28H120ZM125 29H126V28H125ZM138 29H139V28H138ZM145 29H146V28H144V30H145ZM156 29H157V28H156ZM183 29H184V28H183ZM188 29H189V28H188ZM200 29H201V28H200ZM204 29H205V28H204ZM231 29H230L229 31H231ZM246 29H248V27H247ZM246 29L243 28V30H245V31H246ZM253 29H254V28H253ZM253 29H252V27H251V30H253ZM257 29H258V28H256V31H257ZM262 29H263V28H262ZM25 30H26V29H25ZM30 30H31V29H30ZM36 30H37V29H36ZM41 30H42V28H41ZM67 30H68V29H67ZM121 30H122V29H121ZM123 30H124V29H123ZM127 30H128V29H127ZM147 30H148V29H147ZM151 30H152V29H151ZM154 30H155V29H154ZM162 30H163V29H162ZM192 30H193V29H192ZM222 30H221V31H222ZM243 30H242V32H243ZM1 31H2V30H1ZM17 31H18V29H17ZM82 31H83V30H82ZM94 31H95V30H94ZM97 31H100V30H97ZM104 31H105V30H104ZM109 31H110V30H109ZM113 31H115V30H113ZM128 31H129V30H128ZM140 31H141V30H140ZM193 31H194V30H193ZM199 31H200V30H199ZM202 31H203V30H202ZM207 31H208V30H207ZM229 31H228V33H230ZM232 31H231V32H232ZM247 31L249 32L250 30L248 29ZM254 31H255V30H254ZM260 31H261V30H260ZM2 32H3V34L5 33V31H2ZM2 32H1V33H2ZM7 32L9 33L10 31H7ZM7 32H6V33H7ZM22 32H23V30H22ZM30 32H31V31H30ZM36 32H37V31H36ZM41 32H42V31H41ZM92 32H93V31H92ZM102 32H103V31H102ZM102 32L100 31L99 33L101 34ZM142 32H143V31H142ZM149 32H150V31H149ZM149 32L147 31V33H148V34H147L146 31H145V33H146L147 35H150ZM242 32H240V33H242ZM251 32H252V31H251ZM251 32L249 33V35L251 34ZM258 32H259V31H258ZM261 32H262V31H261ZM8 33H7V34H8ZM10 33H11V32H10ZM10 33H9V34H10ZM13 33H14V32H13ZM13 33H12V34H13ZM17 33H19V32H17ZM25 33H26V32H25ZM27 33H28V32H27ZM43 33H46V32L44 31ZM63 33H64V32H63ZM79 33H80V32H79ZM79 33H78V34H79ZM87 33H88V32H87ZM118 33H119V32H118ZM121 33H122V31H121ZM123 33H124V32H123ZM127 33H128V32H127ZM127 33H126V34H127ZM136 33H138V31H137ZM154 33H155V32H154ZM158 33H159V32H158ZM158 33H157V34H158ZM165 33H166V32H165ZM165 33H164V34H165ZM204 33H205V32H204ZM204 33H203V34H204ZM218 33H219V32H218ZM218 33H217V36H218ZM222 33H223V32H222ZM224 33H225V32H224ZM252 33H253V32H252ZM259 33H260V32H259ZM259 33H258V34H259ZM263 33H264V32H263ZM7 34H4V35L6 36ZM12 34H11V35H12ZM14 34H15V33H14ZM14 34H13V35H14ZM40 34H41V33H40ZM46 34H50V33H46ZM74 34H75V33H74ZM82 34L85 35V33H82V32H81V35H82ZM105 34H106V33H105ZM105 34H104V35H105ZM114 34H115V33H114ZM146 34H145V35H146ZM166 34H168V33H166ZM188 34H189V33H188ZM192 34H193V33H192ZM197 34H198V33H197ZM206 34H207V32H206ZM208 34H209V33H208ZM211 34H212V33H211ZM215 34H216V33H215ZM226 34H227V32H226ZM247 34H248V33H246L245 36H246ZM15 35H17V34H15ZM18 35H19V34H18ZM32 35H33V34H32ZM34 35H35V34H34ZM36 35H37V34H36ZM44 35H45V34H44ZM66 35H68V34H66ZM91 35H92V34H91ZM96 35H98V34H96ZM121 35H122V34H121ZM121 35H120V36H121ZM135 35H136V34H135ZM142 35H144V34H142ZM142 35H141V36H142ZM147 35H146V36H147ZM153 35H155V34L152 33V36H153ZM162 35H163V34H162ZM186 35H187V34H186ZM227 35H228V34H227ZM229 35L231 36L232 33L229 34ZM238 35H237V36H238ZM241 35H244V34L242 33ZM241 35H240V36H241ZM253 35H255V32H254ZM253 35H250V37L253 36ZM260 35H261V34H260ZM263 35H264V34H263ZM0 36H1V34H0ZM2 36H3V35H2ZM2 36H1V38H3ZM5 36H4V37H5ZM27 36H28V35H27ZM41 36H42V35H41ZM49 36H50V35H49ZM70 36H71V35H70ZM109 36H110V35H109ZM112 36H113V35H112ZM123 36H124V35H123ZM131 36H132V35H131ZM136 36H137V35H136ZM166 36H167V38H168V37L174 38V37H172V36H168V35H166ZM188 36H190V34H189ZM207 36H208V35H207ZM223 36H224V35H223ZM235 36H236V35H234V37H235ZM240 36H239V37H240ZM247 36H248V35H247ZM256 36H257V34H256ZM256 36H255V38H253V39H255L254 41H253V40H250V39H249V40H250V41H253V42H256V40H257V39H256ZM6 37H7V36H6ZM6 37H5V38H6ZM24 37H25V36H24ZM45 37H46V35H45ZM51 37H52V35H51ZM71 37H72V36H71ZM75 37H77V36H75ZM80 37H81V36H80ZM94 37H95V35H94ZM102 37H103V36H102ZM116 37H118V36H116ZM124 37H127V35H125ZM143 37H144V36H143ZM150 37H151V36H150ZM159 37H160V36H159ZM163 37H164V36H163ZM163 37H162V38H163ZM190 37H191V36H190ZM199 37H200V34H199ZM201 37H202V36H201ZM212 37H213V36H212ZM212 37H208V38H212ZM215 37H216V36H215ZM221 37H222V36H221ZM241 37H242V36H241ZM253 37H254V36H253ZM257 37H258V36H257ZM259 37H260V36H259ZM261 37H263V36H261ZM5 38H4V39H5ZM13 38H14V36H13ZM16 38H17V37H16ZM21 38H22V37H21ZM21 38L18 37V39H21ZM30 38H32V37H30ZM41 38H42V37H41ZM47 38H48V37H47ZM89 38L91 39V37H89ZM89 38H88V39H89ZM106 38H107V37H106ZM110 38H111V37H110ZM112 38H114V37H112ZM112 38H111V40H112V43H113V42H114V41H113L114 39H112ZM120 38H121V37H120ZM128 38H129V37H127L126 39H128ZM131 38H132V37H131ZM134 38H135V36H134ZM147 38H148V37H147ZM147 38H146V39H147ZM162 38H161V39H162ZM192 38H193V37H192ZM206 38H207V37H206ZM213 38H214V37H213ZM218 38H219V36H218ZM230 38H231V37H229V39H230ZM243 38L245 39L244 36H243ZM248 38H249V37H248ZM248 38L246 37V39H248ZM251 38H252V37H251ZM263 38H264V37H263ZM263 38H262V39H263ZM10 39L12 40V38H10ZM26 39H27V38H26ZM32 39H33V38H32ZM38 39H39V38H38ZM54 39H55V38H54ZM80 39H82V38H80ZM88 39H87V40H88ZM98 39H99V36H98ZM103 39L106 41L105 36L103 37ZM103 39H102V40H103ZM140 39H142V38H140ZM140 39H139V42H140ZM144 39H145V38H144ZM150 39H151V38H150ZM168 39H169V38H168ZM174 39H175V38H174ZM189 39H190V38H189ZM195 39H196V38H195ZM214 39H215V38H214ZM233 39H235V38H233ZM240 39H241V38H239V40H240ZM260 39H261V38H260ZM1 40H2V39H1ZM1 40H0V42H2ZM29 40H30V39H29ZM42 40H44V39H42ZM46 40H48V39H46ZM46 40H45V41H46ZM50 40H52V39H50ZM57 40H59V39H57ZM65 40H66V39H65ZM77 40H78V39H77ZM83 40H84V39H83ZM94 40H95V39H94ZM107 40H109V39H107ZM121 40H122V39H121ZM121 40H118V41L120 42ZM129 40H130V39H129ZM137 40H138V39H137ZM148 40H149V39H148ZM151 40H152V39H151ZM158 40H159V39H158ZM165 40H166V38H165ZM176 40H178V39H176ZM197 40H199V39H197ZM201 40H203V39H201ZM204 40H205V38H204ZM210 40H211V39H210ZM210 40H209V42H210ZM224 40H228V39L226 38V39H224ZM230 40H231V39H230ZM235 40L238 41L237 39H235ZM258 40H259V39H258ZM258 40H257V42H258ZM7 41H9V39H8ZM19 41H20V40H19ZM21 41H22V40H21ZM24 41H25V40H24ZM31 41H32V40H31ZM38 41H39V40H38ZM45 41H44V43H45ZM67 41H68V39H67L65 42H67ZM69 41H71V40L69 39ZM73 41H74V40H73ZM85 41H86V40H85ZM99 41H100V39H99ZM116 41H117V39H116ZM156 41H157V39H156ZM156 41H155V42H156ZM162 41H163V40H162ZM185 41H186V40H185ZM216 41L218 42L219 40H216ZM243 41H244V40H243ZM246 41H247V40H246ZM246 41H244V42H246ZM4 42H6V40H5ZM11 42H12V41H11ZM26 42H27V41H26ZM34 42H35V41H34ZM39 42H40V41H39ZM41 42H42V41H41ZM78 42H79V41H78ZM87 42H88V41H87ZM96 42H98V41H96ZM106 42H108V41H106ZM106 42H105V43H106ZM128 42H129V41H128ZM143 42L145 43V41H143ZM143 42H142V43H143ZM164 42H165V41H164ZM169 42H170V40H169ZM196 42H197V41H196ZM204 42H206V41H204ZM204 42H203V44H204ZM207 42H208V40H207ZM219 42H220V41H219ZM223 42H224V41H223ZM230 42L233 43L234 41H230ZM253 42H252V43H253ZM260 42H261V41H260ZM13 43H14V42H13ZM18 43H19V42H18ZM22 43H23V42H22ZM22 43H20V44L24 46V43H23V44H22ZM42 43H43V42H42ZM49 43H50V42H49ZM51 43H52V42H51ZM69 43H72V42H69ZM73 43H74V42H73ZM75 43H76V42H75ZM89 43H90V41H89ZM91 43H92V42H91ZM91 43L89 44V46L91 45V47H92V44H91ZM93 43H94V42H93ZM108 43H110V41H109ZM126 43H127V42H126ZM144 43H143V44H144ZM149 43H150V41H149ZM153 43H154V42H153ZM158 43H159V42H158ZM160 43H162V42H160ZM165 43H166V42H165ZM172 43H173V42H172ZM185 43H186V42H185ZM191 43H192V42H191ZM193 43H194V41H193ZM193 43H192V45H193ZM246 43H247V42H246ZM246 43H245V44H246ZM248 43H249V41H248ZM248 43H247V44H248ZM258 43H259V42H258ZM258 43H257V44H258ZM263 43H264V40H262L261 44H263ZM2 44H3V42H2ZM2 44L0 43V45H2ZM8 44H9V46H10V44H11L10 47L13 48V46H12L13 44L10 43V41H9ZM14 44H16V45H20V44H17V42L14 43ZM29 44H30V43H29ZM47 44H48V43H47ZM52 44H53V43H52ZM61 44H62V43H61ZM63 44H64V43H63ZM63 44H62V46H63ZM84 44H85V43H84ZM99 44H100V43H99ZM99 44H98L97 46H99ZM106 44H107V43H106ZM106 44H105V45H106ZM119 44H120V43H119ZM121 44H122V43H121ZM135 44H136V43H135ZM147 44H148V43H147ZM154 44H155V43H154ZM167 44H168V43H167ZM176 44H178V43H176ZM176 44H175V46H176ZM179 44L182 45L183 42H182V44H181V43H179ZM205 44H206V43H205ZM213 44H214V42H213ZM241 44H243V42H242ZM245 44H244L243 46H241L242 48H241L240 46H237V47H236L237 49L234 47L235 50H237V52H236V51H235V52H236L237 54L239 53V54H241L242 56H244V55H243L244 52L247 51L246 48L244 47ZM254 44L257 45L256 43H254ZM254 44H253V45H254ZM259 44H260V43H259ZM259 44H258V45H259ZM261 44H260V45H261ZM3 45H4V44H3ZM3 45H2V46H3ZM5 45L7 46V43H5ZM25 45H26V43H25ZM36 45H37V44H36ZM48 45H49V44H48ZM55 45H56V42H55ZM68 45H69V44H68ZM68 45H67V46H68ZM102 45H103V44H102ZM107 45H108V44H107ZM107 45H106V46H107ZM110 45H111V43H110ZM110 45H109V46H110ZM116 45H117V44H116ZM116 45H114V47H115ZM131 45H132V44H131ZM131 45H130V46H131ZM136 45H137V44H136ZM140 45H141V43H140ZM140 45H139V46H140ZM151 45H152V42H151ZM156 45H157V44H156ZM162 45H163V44H162ZM162 45H161V46H162ZM165 45H166V44H165ZM190 45H191V44H190ZM200 45H201V44H200ZM221 45H222V44H221ZM234 45H236V44H234ZM234 45H233V46H234ZM238 45H240V43H239ZM248 45H249V44H248ZM258 45H257V46H258ZM9 46H8V47H9ZM27 46H28V45H26V47H27ZM30 46H32V45L30 44ZM33 46H35V45H33ZM57 46H58V45H57ZM57 46H56V47H57ZM62 46H61V47H62ZM67 46H66V48H67ZM77 46H78V45H77ZM83 46H84V45H83ZM85 46H86V45H85ZM124 46H125V45H124ZM143 46H144V45H143ZM145 46H146V45H145ZM153 46H154V45H153ZM170 46H171V45H170ZM182 46H183V45H182ZM196 46H197V45H196ZM196 46H194V47L197 48ZM204 46H205V45H204ZM214 46H215V44H214ZM228 46H229V45H228ZM250 46H251V45H250ZM257 46H255V47H257ZM262 46H263V47H262ZM262 46H260V48L262 49V50H260V51H264V45H262ZM24 47H25V46H24ZM59 47H60V45H59ZM69 47H70V46H69ZM72 47H73V45H72ZM91 47H90V49H91ZM102 47H103V46H102ZM102 47H101V48H102ZM111 47H113V46H111ZM111 47H110V48H111ZM127 47H128V43H127ZM162 47H163V46H162ZM165 47H166V46H165ZM168 47H169V46H168ZM172 47H173V46H172ZM199 47H200V46H199ZM202 47H203V45H202ZM207 47H208V46H207ZM210 47H211V46H210ZM216 47H218V45H217ZM243 47H244V48H243ZM258 47H259V46H258ZM258 47H257V48H258ZM4 48H5L4 46H3V47H0V50H1V49H4ZM12 48H11V49H12ZM16 48H17V46H16ZM33 48H34V47H33ZM40 48H41L42 50H45L44 52H46V49L50 48V45L47 46L46 44H45V45H44V44H43V45L41 44V45H40ZM66 48H65V49H66ZM104 48H105V47H104ZM108 48H109V47H108ZM108 48H107V49H108ZM110 48H109V50H110ZM133 48H134V46H133ZM135 48H136V46H135ZM141 48H142V47H141ZM153 48H154V47H153ZM157 48H158V46H157ZM177 48H178V47H177ZM180 48H182V47H180ZM184 48H185V47H184ZM208 48H209V47H208ZM211 48H214V47H211ZM219 48H220V47H218L217 49H219ZM231 48H232V47L230 46L228 49L230 50ZM234 48H233V49H234ZM17 49H18V48H17ZM17 49H16V50H17ZM24 49H25V48H24ZM35 49H38V48H35ZM50 49H51V48H50ZM86 49H88V48H86ZM86 49H85V50H86ZM99 49H100V47H99ZM112 49H113V48H112ZM112 49H111V50H112ZM118 49H119V48H118ZM163 49H164V48H163ZM166 49H167V48H166ZM171 49H172V48H171ZM171 49H170V51L172 52ZM173 49H174V47H173ZM178 49H179V48H178ZM182 49H183V48H182ZM185 49H186V48H185ZM192 49H194V48H192ZM198 49H199V48H198ZM205 49H207V48L205 47ZM205 49H204V51H205ZM214 49H215V48H214ZM223 49H224V48H223ZM225 49H227V48H225ZM249 49H250V47H249ZM249 49H248V51L245 53V55H247V56H245V57H247V58H249L251 55H253V53H255L254 50H253L254 47H253V49H250V50H249ZM5 50H7V49H5ZM16 50H15V51H16ZM20 50H21V49H20ZM20 50H19V51H20ZM29 50H30V49H29ZM38 50H39V49H38ZM48 50H49V49H48ZM52 50H53V49H51L50 51H52ZM55 50H56V48H55ZM63 50H64V49H63ZM66 50H67V49H66ZM69 50H70V49H69ZM101 50H102V49H101ZM113 50L115 51V49H113ZM121 50L124 51L125 49H124V48H123V49L121 48ZM121 50H120V51H121ZM140 50H141V49H140ZM142 50H143V48H142ZM145 50H146V49H145ZM199 50H203V49H199ZM208 50H212V49H208ZM221 50H222V49H221ZM244 50H245V51H244ZM251 50H253V51H251ZM255 50H257V49H255ZM1 51H2V50H1ZM10 51H11V50H10ZM23 51H24V50H23ZM25 51H27V50H25ZM25 51H24V52H25ZM40 51H41V50H40ZM40 51H39V52H40ZM58 51H60V50H58ZM76 51H77V50H76ZM83 51H84V50H83ZM90 51H91V50H90ZM92 51H93V50H92ZM103 51H104V50H103ZM106 51H107V50H106ZM118 51H119V50H118ZM130 51L132 52V51H134V50L130 49ZM149 51H150V50H149ZM149 51H148V52H149ZM167 51H168V50H167ZM177 51H178V50H177ZM179 51H180V50H179ZM181 51H184V50H181ZM195 51H196V50H195ZM195 51H194V53H195ZM219 51H220V50H219ZM219 51H218V52H219ZM226 51H227V50H226ZM30 52H31V51H30ZM39 52H38V53H39ZM44 52H43V53H44ZM52 52H53V51H52ZM55 52H56V51H55ZM55 52H54V53H55ZM74 52H75V51H74ZM74 52H72V53H74ZM77 52H79V50H78ZM77 52H75V54H77ZM81 52H82V50L80 51V53H81ZM87 52H89V51H87ZM93 52H94V51H93ZM108 52H109V51H108ZM138 52H139V51H138ZM142 52H143V51H142ZM159 52H160V51H159ZM163 52H164V51H163ZM165 52H166V51H165ZM168 52H169V51H168ZM185 52H187V51H185ZM185 52H184V53H185ZM188 52H191V51H188ZM208 52H209V51H208ZM216 52H217V51H216ZM218 52H217L216 54H218ZM220 52H221V51H220ZM220 52H219V53H220ZM222 52H223V51H222ZM224 52H225V50H224ZM227 52H230V51H227ZM5 53L7 54L8 52H5ZM5 53H4V54H5ZM49 53H50V52H49ZM49 53H48V55H49ZM57 53H58V52H57ZM60 53H61V52H60ZM99 53H101V52H99ZM109 53H110V52H109ZM119 53H120V52H119ZM119 53H118V54H119ZM128 53H129V52H128ZM132 53H133V52H132ZM135 53H137V52H135ZM145 53H146V51H145ZM153 53H154V52H153ZM177 53H178V52H177ZM179 53H180V52H179ZM182 53H183V52H182ZM200 53H202V51H201ZM204 53H205V52H204ZM211 53H212V52H211ZM231 53H232V52H230V54H231ZM233 53H234V52H233ZM10 54H11V52H10ZM21 54H22V53H21ZM21 54L19 53L18 55H21ZM31 54H32V53H31ZM45 54H46V53H45ZM45 54H44V55H45ZM55 54H56V53H55ZM82 54H83V53H82ZM87 54H88V53H87ZM89 54H90V53H89ZM102 54H103V53H102ZM105 54H106V53H105ZM105 54H104V55H105ZM133 54H134V53H133ZM147 54H148V53H147ZM186 54H187V53H186ZM192 54H193V52H192ZM192 54H191V55H192ZM195 54H197L198 56L200 55V54H198V53H195ZM195 54H194V55H195ZM220 54H222V53H220ZM234 54H235V53H234ZM237 54H236V55H237ZM239 54H238V56H239ZM259 54H260V53H259ZM1 55H2V53H1ZM13 55H14V54H13ZM18 55H17V56H18ZM35 55H37V54L35 53ZM42 55H43V54H42ZM58 55H59V54H57V57H58ZM67 55L69 56V54H67ZM70 55H71V53H70ZM72 55H73V54H72ZM72 55H71V56H72ZM78 55H79V53H78ZM78 55H77V56H78ZM96 55H97V54H96ZM100 55H101V54H100ZM100 55H99V56H100ZM111 55H112V54H111ZM114 55H115V54H114ZM129 55H130V54H129ZM129 55H127V56H129ZM131 55H132V54H131ZM158 55H159V54H158ZM167 55H168V53L166 54V56H167ZM169 55H170V52H169ZM175 55H176V52H175ZM181 55H182V54H181ZM191 55H189V56H191ZM205 55L207 56V53H206ZM210 55H211V54H210ZM210 55H208V56H210ZM214 55H215V54H214ZM214 55H213V56H214ZM223 55H224V54H222V56H223ZM227 55H228V53H227ZM248 55H249V57H248ZM255 55H257V54H255ZM262 55H263V54H262ZM3 56H4V55H3ZM22 56H23V55H22ZM33 56H34V55H32L31 57L29 56V57L32 58ZM46 56H47V54H46ZM46 56H45V57H46ZM53 56H54V55H53ZM60 56H61V55H60ZM68 56H67V57H68ZM83 56H84V55H83ZM85 56H86V54H85ZM85 56H84V57H85ZM89 56H90V55H89ZM92 56H94V55H92ZM99 56H98V57H99ZM109 56H110V55H109ZM115 56H116V55H115ZM115 56H113L114 59H115ZM132 56H133V58H134V57H136V56H138V55H136V56L132 55ZM132 56H131V57H132ZM150 56H152V55L150 54ZM154 56H155V55H154ZM162 56H165V54H163ZM182 56H183V55H182ZM186 56H187V55H186ZM186 56H184V57L186 58ZM189 56H187V57L189 58ZM192 56H193V55H192ZM200 56H201V55H200ZM203 56H204V54H203ZM211 56H212V55H211ZM218 56H219V55H218ZM231 56H233V54H232ZM231 56H230V57H231ZM238 56H237V57H233L232 59H234L235 62H236V60H237L238 58L242 60V58H240L241 56H239V57H238ZM12 57H13V56H12ZM20 57H21V56H20ZM35 57H36V56H35ZM43 57H44V56H43ZM45 57H44V59H45ZM51 57H52V56H51ZM54 57H55V56H54ZM54 57H53V59H54ZM57 57H56V58H57ZM73 57H74V56H73ZM78 57H79V56H78ZM96 57H97V56H96ZM100 57H101V56H100ZM103 57H104V56H103ZM113 57H112V58H113ZM118 57H119V56H118ZM121 57H122V55H121ZM131 57H130V58H131ZM141 57H142V56H141ZM146 57H147V56H146ZM173 57H174V56H173ZM254 57H255V56H254ZM259 57H260V56H259ZM6 58H7V57H6ZM8 58H9V56H8ZM36 58L39 59L40 57H36ZM60 58H61V57H60ZM90 58H91V57H90ZM92 58H93V57H92ZM108 58H109V57H108ZM149 58H150V57H148V59H149ZM156 58H157V56H156ZM167 58H169V57L167 56ZM197 58H198V57H197ZM197 58H196V59H197ZM199 58H200V57H199ZM201 58H202V56H201ZM219 58H220V57H218V59H219ZM223 58H224V57H223ZM225 58H228V57H225ZM235 58H237V59H235ZM260 58H261V57H260ZM260 58H259V59H260ZM2 59H3V60H6V59H4L3 57H2ZM9 59H10V61L12 60L11 58H9ZM13 59H14V58H13ZM27 59H28V58H27ZM38 59H35V62H36ZM46 59H48V58H46ZM62 59H63V58H62ZM77 59H78V58H77ZM86 59H87V56H86ZM97 59H99V58H97ZM117 59H118V58H117ZM124 59H125V58H124ZM124 59H123V60H124ZM127 59H128V57H127ZM135 59H136V58H135ZM138 59H139V58H138ZM138 59H137V60H138ZM142 59H143V58H142ZM146 59H147V58H146ZM148 59H147V60H148ZM150 59H151V58H150ZM170 59H171V58H170ZM170 59H169V60H170ZM174 59H175V58H174ZM174 59H172V60H174ZM177 59H179V58H177ZM181 59H183V58H181ZM181 59H180V60H181ZM186 59H187V58H186ZM196 59H195V60H196ZM210 59H211V57H210ZM214 59H216V58H214ZM218 59H217V60H218ZM244 59H245V58H244ZM250 59H251V58H250ZM253 59H254V58H253ZM259 59H258V60H259ZM18 60H19V59H18ZM20 60H21V58H20ZM30 60H31V59H30ZM51 60H52V59H51ZM57 60H58V58H57ZM88 60H90V59H88ZM94 60H95V59H94ZM115 60H116V59H115ZM125 60H126V59H125ZM129 60H130V59H129ZM131 60H132V59H131ZM152 60H153V59H152ZM158 60H159V59H157V61H158ZM164 60H165V59H164ZM172 60H171V61H172ZM191 60H192V58H191ZM191 60H190V61H191ZM202 60H203V59H202ZM1 61H2V60H1ZM31 61H33V60H31ZM40 61L42 62V60H40ZM40 61H37V62H40ZM52 61H53V60H52ZM64 61H65V59H64ZM82 61H83V60H82ZM92 61H93V60H92ZM97 61H98V60H97ZM121 61H122V60H121ZM138 61L140 62L141 60H138ZM159 61H160V60H159ZM167 61H168V60H167ZM181 61H182V60H181ZM184 61H185V60H184ZM190 61H189V62H190ZM204 61H205V60H204ZM204 61H202V63H203ZM222 61H223V60H222ZM238 61H239V60H238ZM247 61H248V60H247ZM263 61H264V60H263ZM263 61H261V62H262V64L264 65ZM12 62H14V61H12ZM20 62H22V61H20ZM29 62H30V61H29ZM44 62H45V61H44ZM53 62H54V61H53ZM70 62H71V61H70ZM75 62H76V61H75ZM88 62H90V61H88ZM95 62H96V61H95ZM103 62H104V59H103ZM112 62H113V61H112ZM125 62H126V61H125ZM154 62H155V61H154ZM160 62H161V61H160ZM168 62H170V61H168ZM176 62H177V61H176ZM187 62H188V61H187ZM193 62H195V61H193ZM196 62H197V61H196ZM205 62H206V61H205ZM216 62H217V61H216ZM239 62H240V61H239ZM244 62H245V61H244ZM7 63H9V60H8ZM18 63H19V62H18ZM30 63H32V62H30ZM45 63H46V62H45ZM47 63H49V61H47ZM61 63H62V62H61ZM64 63H66V62H64ZM77 63H78V62H77ZM83 63H85V62L83 61ZM86 63H87V62H86ZM104 63H105V62H104ZM114 63H116V62H114ZM119 63H120V62H119ZM122 63H123V62H122ZM126 63H128V62H126ZM134 63H135V62H134ZM144 63H145V62H144ZM144 63H143V64H144ZM147 63H148V62H147ZM157 63H158V62H157ZM166 63H167V62H166ZM170 63H171V62H170ZM179 63H180V62H179ZM185 63H186V62H185ZM191 63H192V61H191ZM199 63H201V62H199ZM221 63H222V62H221ZM221 63H220V64H221ZM224 63H225V62H223V64H224ZM226 63H227V62H226ZM249 63H250V62H249ZM254 63H256V62L253 61V64H254ZM259 63H260V62H259ZM259 63L255 64V65L259 66V65H258ZM16 64H17V63H16ZM22 64H23V63H22ZM25 64H26V63H25ZM35 64H36V63H35ZM59 64H60V63H59ZM73 64H74V63H73ZM81 64H82V62H81ZM93 64H95V63L93 62ZM93 64H92V65H93ZM97 64H98V63H97ZM102 64H103V63H102ZM102 64H101V65H102ZM138 64H139V63H138ZM138 64H137V65H138ZM140 64H141V63H140ZM140 64H139V65H140ZM143 64H141V65H143ZM145 64H146V63H145ZM145 64H144V66H145ZM161 64H162V63H161ZM167 64H169V63H167ZM172 64H173V63H172ZM174 64H176V63H174ZM180 64H181V63H180ZM194 64H195V63H194ZM196 64H197V63H196ZM208 64H209V61H208ZM214 64H216V63L214 62ZM217 64H219V63H217ZM223 64H222V65H223ZM236 64H238V63H236ZM240 64H241V63H240ZM253 64H249V65L252 66ZM32 65H34V64H32ZM32 65H31V66H32ZM37 65L39 66V64H37ZM45 65H46V64H45ZM53 65H55V64H53ZM60 65H61V64H60ZM60 65H59V66H60ZM67 65H68V62H67ZM79 65H80V64L78 63V66H79ZM108 65H110V64H108ZM117 65H118V64H116V66H117ZM120 65H122V64L120 63ZM124 65H125V64H124ZM133 65H134V64H133ZM165 65H166V64H165ZM178 65H179V64H178ZM178 65H177V66H178ZM185 65H186V64H185ZM185 65H184V66H185ZM201 65L203 66V64H201ZM204 65H206V64L204 63ZM233 65H235V64H233ZM242 65H245L246 68L248 67L246 64H243V63H242ZM255 65L252 66V68L256 67ZM17 66H18V65H17ZM24 66H25V65H24ZM26 66H27V65H26ZM34 66H35V65H34ZM38 66H35V67H38ZM61 66H62V65H61ZM73 66H75V64H74ZM86 66H87V65H86ZM105 66H106V65H105ZM112 66H114V65H112ZM129 66H130V65H129ZM147 66H148V65H147ZM150 66H152V65H150ZM150 66H148V67H150ZM157 66H161V65L158 63ZM172 66H173V65H172ZM172 66H170V68H171ZM174 66H175V65H174ZM182 66H183V63H182ZM184 66H183V67H184ZM189 66H190V63H189ZM191 66H192V65H191ZM191 66H190V67H191ZM198 66H200V64H199ZM202 66H200V67L203 68ZM217 66H218V65H217ZM228 66H229V65H228ZM251 66H249V68H250ZM261 66H262V65H261V63H260V66H259V67H261ZM28 67H30V65H28ZM39 67H40V66H39ZM41 67H42V66H41ZM46 67H47V66H46ZM55 67H56V66H55ZM64 67H66V66H64ZM69 67H71V66H69ZM81 67H82V66H81ZM90 67H91V66L89 65V68H90ZM92 67H94V66H92ZM92 67H91V68H92ZM98 67H99V66H98ZM110 67H111V66H110ZM122 67H123V65H122ZM124 67H125V66H124ZM124 67H123V68H124ZM135 67H136V65H135ZM137 67H138V66H137ZM166 67H167V65H166ZM187 67H188V66H187ZM207 67H209V66H207ZM220 67H221V66H220ZM236 67H237V66H236ZM262 67H263V66H262ZM262 67H261V69L259 68V70H260L261 72H264V71H262V70H263ZM24 68H25V67H24ZM32 68H33V67H32ZM44 68H45V67H44ZM53 68H54V66H53ZM53 68H52V69H53ZM62 68H63V67H62ZM62 68H61V69H62ZM84 68H85V64H84ZM87 68H88V67H86V69H87ZM95 68H96V67H95ZM103 68H104V67H103ZM111 68H112V67H111ZM118 68H119V66H118ZM118 68H117V69H118ZM138 68H139V67H138ZM145 68H146V67H145ZM154 68H156V66H154ZM157 68H158V67H157ZM191 68H192V67H191ZM193 68H194V67H193ZM214 68H215V65H214ZM222 68H223V67H222ZM231 68H232V66H231ZM231 68H230V69H231ZM252 68H251V69H252ZM256 68H258V67H256ZM263 68H264V67H263ZM18 69H19V67H18ZM37 69H38V68H37ZM72 69H73V67H72ZM72 69H71V70H72ZM74 69H75V68H74ZM79 69H80V68H79ZM81 69H82V68H81ZM93 69H94V68H92V70H93ZM105 69H106V67H105ZM120 69H121V68H120ZM120 69H119V70H120ZM129 69H130V67H129ZM132 69H134V67H133ZM151 69H152V68H151ZM164 69H165V68H164ZM176 69H177V68H176ZM185 69H186V68H185ZM199 69H200V68H199ZM203 69H204V68H203ZM203 69H202V71H203ZM218 69H219V68H218ZM224 69H225V68H224ZM228 69H229V68H228ZM241 69H242L243 72L245 71V70H243L242 66H241ZM247 69H248V68H247ZM251 69H250V71H252V70H254L255 72L257 71L255 68L252 69V70H251ZM41 70H42V69H41ZM44 70H45V69H44ZM57 70H58V69H57ZM62 70H63V69H62ZM62 70H61V71H62ZM66 70H67V69H66ZM66 70H65V71H66ZM77 70H78V69H77ZM90 70H91V69H90ZM98 70H99V69H98ZM101 70H102V69H101ZM101 70H99V71H101ZM108 70H109V69H108ZM114 70H115V69H114ZM121 70H123V69H121ZM121 70H120V71H121ZM125 70H126V69H125ZM142 70H143V69H142ZM155 70H157V69H155ZM155 70H154V72H155ZM165 70H167V68H166ZM170 70H171V69H170ZM174 70H175V67H174ZM178 70H179V66H178L177 71H178ZM188 70H190V69H188ZM194 70H195V69H194ZM194 70H193V71H194ZM206 70H207V69H206ZM208 70L210 71V69H208ZM215 70H217V69H214V75L211 74V76H215V74H216V73H215ZM232 70H233V69H232ZM234 70H235V69H234ZM239 70H240V69H239ZM239 70H238V71H239ZM259 70L256 72V75H257V76L260 75V74H257V73L260 72ZM39 71H40V70H39ZM47 71H48V70H47ZM73 71H74V70H73ZM75 71H76V69H75ZM79 71H80V70H79ZM96 71H97V69H96ZM120 71H119V72H120ZM138 71H140V70H138ZM138 71H136V72H138ZM150 71H151V70H150ZM160 71H161V70H160ZM162 71H163V70H162ZM180 71H181V70H180ZM182 71H183V70H182ZM184 71H185V70H184ZM200 71H201V70H200ZM223 71H224V70H223ZM225 71H227V70H225ZM229 71H230V70H229ZM242 71H241V72H242ZM248 71H249V70H248ZM248 71H247V73H248ZM254 71H253L252 73H255ZM35 72H37V71H35ZM43 72H44V71H42V73H43ZM45 72H46V71H45ZM54 72H55V71H54ZM59 72H60V70H59ZM62 72H63V71H62ZM71 72H72V71H71ZM80 72H81V71H80ZM80 72H78V74H80ZM82 72H83V71H82ZM87 72H88V70H86V73H87ZM89 72H90V71H89ZM103 72H104V71H103ZM106 72H107V71H106ZM113 72H114V71H113ZM115 72H118V71H115ZM115 72H114V74H115ZM119 72H118V73H119ZM121 72H122V71H121ZM125 72H126V71H125ZM131 72H132V71H131ZM141 72H142V71H141ZM141 72H140V73H141ZM143 72H144V71H143ZM187 72H189V71H187ZM218 72H219V71H218ZM233 72H235V71H233ZM243 72H242V73H243ZM245 72H246V71H245ZM261 72H260V73H261ZM33 73H34V70H33ZM49 73L51 74L52 72H49ZM83 73H85V71H84ZM96 73H97V72H96ZM109 73H110V71H109ZM111 73H112V72H111ZM126 73H127V72H126ZM126 73H123V74H121V75H124V74H126ZM134 73H135V72H134ZM134 73H133V74H134ZM138 73H139V72H138ZM156 73H157V72H156ZM174 73H175V72H174ZM182 73H184V72H182ZM190 73H191V70H190ZM193 73H194V72H193ZM201 73H202V72H201ZM212 73H213V72H212ZM222 73H223V72H222ZM227 73H228V72H227ZM230 73H231V72H230ZM239 73H240V72H237L236 76H237ZM242 73H241V75H242ZM247 73H246V74L244 73L245 76L247 75ZM15 74H16V73H15ZM15 74H14V75H15ZM35 74H36V73H35ZM38 74H39V73H38ZM38 74H37V75H38ZM44 74H45V73H44ZM44 74H42V76H43ZM63 74H65V73L63 72ZM66 74L69 75L70 73L68 72V73H66ZM66 74H65V75H66ZM71 74H72V73H71ZM78 74H77V75H78ZM81 74H82V73H81ZM81 74H80V75H81ZM94 74H95V72H94ZM97 74H98V73H97ZM133 74H132V75H133ZM135 74H136V73H135ZM154 74H155V73H154ZM161 74H162V73H161ZM163 74H164V73H163ZM168 74H170V73H168ZM171 74H172V72H171ZM171 74H170V75H171ZM179 74H180V73H179ZM184 74H186V73H184ZM191 74H192V73H191ZM197 74H198V73H197ZM202 74H203V73H202ZM204 74H205V73H204ZM218 74H219V73H218ZM244 74H243V75H244ZM249 74L251 75V72H250ZM46 75H47V74H45L44 76H46ZM55 75H56V72H55ZM60 75H61V74H60ZM60 75H59V76H60ZM88 75H89V74H88ZM88 75H87V76H88ZM100 75H102V71H101ZM100 75H99V76H100ZM116 75H117V74H116ZM116 75H113V76H116ZM137 75H138V74H137ZM137 75H136V76H137ZM142 75H143V74H142ZM148 75H149V74H148ZM150 75H151V74H150ZM155 75H156V74H155ZM158 75H159V74H158ZM172 75H173V74H172ZM177 75H178V74H177ZM181 75H183V74H181ZM199 75H200V74H199ZM205 75H206V74H205ZM209 75H210V74H209ZM229 75H230V74H229ZM231 75H232V73H231ZM241 75H240V76H241ZM250 75H247L246 77L248 78V77H252V76H253V74H252L251 76H250ZM263 75H264V74H261L260 78L257 77V78L260 79V82H262L261 84H264V83H263V82H264V76H263ZM11 76H12V75H11ZM16 76H17V75H16ZM19 76H20V75H19ZM32 76H33V75H32ZM35 76H36V75H35ZM38 76H39V75H38ZM40 76H41V75H40ZM49 76H50V75H49ZM56 76H57V75H56ZM84 76H85V75H84ZM87 76H86V77H87ZM90 76H92V75H90ZM93 76H94V75H93ZM113 76H109V78H112ZM118 76H119V74H118ZM128 76H130V74H129ZM133 76H134V75H133ZM136 76H135V78H136ZM162 76H163V75H161V77H162ZM166 76H168V75L166 74ZM166 76L163 77V78H166ZM201 76H202V75H201ZM206 76H207V75H206ZM221 76L223 77V75H221ZM221 76H220V75H217V77H215L214 79H216V78L218 79V77H220V79H221ZM12 77H14V76H12ZM29 77H30V75H29ZM88 77H89V76H88ZM101 77H102V76H101ZM101 77H100V78H101ZM103 77H104V76H103ZM106 77H107V76H106ZM137 77H138V76H137ZM151 77H152V75H151ZM151 77H150V78H151ZM153 77H154V76H153ZM184 77H185V76H184ZM192 77H193V76H192ZM208 77H210V76H208ZM224 77H225V76H224ZM237 77H238V76H237ZM15 78H16V77H15ZM27 78H28V77H27ZM42 78H43V77H42ZM50 78H52V77H50ZM62 78H63V77H62ZM77 78H78V77H77ZM89 78H90V77H89ZM114 78H115V77H114ZM120 78H122V77H120ZM126 78H127V77H126ZM141 78H142V77H141ZM144 78H145V77H144ZM154 78H155V77H154ZM167 78H168V77H167ZM173 78H174V77H173ZM181 78H183V77L181 76ZM195 78H196V76L194 77V79H195ZM202 78H204V77H202ZM212 78H213V77H212ZM232 78H233V76H232ZM253 78L256 79V76L254 75ZM261 78H262V79H261ZM0 79H1V78H0ZM11 79H12V78H11ZM17 79H19V78H17ZM17 79H16V80H17ZM20 79H22V78H20ZM24 79H25V78H24ZM24 79H23V80H24ZM28 79H29V78H28ZM34 79H35V77H34ZM34 79H33V80H34ZM37 79H39V78H37ZM47 79H48V77H47ZM54 79H55V77H54ZM56 79H57V78H56ZM58 79H59V78H58ZM64 79H65V78H64ZM66 79H67V78H66ZM69 79H71V78H69ZM73 79H74V78H73ZM78 79H81V78H78ZM102 79H103V78H102ZM112 79H113V78H112ZM117 79H118V78H117ZM122 79H123V78H122ZM127 79H128V78H127ZM152 79H153V78H152ZM152 79H151V80H152ZM155 79H156V78H155ZM184 79H185V78H184ZM194 79H193V80H194ZM206 79H207V77H206ZM208 79H209V78H208ZM255 79H254V80H255ZM12 80H13V79H12ZM39 80H40V79H39ZM42 80H43V79H42ZM45 80H46V79H45ZM49 80H50V79H49ZM49 80H46V81H49ZM82 80H83V79H82ZM87 80H88V79H87ZM89 80H90V79H89ZM96 80H97V77H96ZM103 80H105V79H103ZM118 80H120V79H118ZM123 80H124V79H123ZM123 80H122V81L120 80V81L123 82ZM128 80H130V78H129ZM128 80H127V82H128ZM176 80H177V79H176ZM197 80H199V79H198V76H197ZM226 80H227V79H226ZM236 80L239 81V79H237V78H236ZM243 80H244V79H243ZM2 81H3V80H2ZM8 81H9V80H8ZM8 81H7V82H8ZM17 81H18V80H17ZM36 81H37V80H36ZM52 81H53V79H52ZM59 81H60V80H59ZM71 81H72V80H71ZM74 81H75V80H74ZM105 81H106V80H105ZM108 81H110V79H109ZM137 81H138V80H137ZM144 81H146V80L144 79ZM148 81H149V80H148ZM152 81H153V80H152ZM152 81H151V82H152ZM156 81H157V79H156ZM162 81H165V80H162ZM177 81H178V80H177ZM184 81H185V80H184ZM194 81H196V80H194ZM194 81H193V82H194ZM222 81H223V80H222ZM241 81H242V80H241ZM252 81H253V80H252ZM252 81H251V82H252ZM257 81H259V80L257 79ZM257 81H256V82H257ZM0 82H1V80H0ZM4 82H5V79H4ZM20 82H22V80H21ZM25 82H26V81H25ZM27 82H29V80H28ZM34 82H35V81H34ZM34 82H33V84H30V85H34V84H35ZM38 82H39V81H38ZM55 82H56V81H55ZM76 82H77V80H76ZM85 82H86V81H85ZM90 82H91V81H90ZM111 82H112V80H111ZM114 82H115V81H114ZM127 82H126V83H127ZM131 82H132V81H131ZM133 82H134V81H133ZM142 82H143V81H142ZM146 82H147V81H146ZM151 82H150V83H151ZM166 82H167V81H166ZM174 82H175V81H174ZM178 82H179V81H178ZM180 82H181V81H180ZM189 82H190V81H189ZM196 82H198V81H196ZM213 82H214V81H213ZM213 82H212V83H213ZM234 82H236V81H234ZM244 82H245V81H244ZM254 82H255V81H254ZM8 83H9V82H8ZM8 83H6V84H8ZM30 83H31V82H30ZM51 83H52V82H51ZM53 83H54V82H53ZM53 83H52V85H53ZM66 83H67V82H66ZM80 83H81V82H80ZM87 83H88V82H87ZM95 83H96V81H95ZM99 83H100V82H99ZM109 83H110V82H109ZM115 83H116V82H115ZM117 83H118V82H117ZM117 83H116V84H117ZM119 83H120V82H119ZM119 83H118V84H119ZM144 83H145V82H144ZM148 83H149V82H148ZM160 83H161L160 81H159V83H157L158 86L161 85ZM162 83H163V82H162ZM164 83H165V82H164ZM168 83H169V80H168ZM216 83H217V82H216ZM224 83H227V82H224ZM232 83H233V82H232ZM236 83H237V82H236ZM247 83H248V81H247ZM252 83H253V82H252ZM257 83H258V82H257ZM26 84H28V83H26ZM26 84H25V86H27L26 88H28L29 85H26ZM45 84H46V83H45ZM48 84H49V83H48ZM54 84H55V83H54ZM56 84H57V83H56ZM60 84L62 85V83H60ZM60 84H59V85H60ZM64 84H65V82H64ZM70 84H71V82H70ZM70 84H69V85H70ZM78 84H79V83H78ZM106 84H107V83H106ZM113 84H114V83H113ZM113 84H112V85H113ZM122 84H124V83H122ZM130 84H131V83H130ZM139 84H140V83H139ZM155 84H156V82H155ZM173 84H174V83H173ZM176 84H177V83H176ZM198 84H199V83H198ZM202 84H203V83H202ZM207 84H208V81H207ZM217 84H219V83H217ZM221 84H223V82H222ZM237 84H238V83H237ZM237 84H236L235 86L238 87ZM243 84H244V83H243ZM245 84H246V83H245ZM249 84H250V83H249ZM0 85H1V83H0ZM8 85H9V84H8ZM36 85H37V82H36ZM38 85H39V84H38ZM66 85H67V84H66ZM75 85H76V83H75ZM75 85H74V88L76 89V86H77V85H76V86H75ZM82 85H83V84H82ZM90 85H91V84H90ZM92 85H93V84H92ZM100 85H101V84H100ZM112 85H111V86H112ZM120 85H121V83H120ZM120 85H119V87H120ZM124 85H125V84H124ZM126 85H127V84H126ZM126 85H125V86H126ZM144 85H145V84H144ZM163 85H165V84H163ZM168 85L170 86V84H168ZM168 85H167V83H166V86H165V87H167ZM178 85H179V83H178ZM183 85L186 86L187 84H186V85L183 84ZM183 85H182V86H183ZM188 85H189V84H188ZM193 85H194V84H193ZM195 85H196V84H195ZM199 85H200V84H199ZM229 85H230V84H229ZM229 85H228V86H229ZM241 85H242V84H241ZM241 85H240V86H241ZM255 85H256V84H254V86H255ZM3 86H4V85H2V87H3ZM5 86L8 87L7 85H5ZM21 86H22V85H21ZM41 86H42V85H41ZM45 86H46V85H44L43 87H45ZM57 86H58V85H57ZM63 86H64V85H63ZM72 86H73V85H72ZM84 86H85V85H84ZM88 86H89V85H88ZM93 86H94V85H93ZM103 86H105V85H103ZM108 86H109V85H108ZM111 86H110V87H111ZM116 86H118V85H116ZM127 86H130V85H127ZM131 86H132V85H131ZM131 86H130V87H131ZM142 86H143V84H142ZM146 86H148V85H146ZM152 86H153V85H152ZM152 86L150 85L149 87H152ZM154 86H155V85H154ZM156 86H157V85H156ZM158 86H157V87H158ZM174 86H175V85H174ZM196 86H197V85H196ZM205 86H206V85H205ZM245 86H246V85H245ZM257 86H258V85H257ZM29 87L32 88L33 86H29ZM94 87H95V86H94ZM99 87H100V86H99ZM135 87H137V85H136ZM135 87H134V89H137V88H135ZM140 87H141V86H140ZM143 87H144V86H143ZM170 87H171V86H170ZM175 87H176V86H175ZM210 87H211V86L209 85V88H210ZM217 87H218V85H217ZM217 87H216V88H217ZM220 87H221V85H220ZM229 87H230V86H229ZM247 87H248V86H247ZM247 87H246V88H247ZM251 87H252V86H251ZM251 87H250V88H251ZM4 88H5V87H4ZM4 88H2V89H4ZM47 88H48V85H47ZM49 88H50V87H49ZM54 88H59V89H61V87H54ZM54 88L52 87V89H54ZM69 88H70V87H69ZM69 88H68V89H69ZM72 88H73V87H72ZM80 88H82V87H80ZM89 88H91V87H88V89H89ZM100 88H101V87H100ZM105 88H106V87H105ZM116 88L118 89V87H116ZM131 88H132V87H131ZM144 88H145V87H144ZM154 88L156 89V87H154ZM159 88H160V87H159ZM185 88H186V87H185ZM187 88H188V87H187ZM191 88H192V87H191ZM199 88H200V87H198L197 89H199ZM202 88H203V87H202ZM209 88H208V90H211V89H209ZM212 88H213V87H212ZM222 88H224V87H222ZM230 88H233V87H230ZM234 88H235V87H234ZM241 88H242V86H241ZM241 88H240V89H241ZM243 88H244V87H243ZM255 88H256V87H255ZM257 88H258V87H257ZM261 88H262V87H261ZM44 89H45V88H44ZM59 89H57V91H58ZM64 89H65V91H66V88H64ZM68 89H67V90H68ZM78 89H79V88H78ZM83 89H84V87H83ZM94 89H95V88H93V90H94ZM101 89H102V88H101ZM110 89H111V88H110ZM113 89H114V87H113ZM121 89H123V88H121ZM124 89H125V88H124ZM146 89H148V88L146 87ZM149 89H150V88H149ZM149 89H148V90H149ZM155 89H154V90H155ZM162 89H165V88H162ZM173 89H174V88H173ZM175 89L177 90V88H175ZM179 89H181V88H179ZM179 89H178V90H179ZM193 89H194V87H193ZM203 89H204V88H203ZM203 89H202V92H203ZM4 90H5V89H4ZM25 90H26V89H25ZM30 90H32V89H30ZM33 90H34V89H33ZM50 90H51V88H50ZM93 90H91V92H92ZM95 90H97V88H96ZM95 90H94V92H95ZM102 90H104V89H102ZM105 90H106V89H105ZM107 90H108V89H107ZM115 90H116V89H115ZM115 90H114V91H115ZM119 90H120V89H119ZM158 90H159V89H158ZM158 90H157V91H158ZM167 90H168V89H167ZM185 90H186V89H185ZM185 90H184V91H185ZM226 90H229V89L227 88ZM231 90L233 91V90H237V89H231ZM253 90L255 91L256 89H253ZM261 90H263V89H261ZM261 90H260V91H261ZM34 91H35V90H34ZM37 91H40V88H38ZM57 91H56V92H57ZM61 91H62V89H61ZM61 91H60V93H61ZM69 91H71V90H69ZM72 91H73V90H72ZM72 91H71V92H72ZM79 91H81V90H79ZM99 91H100V90H99ZM125 91H126V90H125ZM137 91H138V90H137ZM140 91H141V90H140ZM140 91H139V92H140ZM151 91H152V90H150V92H151ZM164 91H165V90H164ZM184 91H183V92H184ZM190 91H191V90H190ZM190 91H189V92H190ZM192 91H193V90H192ZM204 91H205V90H204ZM206 91H207V90H206ZM220 91H221V90H219V92H220ZM222 91H223V90H222ZM243 91H244V90H242V92H243ZM246 91H247V90H246ZM248 91H249V90H248ZM254 91H253V92H254ZM29 92H30V91H29ZM35 92H36V91H35ZM41 92H42V91H41ZM43 92H45V90H44ZM43 92H42V93H43ZM52 92H53V91H52ZM71 92H70V94H71ZM74 92H75V90H74ZM87 92H88V90H87ZM91 92H90V93H91ZM96 92H98V91H96ZM129 92H131V91H128V94H129ZM133 92H135V90H134ZM145 92H146V91H145ZM154 92H155V91H154ZM154 92H153V93H154ZM162 92H163V91H162ZM178 92H179V91H178ZM180 92H181V90H180ZM185 92H188V91H185ZM199 92H200V90H199L198 92H196V93L199 94ZM207 92H208V91H207ZM210 92H212V91H210ZM210 92H208V93H210ZM229 92H230V90H229ZM233 92H234V91H233ZM244 92H245V91H244ZM250 92H251V91H250ZM253 92H252V93H253ZM257 92H259V91H257ZM27 93H28V91H27ZM30 93H32V92H30ZM36 93H37V92H36ZM36 93H35V94H36ZM49 93H50V91H49ZM53 93H54V92H53ZM53 93H52V94H53ZM66 93H67V92H66ZM68 93H69V92H68ZM103 93H105V92H103ZM131 93H132V92H131ZM131 93H130V94H131ZM156 93H157V92H156ZM163 93H164V92H163ZM208 93H207V94H208ZM215 93H217V92L214 91V93H212V94H213V95H216ZM225 93H227V92H225ZM235 93H236V91H235ZM254 93H255V92H254ZM261 93H262V92H261ZM40 94H41V93H40ZM40 94L38 93V95H40ZM45 94H46V92L44 93L43 96H45ZM64 94H65V93H64ZM75 94H76V93H75ZM78 94H80V92H79ZM81 94L85 96V94H87V93H82V92H81ZM99 94H100V93H99ZM101 94H102V93H101ZM101 94H100V95H101ZM115 94L117 95L118 93H115ZM123 94H124V93H123ZM151 94H152V93H151ZM168 94H169V93H168ZM176 94H177V91H176ZM184 94H185V93H184ZM184 94L182 93V95H184ZM188 94H190V93H187V95H188ZM198 94H197V95H198ZM203 94H205V93H203ZM222 94H223V93H222ZM230 94H231V92H230ZM230 94H229V95H230ZM259 94H260V93H259ZM27 95H28V94H27ZM49 95H50V94H49ZM60 95H61V94H60ZM72 95H73V93H72L70 96H71V97H74V96H72ZM107 95H108V94H107ZM107 95H106V96H107ZM110 95H111V94H110ZM118 95H120V94H118ZM124 95L126 96L127 94H124ZM134 95H136V94H134ZM138 95H139V94H138ZM142 95H143V94H142ZM158 95H160V94L158 93ZM180 95H181V94H180ZM182 95H181V97H182ZM231 95H232V94H231ZM236 95H237V94H236ZM263 95H264V94H263ZM40 96H41V95H40ZM40 96H38V98H39ZM47 96H48V95H47ZM54 96L56 97V95H54ZM65 96H67V94H66ZM86 96H87V95H86ZM86 96H85V98H84L83 96H82V97H83L84 99H86ZM122 96H123V95H122ZM130 96H131V95H130ZM130 96L128 95L127 97H130ZM139 96H140V95H139ZM148 96H149V94H148ZM172 96H173V98H174V96H177V95H172ZM191 96H193V95H191ZM198 96H200V95H198ZM217 96H218V94H217ZM217 96H216V98H217ZM225 96H226V95H225ZM225 96H224V97H225ZM241 96H243V93H242ZM246 96H247V95H246ZM26 97H28V96H26ZM29 97H30V96H29ZM41 97H42V96H41ZM41 97H40V98H41ZM45 97H46V96H45ZM51 97H53V96L51 95ZM67 97H69V96H67ZM71 97H70V99H71ZM76 97L79 98V96H76ZM82 97L80 96V98H82ZM95 97L98 98V96H95V95H94V98H95ZM104 97H105V96H104ZM114 97H115V95H114ZM118 97H119V96H118ZM118 97H116V98H118ZM131 97H132V96H131ZM131 97H130V98H131ZM133 97H134V96H133ZM136 97H137V96H136ZM141 97L143 98V96H141ZM150 97H151V95H150ZM163 97H165V95H163ZM179 97H180V96H179ZM185 97H186V96H185ZM203 97H205V96H203ZM211 97H214V96H211ZM233 97L236 98V96H234V95L232 96V98H233ZM237 97H238V95H237ZM239 97H240V95H239ZM255 97L257 98V96H254V98H255ZM258 97H259V96H258ZM23 98H24V96H23ZM35 98H36V97H34V98L32 97V100L35 99ZM47 98H48V97H47ZM56 98H58V97H56ZM56 98H55V99H56ZM74 98H75V97H74ZM88 98H91V96H89ZM100 98H101V97H100ZM102 98H103V97H102ZM106 98H108V97H106ZM134 98H135V97H134ZM144 98H145V97H144ZM146 98H147V97H146ZM173 98H172V99H173ZM177 98H178V96H177ZM177 98H176V99H177ZM183 98H184V96H183ZM183 98H182V99H183ZM194 98H195V97H194ZM196 98H198V97H196ZM201 98H202V97H201ZM205 98H206V97H205ZM208 98H209V97H208ZM214 98H215V97H214ZM221 98H222V96H220V99H221ZM228 98H229V96H228ZM235 98H234V99H235ZM242 98H244V97H242ZM242 98H241V99H242ZM262 98H264V97H262ZM262 98H261V99H262ZM18 99H19V98H18ZM26 99H27V98H26ZM28 99H30V98H28ZM28 99H27V100L24 99V100H25V101H28ZM49 99H50V98H49ZM59 99H61L60 96H59ZM62 99H63V98H62ZM66 99H67V98H66ZM72 99H73V98H72ZM92 99H93V98H92ZM92 99H91V100H92ZM95 99H96V98H95ZM98 99H99V98H98ZM109 99H110V97H109ZM109 99H106V101L109 100ZM112 99H113V97H112ZM119 99H120V98H119ZM123 99H125V98H123ZM132 99H133V98H132ZM139 99H140V98H139ZM154 99H155V98H154ZM157 99H158V96H157ZM165 99H166V97H165ZM168 99H169V98H168ZM170 99H171V98H170ZM180 99H181V98H180ZM180 99H179V100H180ZM184 99H185V98H184ZM189 99H190V96H189ZM199 99H200V98H199ZM217 99H219V98H217ZM239 99H240V98H239ZM241 99H240V100H241ZM246 99H247V98H246ZM250 99H251V98H250ZM252 99H253V98H252ZM15 100H16V99H15ZM35 100H36V99H35ZM39 100H41V99H39ZM39 100H38V101H39ZM42 100H43V99H42ZM47 100H48V99H47ZM51 100H52V99H51ZM79 100H80V99H79ZM89 100H90V99H89ZM100 100H101V99H100ZM120 100H121V99H120ZM130 100H131V99H130ZM133 100H134V99H133ZM136 100H137V98H136ZM145 100H146V99H145ZM147 100H149V98H148ZM147 100H146V101H147ZM151 100H152V97H151ZM166 100H167V99H166ZM166 100H165V101H166ZM174 100H175V99H174ZM174 100H173V102H171V103H174L175 101L178 103V101H179L178 99H177L178 101H177V100L174 101ZM187 100H188V96H187ZM191 100H192V98H191ZM195 100H196V99H195ZM195 100H193V101H195ZM209 100H210V99H209ZM209 100L207 101L208 103H209ZM215 100H216V99H215ZM215 100H214V101H215ZM226 100H227V99H226ZM242 100H243V99H242ZM255 100H256V99H255ZM6 101H7V100H6ZM6 101H3V102H6ZM16 101H17V100H16ZM21 101H22V100H21ZM29 101H30V100H29ZM29 101H28V102H29ZM56 101H57V99H56ZM72 101H74V100H72ZM72 101H71V102H72ZM80 101H81V100H80ZM86 101H87V100H86ZM92 101H93V100H92ZM95 101H96V100H95ZM102 101H103V99H102ZM114 101H115V99H114ZM123 101H124V100H123ZM125 101H126V100H125ZM128 101H129V100H128ZM139 101H140V100H139ZM139 101H138V102H139ZM153 101H154V100H153ZM159 101H160V100H159ZM196 101H197V100H196ZM201 101H202V99H201ZM201 101H200V102H201ZM217 101H218V100H217ZM243 101H244V100H243ZM258 101H259V100L257 99V102H256V103H258ZM28 102H27V103H28ZM39 102H40V101H39ZM57 102H58V101H57ZM67 102H68V101H67ZM75 102H78V101H75ZM75 102H74V103H75ZM89 102H90V101H89ZM93 102H94V101H93ZM110 102H111V101H110ZM119 102H121V101H119ZM136 102H137V101H136ZM136 102H135V103H136ZM143 102H145V101H143ZM147 102H148V101H147ZM157 102H158V101H157ZM210 102H211V100H210ZM221 102H222V99H221ZM227 102H228V100H227ZM245 102H246V101H245ZM251 102L253 103L254 101H251ZM260 102H261V101H260ZM15 103H16V102H15ZM15 103L13 102L12 104H15ZM43 103H44V100H43ZM46 103H47V101H46ZM63 103H64V102H63ZM63 103H61V105H63ZM65 103H66V101H65ZM74 103H73V104H74ZM79 103H80V102H78L77 104H79ZM83 103H84V102H83ZM87 103H88V102H87ZM96 103H97V102H95V104H96ZM101 103H102V102H101ZM113 103H114V102H113ZM122 103H124V102H122ZM140 103H142V102H140ZM140 103H139V104H140ZM149 103H150V102H149ZM163 103H164V102H163ZM165 103H166V102H165ZM169 103H170V101H169ZM180 103H181V102H180ZM183 103H184V101H183ZM216 103H217V102L215 101V105H216ZM218 103H219V102H218ZM218 103H217V104H218ZM228 103H229V102H228ZM228 103H227V104H228ZM230 103H231V102H230ZM230 103H229V104H230ZM235 103H236V102H235ZM261 103H262V102H261ZM6 104H7V103H6ZM16 104L18 105V101H17ZM16 104H15V105H16ZM22 104H26V103H24V101H23ZM47 104H48V103H47ZM58 104H60V102H59ZM58 104H57V106H58ZM73 104H72V105H73ZM84 104H85V103H84ZM91 104H92V103H91ZM95 104H94V105H95ZM102 104H103V103H102ZM102 104L99 103L100 106H102ZM104 104H106V102H105ZM108 104H109V103H108ZM116 104H117V103H116ZM119 104H120V103H119ZM129 104H131L130 101H129ZM139 104H138V105H139ZM146 104H147V103H146ZM155 104H156V103H155ZM157 104H158V103H157ZM185 104H188V101H187V103H186V101H185ZM189 104H192L191 101H190ZM200 104H201V103H200ZM206 104H207V103H206ZM213 104H214V103H213ZM222 104L224 105V102H222ZM232 104H234V102H233ZM232 104H231V105H232ZM236 104L238 105V104H240V103H236ZM241 104H242V103H241ZM241 104H240V105H241ZM245 104H246V103H245ZM253 104H254V103H253ZM9 105L11 106L10 103H9ZM15 105H12V106H15ZM32 105H35V103L32 104ZM43 105H44V104H43ZM45 105H46V104H45ZM61 105H60V106H61ZM89 105H90V104H89ZM109 105H110V104H109ZM109 105H108V107H109ZM111 105H112V104H111ZM141 105H142V104H141ZM147 105H148V104H147ZM164 105H165V104H164ZM178 105H179V104H177V106H178ZM193 105H194V104H193ZM195 105H196V104H195ZM195 105H194V106H195ZM197 105H199V104H197ZM197 105H196V106H197ZM203 105H204V104H203ZM203 105H202V109H203ZM207 105H208V104H207ZM209 105H210V103H209ZM209 105H208V110L211 109V107H210V109H209ZM218 105H220V104H218ZM225 105H226V104H225ZM225 105H224V106H225ZM234 105H235V104H234ZM242 105H244V104H242ZM249 105H250V104H249ZM2 106H3V105H2ZM2 106H1V107H2ZM10 106H8V107H10ZM23 106H25V105H23ZM23 106H22V108H23ZM28 106H29V105H28ZM35 106H38V103H37ZM35 106H34V108H35ZM55 106H56V105H55ZM73 106H75V105H73ZM79 106H80V105H79ZM96 106H97V105H96ZM104 106H105V105H104ZM112 106H113V105H112ZM114 106H115V105H114ZM129 106L131 107V105H129ZM159 106H160V104H159ZM173 106H174V104H173ZM177 106H175V107H177ZM183 106H184V105H183ZM186 106H189V105H186ZM186 106H185V107H186ZM190 106H191V105H190ZM221 106H222V105H221ZM255 106H257V105H255ZM3 107H5V106H3ZM6 107H7V106H6ZM16 107H17V106H16ZM16 107H15V108H16ZM30 107H32V106L30 105ZM64 107H65V106H64ZM67 107H68V106H67ZM76 107H77V106H76ZM86 107H87V106H86ZM86 107H85V108H86ZM92 107H93V106H92ZM92 107L90 106L89 108H92ZM105 107H106V106H105ZM105 107L102 106V109H101L100 111H103V112H104V108H105ZM108 107H106V108H108ZM117 107H118V104H117ZM121 107H122V106H121ZM125 107H126V106H125ZM134 107H135V106H134ZM151 107L153 108L152 105H151ZM151 107H150V110H151ZM160 107H162V106H160ZM160 107H159V108H160ZM164 107H165V106H164ZM180 107H182V105H181ZM191 107H192V106H191ZM191 107H190V108H191ZM204 107H206V106L204 105ZM213 107H214V105H212V109L214 110ZM228 107H229V105H228ZM228 107H227V108H228ZM235 107H236V106H235ZM238 107H239V105H238ZM240 107H241V106H240ZM250 107H251V106H250ZM263 107H264V106H263ZM18 108H20V110L22 109L21 106H19ZM18 108H16L15 110H17ZM40 108H42V107H39V106H38V109H40ZM69 108H70V107H68V109H69ZM71 108H72V107H71ZM71 108H70L69 111H71ZM81 108H82V107H81ZM83 108H84V107H83ZM94 108H95V107H94ZM97 108H98V106H97ZM99 108H101V107H99ZM127 108H128V107H127ZM136 108H137V107H136ZM140 108H141V107H140ZM146 108H148V107H146ZM159 108H158V109H159ZM169 108H170V105H169ZM200 108H201V107H200ZM219 108H220V107H219ZM232 108H233V107H232ZM243 108L246 109V108H245V105L243 106ZM243 108H242V109H243ZM255 108H257V107H254V109H255ZM260 108H261V107H260ZM10 109H11V108H10ZM23 109H24V108H23ZM25 109H27V108H25ZM28 109H29V108H28ZM38 109H37V111H38ZM73 109H74V108H73ZM75 109H76V108H75ZM118 109H119V107H118ZM138 109H139V107H138ZM160 109H162V108H160ZM166 109H167V108H166ZM170 109L172 110L173 108H170ZM177 109H178V108H177ZM187 109H189V108H187ZM193 109H195V107H194ZM223 109H224V108H223ZM237 109H239V108H237ZM240 109H241V108H240ZM242 109H241V111H240L241 113H242V112H245V111L248 112V111H250V110L253 109V108H251L250 110H247V109H246L245 111H243ZM254 109H253V110H254ZM257 109H258V108H257ZM7 110H8V109H7ZM12 110H13V109H11L10 111H12ZM15 110H14V111H15ZM20 110H18V111L20 112ZM29 110H30V109H29ZM29 110H28V112H27L26 110H23V111H22L24 115L27 113V114H26V117H27V115L29 114ZM42 110H43V108H42ZM63 110H65V109H63ZM81 110L83 111L84 109H81ZM81 110H80V111H81ZM96 110H97V109H96ZM96 110H95V111H96ZM105 110H106V109H105ZM109 110H110V109H108V111H109ZM114 110H115V109H114ZM116 110H117V109H116ZM123 110H125V109L123 108ZM126 110L128 111V109H126ZM129 110H130V109H129ZM133 110H134V109H133ZM143 110H145V109L143 108ZM153 110H154V109H153ZM155 110H156V109H155ZM167 110H168V109H167ZM175 110H176V108H175ZM195 110L197 111L198 109H195ZM215 110H216V109H215ZM217 110H218V107H217ZM217 110H216V112H217ZM235 110H236V109H235ZM253 110H252V114H255L256 112L253 113ZM258 110H259V109H258ZM2 111H3V108H2ZM14 111H12V112H14ZM24 111H26V113H24ZM31 111H32V110H31ZM31 111H30V112H31ZM34 111H35V110H34ZM37 111H35V112H37ZM66 111H67V109H66ZM69 111H68V113H69V116H70V112H69ZM72 111H73V110H72ZM72 111H71V112H72ZM86 111H87V110H86ZM91 111H92V110H91ZM93 111H94V110H93ZM95 111H94V112H95ZM100 111H99V112H100ZM117 111H118V110H117ZM117 111H116V114H117ZM127 111H126V112H127ZM136 111H137V109H136ZM147 111H148V110H147ZM151 111H152V110H151ZM151 111H149V112H151ZM163 111H164V110H163ZM165 111H166V110H165ZM182 111H184V110H182ZM186 111H187V110H186ZM191 111H193V110H191ZM196 111H194V112H196ZM199 111H200V109H199ZM204 111H207V110L205 109V110H203L202 112H204ZM210 111H212V110H210ZM225 111H226V110H225ZM231 111H232V110H231ZM255 111H256V109H255ZM262 111H264V109H262ZM22 112H20V113H22ZM32 112H33V111H32ZM112 112H113V111H112ZM112 112H111V113H112ZM121 112H123V111H121ZM124 112H125V111H124ZM124 112H123V113H124ZM131 112H132V111H131ZM157 112H159V111H157ZM157 112H156V113H157ZM168 112H169V111H168ZM177 112H179V110H178ZM177 112H176V113H177ZM216 112H215V114H216ZM219 112H220V111H219ZM226 112H227V111H226ZM226 112H225V113H226ZM238 112H239V111H237L236 114H237ZM247 112H245V113H247ZM259 112H260V111H259ZM4 113H6V112H4ZM4 113H2V114H4ZM14 113H15V112H14ZM43 113H44V112H43ZM43 113H41V114H43ZM84 113H87V112H84ZM119 113H120V111H119ZM119 113H118V114H119ZM134 113H135V112H134ZM142 113H143V111H142ZM142 113H141V114H142ZM185 113H186V112H185ZM189 113H190V112H189ZM189 113L187 114L186 117H188ZM205 113H206V112H205ZM205 113H204V115H205ZM221 113H222V112H221ZM233 113L235 114V112H233ZM250 113H251V111H250ZM262 113H264V112H262ZM8 114H9V113H8ZM15 114H16V113H15ZM15 114H14V117H15ZM18 114H19V113L17 112V116H18ZM30 114H32V113H30ZM33 114H35V113H33ZM36 114H37V113H36ZM36 114H35V116H33V118L36 117ZM44 114H46V112H45ZM64 114H65V113H64ZM80 114H81V113H80ZM82 114H83V112H82ZM96 114H97V113H96ZM96 114H95V115H96ZM99 114H100V113H99ZM101 114H103V113H101ZM105 114H107V113L105 112ZM125 114H126V113H125ZM128 114H130V112H128ZM141 114L139 113V115H141ZM144 114H145V113H144ZM147 114H148V113H147ZM151 114H152V113H151ZM158 114H159V113H158ZM165 114H167V113H165ZM165 114H163V115H165ZM169 114H170V113H169ZM179 114H180V113H179ZM195 114L197 115V113H195ZM198 114H199V112H198ZM200 114H201V113H200ZM202 114H203V113H202ZM206 114L209 115V113H206ZM213 114H214V113H213ZM213 114H212V115H213ZM215 114H214V116H215ZM217 114H218V112H217ZM217 114H216V115H217ZM228 114H229V113H228ZM231 114H232V113H231ZM238 114H240V113H238ZM257 114H258V113H257ZM12 115H13V114H12ZM19 115H20V114H19ZM24 115H23V116H24ZM39 115H40V114H39ZM39 115H37V117H38ZM51 115H52V113H51ZM72 115H75V114L72 113ZM95 115H94L95 118L98 117V115H96V116H95ZM113 115H114V113H113ZM113 115L111 114L110 116H113ZM120 115H121V114H120ZM148 115H149V114H148ZM154 115H155V113H154ZM160 115H161V114H160ZM172 115L174 116L175 114H173V112H172ZM181 115H182V114H181ZM204 115H202V117H203ZM219 115H220V114H219ZM219 115H217V116H219ZM244 115H245V114H244ZM17 116H16V117H17ZM29 116H30V115H29ZM29 116H28L27 118H29ZM31 116H32V115H31ZM46 116H47V115H46ZM49 116H50V115H49ZM69 116H68V120H66L67 122L70 121V120H69ZM76 116H77V115H76ZM110 116H109V120L111 119ZM118 116H119V115H118ZM118 116H116V117H118ZM128 116H129V115H128ZM128 116H127V118H128ZM132 116H133V115H132ZM141 116H143V115H141ZM141 116H138V119H142V118H139V117H141ZM169 116H170V115H169ZM175 116H177V115H175ZM175 116H174L173 118H176ZM179 116H180V115H179ZM189 116H190V115H189ZM197 116H198V115H197ZM200 116H201V115H200ZM200 116H199V118H200ZM206 116H207V115H206ZM220 116H221V115H220ZM224 116L226 117V115H224ZM224 116H223V117H224ZM246 116H247V118H248V115H246ZM251 116H252V115H251ZM260 116H261V113H260L259 117H260ZM7 117H8V116L6 115V118H7ZM9 117H10V116H9ZM12 117H13V116H12ZM21 117H22V115H21ZM26 117H24V118L27 119ZM40 117H41V116H40ZM40 117L37 118L39 122H40ZM42 117H44V116H42ZM50 117H51V116H50ZM62 117H63V116H62ZM70 117H71V116H70ZM74 117H75V116H74ZM74 117H72V118H70V119H74ZM77 117H78V116H77ZM79 117H80V116H79ZM90 117H91V116H90ZM104 117H105V116H104ZM106 117H107V116H106ZM113 117H114V116H113ZM120 117H121V116H120ZM120 117H119V118H120ZM151 117H153V115H152ZM151 117H150V118H151ZM154 117H155V120L158 118L157 116H154ZM156 117H157V118H156ZM159 117H161V116H159ZM177 117H178V116H177ZM183 117H184V116H183ZM186 117H185V118H186ZM191 117H192V116H191ZM208 117H209V116H208ZM211 117L213 118V116H211ZM227 117H228V116H227ZM237 117H238V116H237ZM256 117H257V116H256ZM256 117H254V118L256 119ZM4 118H5V117H4ZM17 118H20V117H17ZM17 118H16V120H18ZM22 118H23V117H22ZM31 118H32V117H31ZM31 118H30V120H32L33 123L36 122V119H35V121H33V119H31ZM46 118H47V117H46ZM46 118H45V119H46ZM58 118H59V117H58ZM64 118L67 119L66 116H64ZM95 118H94V120H96ZM119 118H118V119H119ZM131 118H132V117H131ZM135 118H137V117H135ZM145 118H146V116H145ZM145 118H144V119H145ZM162 118H163V117H162ZM179 118H180V117H179ZM181 118H182V117H181ZM181 118H180V120H181ZM197 118H198V117H197ZM197 118H196V119H197ZM205 118H207V117H204V119H205ZM209 118H210V117H209ZM215 118H216V117H215ZM215 118H214V119H215ZM217 118H218V117H217ZM230 118H231V117H230ZM243 118H244V117H243ZM247 118H246V119H247ZM251 118H252V117H251ZM263 118H264V117H263ZM263 118H261V119H263ZM8 119H9V118H8ZM12 119H13V118H12ZM61 119L63 120V118H61ZM84 119H85V118H84ZM91 119H92V122H94L93 117H92ZM98 119H100V117H98ZM101 119H103V118H101ZM107 119H108V118H107ZM118 119H115V120H118ZM121 119H124V117H123V118L121 117ZM125 119H126V118H125ZM129 119H130V118H129ZM132 119H133V118H132ZM147 119H148V118H147ZM159 119H161V118H159ZM165 119H167V118H165ZM170 119H172V117H170ZM183 119H184V118H183ZM188 119H189V118H188ZM190 119L192 120V118H190ZM193 119H194V117H193ZM202 119H203V118H202ZM221 119H222V118H221ZM227 119L229 120V118H227ZM234 119H235V118H234ZM261 119H260V120H261ZM10 120H11V117H10ZM21 120H22L21 122L23 123V119H21ZM30 120L28 119L29 122H30ZM43 120H44V118H43ZM47 120H49V119H47ZM62 120H60V121H62ZM75 120H76V119H75ZM87 120H88V119H87ZM104 120H105V119H104ZM111 120H112V119H111ZM134 120H135V119H134ZM162 120H164V119H162ZM172 120H173V119H172ZM199 120H200V119H199ZM211 120H212V119H211ZM216 120H219V119H215V121H216ZM228 120H226V121H228ZM235 120H236V119H235ZM237 120L239 121L238 118H237ZM241 120H242V119H241ZM251 120H252V119H251ZM256 120L259 121V119H256ZM263 120H264V119H263ZM28 121H26V122L28 123ZM41 121H42V120H41ZM49 121H50V120H49ZM52 121H53V120H52ZM72 121L75 122L74 120H72ZM79 121H81V118H80ZM89 121H90V120H89ZM98 121H99V120L95 121V123L98 122ZM106 121H107V120H106ZM122 121H124V120H122ZM170 121H171V120H170ZM186 121H188V120H186ZM186 121H185V122H186ZM189 121H190V120H189ZM200 121H201V120H200ZM203 121H204V120H203ZM205 121H206V120H205ZM209 121H210V120H209ZM209 121L207 120V122H209ZM213 121H214V120H213ZM226 121H225V122H226ZM230 121H233V120H230ZM246 121L249 122V120H246ZM7 122H8V121H7ZM15 122H16V121H15ZM21 122H20L19 124H21ZM24 122H25V121H24ZM32 122H31V125H32ZM43 122H44V121H43ZM57 122H59V121H57ZM81 122H84V121H83V117H82V121H81ZM86 122H87V121H86ZM112 122H113V121H112ZM126 122H129V121L126 120ZM142 122H143V121H142ZM144 122H145V121H144ZM148 122H150V121L148 120ZM152 122H154V121H152ZM156 122H157V120H156ZM159 122H160V121H159ZM159 122H157V123H159ZM179 122L181 123L182 121H179ZM194 122H195V121H193V123H194ZM197 122H198V120H197ZM216 122H217V121H216ZM241 122H242V121H241ZM251 122H253V120L250 121V123H251ZM254 122H255V121H254ZM5 123H6V122H5ZM5 123H4V124H5ZM8 123H10V122H8ZM36 123H38V122H36ZM36 123H35V124H36ZM41 123H42V122H41ZM47 123H48V122H47ZM47 123H46V124H47ZM49 123H51V121H50ZM59 123H60V122H59ZM63 123L66 124V122H62L61 124H63ZM68 123H70V122H68ZM84 123H85V122H84ZM89 123H90V122H89ZM100 123H101V120H100L99 124H100ZM103 123H106V122L103 121ZM116 123H119V122L117 121V122H115V124H116ZM120 123H121V122H120ZM124 123H125V122H124ZM130 123H132V122H130ZM130 123H129V124H130ZM157 123H156V126H157ZM163 123H164V122H163ZM168 123H169V122H168ZM175 123H176V122H175ZM193 123H191V124H193ZM198 123H199V122H198ZM211 123H212V121H211ZM223 123H224V122H223ZM233 123H234V122H233ZM6 124H7V123H6ZM15 124H16V123H15ZM23 124L26 125V123H23ZM39 124H40V123H39ZM39 124H38V125H39ZM71 124L73 125V123H71ZM82 124H83V123H82ZM82 124H79V125L83 126ZM86 124H87V123H86ZM108 124H109V121H108ZM122 124H123V122H122ZM135 124H136V121H135ZM139 124H140V123H139ZM164 124H165V123H164ZM164 124H163V125H164ZM170 124H172V123H170ZM176 124H177V123H176ZM176 124H175V125H176ZM183 124H184V123H182V126H183ZM196 124H197V123H196ZM199 124H200V123H199ZM218 124H220V123H218ZM218 124H217V125H218ZM221 124H222V122H221ZM231 124H232V122H231ZM234 124H235V123H234ZM246 124H247V123H246ZM246 124H245V127L249 126V125H248L249 123L247 124V126H246ZM251 124H252V123H251ZM261 124H262V123H261ZM261 124H259V125H261ZM28 125H30V123H28ZM28 125H27V127H28V129H29V126H28ZM31 125H30V127L32 128ZM50 125H51V124H50ZM74 125H76V124H74ZM104 125H105V124H104ZM106 125H107V124H106ZM148 125H149V124H148ZM150 125H151V124H150ZM152 125H153V123H152ZM152 125H151V126H152ZM154 125H155V122H154ZM154 125H153V127H154ZM158 125H159V124H158ZM161 125H162V124H161ZM173 125H174V123H173ZM186 125H187V124H186ZM189 125H190V124H189ZM194 125H195V124H194ZM206 125H207V124H206ZM212 125H213V123H212ZM235 125H236V124H235ZM237 125H238V124H237ZM237 125H236V126H237ZM5 126H6V125H5ZM5 126H4V128H5ZM7 126H8V125H7ZM10 126H14V125H10ZM21 126H22V125H21ZM33 126H35V125L33 124ZM44 126H45V124H43V127H44ZM46 126H47V128L49 127L48 125H46ZM57 126H58V125H57ZM61 126H63V125H61ZM64 126H65V125H64ZM66 126H67V125H66ZM70 126H71V125H70ZM77 126H78V125H77ZM86 126H87V125H86ZM101 126H102V123H101ZM109 126H110V124H109ZM134 126H136V125H134ZM137 126H138V123H137ZM165 126L167 127L168 125H165ZM171 126H172V125H171ZM171 126H170V125L168 126V127H170V128H168V130L171 129V128H173V126H172V127H171ZM176 126H177V125H176ZM176 126H174V127H176ZM192 126H193V125H192ZM203 126H204V125H203ZM207 126H208V125H207ZM215 126H216V123H215ZM215 126H214V128H215ZM219 126H220V125H219ZM221 126H223V125H221ZM225 126H226V125H224L223 127L225 128ZM227 126H229V125H227ZM240 126H242V125H240ZM250 126H251V125H250ZM254 126H255V128H257L256 125H254ZM257 126H258V124H257ZM2 127H3V126H2ZM8 127H9V126H8ZM18 127H19V126H18ZM18 127H17V128H18ZM23 127H24V125H23ZM23 127H21V129H22ZM27 127H26V128H27ZM41 127H42V126H40V128H41ZM59 127H60V126H59ZM68 127H69V126H68ZM84 127H85V126H84ZM84 127H83V128H84ZM93 127H95V129H96L98 126H97V127H96V126H93ZM118 127H119V126H118ZM118 127H117V128H118ZM123 127H124V126H123ZM139 127H140V126H139ZM139 127H138V130H139ZM142 127H144V125H143ZM149 127H150V126H149ZM149 127H148V128H149ZM159 127H160V126H159ZM161 127H162V129H164L163 126H161ZM177 127H178V126H177ZM177 127H176V128H177ZM184 127H185V126H183V128H184ZM189 127H190V126H189ZM189 127H188V128H189ZM198 127H199V125H197V128H198ZM232 127H233V129L237 130V129H236L237 127H236V128H235L234 126H232ZM245 127H244V128H245ZM259 127H260V126H259ZM259 127H258V128H259ZM261 127H262V126H261ZM4 128H2V130H0V132H2ZM11 128H12V127H11ZM15 128H16V126H15ZM31 128H30V129H31ZM36 128H37V127H35V129H36ZM38 128H39V127H38ZM38 128H37V131H36L35 129H33V130L36 131V132H35L36 135H37V132H39L40 134L42 133V132H41L42 128L40 129V131L38 130ZM44 128H45V127H44ZM56 128H57V127H56ZM60 128H61V127H60ZM60 128H58V129H60ZM62 128H63V127H62ZM69 128H70V130H69V129H68V130L71 131L72 128H71V127H69ZM75 128H76V127H75ZM78 128H81V127L78 126L77 129H78ZM90 128H91V126H90ZM90 128H89V129H90ZM101 128H102V127H101ZM103 128H104V127H103ZM115 128H116V127H115ZM119 128H120V127H119ZM126 128H127V127H126ZM133 128H134V127H133ZM144 128H145V127H144ZM148 128H147V129H148ZM150 128L152 129V127H150ZM176 128H175V129H176ZM179 128H180V126H179ZM183 128H182V129H183ZM214 128H213V129H214ZM227 128L229 129V127H227ZM240 128H241V127H240ZM240 128H239V129H240ZM250 128H251V130H252V127H250ZM253 128H254V127H253ZM255 128H254V129H255ZM7 129H10V128H7ZM13 129H14V128H13ZM18 129H19V128H18ZM28 129H27V131H24V133L26 132L25 134H28V133H27V132H28ZM77 129H76V130H77ZM108 129H110V128H108ZM108 129H106V130L109 131ZM112 129H113V127H112ZM112 129H111V130H112ZM128 129H129V128H128ZM135 129H136V128H135ZM142 129H143V128H142ZM151 129H149V130H151ZM155 129H157V127L154 128V129H152V130L154 131ZM189 129H190V128H189ZM193 129H194V128H193ZM202 129H203V128H202ZM202 129H201V130H202ZM209 129H210V128H209ZM213 129H212V130H213ZM216 129H217V127H216ZM231 129H232V128H231ZM242 129H243V128H242ZM261 129H262V128H261ZM14 130H16V129H14ZM24 130H25V129H24ZM31 130H32V129H31ZM44 130H49V131H51L52 129L50 130V129L48 128V129H44ZM56 130H57V129H56ZM64 130H67V129L63 128V131H64ZM85 130H86V129H85ZM90 130H92V129H90ZM106 130H105V131H106ZM120 130H122V129H120ZM123 130H125V128H124ZM145 130H146V128H145ZM160 130H161V129H160ZM173 130H174V129H173ZM173 130H171V131H173ZM176 130L178 131V128H177ZM186 130H187V129H186ZM186 130H185V131H186ZM190 130H191V129H190ZM204 130H206V127H205ZM212 130H211V131H212ZM220 130H221V129H220ZM243 130H245V129H243ZM243 130H242V131H243ZM248 130H250V129H247V132H248ZM6 131H7V130H6ZM11 131H13V130H11ZM21 131H22V130H21ZM29 131H30V130H29ZM57 131H58V130H57ZM57 131L54 132V133H57ZM60 131H61V130H60ZM87 131H89V130H87ZM87 131H85V133H87ZM92 131H93V130H92ZM114 131H115V129H114ZM126 131H127V130H126ZM130 131H131V130H130ZM130 131H129V132H130ZM135 131H136V130H135ZM142 131H143V130H142ZM142 131H141V132H142ZM146 131H147V130H146ZM155 131H156V130H155ZM157 131H158V130H157ZM164 131H165V130H163V132H164ZM177 131L174 132V133H177ZM180 131H181V130H180ZM187 131H188V130H187ZM187 131H186V132H187ZM191 131H193V130H191ZM197 131H198V130H197ZM197 131H196V132H197ZM225 131H226V130H225ZM225 131H224V132H225ZM232 131H234V130H232ZM239 131H240V130H239ZM257 131H258V130H257ZM4 132H5V131H4ZM4 132H3V133H4ZM32 132H33V131H30V134H31ZM47 132H48V131H47ZM67 132H68V131H67ZM76 132H77V131H76ZM83 132H84V131H83ZM83 132H82V133H83ZM90 132H91V131H89V134H90ZM96 132L99 133L98 131H96ZM100 132H101V131H100ZM112 132H113V131H112ZM124 132H125V131H124ZM133 132H134V131H133ZM143 132H144V131H143ZM148 132H149V131H148ZM148 132H147V134L149 135ZM150 132H151V131H150ZM159 132H161V131H159ZM159 132H158V133H159ZM166 132H167L166 134H168V131H167V130H166ZM188 132H189V131H188ZM194 132H195V131H194ZM196 132H195V133H196ZM199 132H200V131H199ZM216 132H217V131H216ZM224 132H223V133H224ZM227 132L229 133V131H227ZM227 132H226V133H227ZM240 132H241V131H240ZM240 132H239L240 136H241V134H244V133H245V132H244V133H240ZM250 132H253V130L250 131ZM262 132L264 133V130H262ZM262 132H260V133L263 135ZM13 133H15V132H13ZM18 133H19V132H18ZM22 133H23V132H22ZM35 133L33 132L32 134L34 135ZM50 133H52V132H50ZM50 133H49V134H50ZM64 133H65V132H64ZM78 133H79V132H78ZM92 133H93V132H92ZM94 133H95V132H94ZM101 133L105 134L106 132L104 133V131L102 130ZM117 133H118V132L116 131V133H114V134L117 135ZM125 133H126V132H125ZM137 133H138V131H137ZM161 133H162V132H161ZM172 133H173V132H171L170 134H172ZM174 133H173V134H174ZM180 133H181V132H180ZM182 133H183V131H182ZM214 133H215V132H214ZM218 133H220V132H218ZM218 133H216V136H217ZM221 133H222V132H221ZM257 133H259V132H257ZM260 133H259V134H260ZM4 134H5V133H4ZM19 134H20V133H19ZM30 134H29V135H30ZM40 134H38V136H39ZM67 134H68V133H66V135H67ZM73 134H74V133L72 132V135H73ZM80 134H81V133H80ZM80 134H79L78 137H80ZM103 134H102V136H103ZM111 134H112V133H111ZM114 134H113V135H114ZM118 134H119V133H118ZM127 134H128V133H127ZM127 134H126V135H127ZM130 134H132V133H130ZM134 134H135V133H134ZM143 134H144V133H143ZM150 134H151V135H155V134H153V133H150ZM166 134H165V135H166ZM178 134H179V133H178ZM185 134H186V133H184V135H185ZM188 134H189L188 137H190V135L193 134V133H188ZM188 134H186V135H188ZM199 134H200V133H199ZM199 134H198V135H199ZM203 134H204V133H203ZM210 134H211V133H210ZM261 134H260V135H261ZM1 135H2V134H1ZM13 135H14V134H13ZM17 135H18V134L16 133L15 137H17ZM29 135H26L25 137H30ZM33 135H32V137H33ZM46 135H48V133H47ZM60 135H61V134H60ZM82 135H83V134H81V137H82ZM115 135H114V137H115ZM120 135H121V133H120ZM132 135H133V134H132ZM163 135H164V134H162V136H163ZM181 135H182V136H181ZM248 135H249V134H248ZM251 135H253V134H251ZM256 135H257V134H256ZM260 135H258V136H260ZM10 136H12V135H10ZM20 136H21V135H20ZM38 136H37V137H38ZM40 136H41V135H40ZM51 136H52V135H51ZM61 136H62V135H61ZM93 136H94V135H92V137H93ZM100 136H101V134H100ZM102 136H101V137H102ZM107 136H109V135L107 134ZM118 136H119V135H118ZM122 136H123V135H122ZM133 136H134V135H133ZM137 136H138V135H137ZM137 136H135V138H136ZM162 136L159 135V137H162ZM191 136H192V135H191ZM193 136L196 137V135H193ZM200 136H202V134H201ZM200 136H199V137H200ZM205 136H206V134H205ZM211 136H212V135H211ZM211 136H210V137H211ZM213 136H214V134H213ZM218 136H219V135H218ZM222 136H223V134H222ZM224 136H225V135H224ZM226 136H227V135H226ZM231 136H233V135H231ZM231 136H230V137H231ZM234 136H236V133H235ZM240 136H239V137H240ZM254 136H255V135H254ZM263 136H264V135H263ZM23 137H24V136L22 135V139H23ZM35 137H36V136H35ZM37 137H36V138H37ZM46 137H47V136H46ZM49 137H50V136H49ZM49 137H48V138H49ZM54 137H56V134H55ZM63 137H64V136H63ZM63 137H62V139H63ZM66 137H67V136H66ZM70 137H71V136H70ZM74 137H75V136H74ZM84 137H85V136H84ZM89 137H90V136H89ZM89 137H88V139H89ZM98 137H99V135H98ZM125 137H126V136H125ZM129 137H131V135H130ZM140 137H141V134H140ZM140 137H139V138H140ZM157 137H158V135H157ZM176 137H178V136H176ZM176 137H174V138H176ZM180 137L183 138V134H180ZM185 137L187 138V136H185ZM185 137H184V138H185ZM197 137H198V136H197ZM199 137H198V138H199ZM203 137H204V135H203ZM208 137H209V135H208ZM208 137H207V138H208ZM210 137H209V138H210ZM214 137H215V136H214ZM220 137H221V136H220ZM227 137H229V135H228ZM227 137H224V139L227 138ZM247 137H248V136H247ZM4 138H5V137H4ZM10 138H12V137H10ZM60 138H61V137H60ZM90 138H91V137H90ZM103 138H104V136H103ZM117 138H118V137H117ZM127 138H128V136H127ZM141 138H142V137H141ZM141 138H140V139H141ZM148 138H150V135H149ZM148 138H146V139H148ZM162 138H163V137H162ZM165 138H166V136H165ZM165 138H164V139H165ZM172 138H173V137H172ZM182 138H181V139H182ZM209 138H208V139H209ZM250 138H251V137H250ZM258 138H259V137H258ZM0 139H2V138L0 137ZM6 139H7V138H6ZM13 139H16V138H13ZM19 139H20V138H19ZM29 139H30V138H29ZM29 139H28V140H29ZM49 139H50V138H49ZM53 139H54V138H53ZM55 139H56V138H55ZM58 139H59V138H58ZM58 139H57V140H58ZM69 139H70V138H69ZM71 139H72V137H71ZM75 139H76V138H75ZM91 139H92V138H91ZM96 139H97V138H96ZM104 139H105V138H104ZM107 139H108V138H107ZM110 139L112 140V143H111V144H114V143H115V139H112V138H110ZM119 139H121V138H119ZM132 139H133V138H132ZM144 139H145V136H144V138H143L142 140H144ZM160 139H161V138H160ZM178 139L180 140L179 137L177 138V140H178ZM193 139H194V138H193ZM196 139H197V138H196ZM196 139H194V140L196 141ZM200 139H202V138H200ZM208 139H207V140H208ZM213 139H214V138H213ZM224 139H223V141L221 140L223 143L226 142V141L224 142ZM234 139L236 140V137H235ZM238 139H239V138H238ZM244 139H245V138H244ZM251 139H253V138H251ZM251 139H249V141H250ZM259 139H260V138H259ZM261 139H262V138H261ZM7 140H8V139H7ZM25 140H26V139H25ZM30 140H31V139H30ZM32 140H33V139H32ZM35 140H36V139H35ZM73 140H74V138H73ZM81 140H82V139H81ZM89 140H90V139H89ZM94 140H95V139H94ZM97 140H98V139H97ZM113 140H114V141H113ZM116 140H117V139H116ZM128 140H129V139H128ZM130 140H131V139H130ZM130 140H129V141H130ZM148 140H149V139H148ZM168 140H173V139H171V136H170V139H168ZM175 140H176V139H175ZM191 140H192V139H191ZM198 140H199V139H198ZM214 140L216 141V139H214ZM230 140H233V139L231 138ZM235 140H233V141H235ZM242 140H243V139H242ZM242 140H241V141H242ZM254 140H255V139H254ZM256 140H257V139H256ZM256 140H255V141H256ZM14 141H15V140H14ZM21 141H23V140H21ZM33 141H34V140H33ZM33 141H31V142H33ZM39 141H40V140H39ZM49 141H50V140H49ZM54 141H55V140H54ZM54 141H53V142H54ZM64 141H65V142L67 141V142L64 143ZM64 141H61V140H60V142H61L62 144L64 143V144H66V146H68V145H69V142H70L71 140H70V141H68V140H64ZM75 141H76V140H75ZM121 141H122V140H121ZM123 141H124V140H123ZM126 141H127V140H126ZM155 141H156V140H155ZM157 141H158V140H157ZM160 141H161V140H160ZM162 141H163V140H162ZM181 141H182V140H181ZM186 141H188V138L186 139ZM195 141H193V142H195ZM204 141H205V140H204ZM217 141H219V140H217ZM217 141L215 142L216 144H217ZM260 141H261V140H260ZM4 142H6V141H5V140L2 141V143H4ZM9 142H10V141H9ZM43 142H44V141H43ZM47 142H48V141H47ZM83 142H84V140H83ZM94 142H95V141H94ZM108 142L110 143V141H108ZM113 142H114V143H113ZM134 142H135V141H134ZM136 142H137V140H136ZM138 142H140V141H138ZM141 142H142V141H141ZM163 142H165V140H164ZM166 142H167V141H166ZM170 142L172 143V142H174V141H170ZM170 142H169V143H170ZM175 142H176V141H175ZM183 142H184V141H183ZM196 142H197V141H196ZM208 142H209V141H208ZM212 142H213V140H212ZM229 142H230V141H229ZM236 142H238V141H236ZM239 142H240V141H239ZM246 142H247V141H246ZM0 143H1V142H0ZM2 143H1V144H2ZM33 143H34V142H33ZM38 143H39V142L37 141V144H38ZM67 143H68V145H67ZM71 143H73V141H72ZM76 143H77V141H76ZM80 143H81V142H80ZM97 143H98V142H97ZM102 143H103V142H102ZM121 143H123V142H121ZM127 143H128V142H127ZM129 143H130V142H129ZM132 143H133V142H132ZM146 143L149 144L148 141L145 142V144H146ZM157 143H158V142H157ZM169 143H167V145H168ZM176 143H177V142H176ZM176 143H175V144H176ZM199 143H200V142H199ZM201 143H203V141H202ZM209 143H210V142H209ZM215 143H214V145H216ZM234 143H235V142H234ZM241 143H244V142H241ZM253 143H255V142L253 141ZM256 143H257V142H256ZM260 143H261V142H260ZM262 143H264V142H262ZM262 143H261V144H262ZM4 144H5V143H4ZM6 144H7V143H6ZM18 144H19V143H18ZM20 144H21V142H20ZM22 144H23V142H22ZM25 144H26V143H25ZM40 144H41V143H40ZM42 144H43V143H42ZM50 144H51L50 142L47 143V145H50ZM59 144H60V143H59ZM62 144H61V145H62ZM94 144H95V143H94ZM94 144H93V146H94ZM99 144H100V142H99ZM104 144H105V142H104ZM107 144H108V143H107ZM107 144H106V145H107ZM115 144H116V143H115ZM117 144H118V143H117ZM117 144H116V145H117ZM125 144H126V143H125ZM138 144H139V143H137V145H138ZM160 144H162V143H160ZM160 144H159V146H160ZM173 144H174V143H173ZM185 144H186V143H185ZM185 144H184V145H185ZM192 144H193V143H192ZM211 144H212V143H211ZM228 144H229V143H228ZM232 144H233V143H232ZM236 144H237V143H236ZM246 144H248V143H246ZM27 145H28V143H27ZM27 145H26V147H27ZM31 145H32V144H31ZM31 145H30V146H31ZM34 145H35V144H34ZM47 145H46V146H47ZM51 145H53V144H51ZM51 145H50V146H51ZM61 145H60V146H61ZM70 145H71V144H70ZM70 145H69L67 148H69V147L72 146V145H71V146H70ZM73 145H74V143H73ZM76 145H79V144L77 143ZM86 145H87V144H86ZM96 145H97V144H96ZM96 145H95V146H96ZM100 145H101V144H100ZM100 145H97V146H100ZM116 145H115V146H116ZM120 145H121V144H120ZM129 145H130V144H129ZM164 145H165V144H164ZM184 145H183V146H184ZM201 145H203V144H201ZM206 145H207V144H206ZM209 145H210V144H208V146H209ZM222 145H223V144H222ZM222 145H221V146H222ZM224 145H225V144H224ZM233 145H234V144H233ZM233 145H232V146H233ZM244 145H245V144H244ZM259 145H260V144H259ZM259 145H258V146H259ZM4 146H5V145H3V148H5ZM20 146H21V145H20ZM42 146H45V143H44ZM56 146H57V143H56ZM56 146H55V147H56ZM58 146H59V145H58ZM63 146H64V145H63ZM66 146H65V147H66ZM83 146L86 147L85 145H83ZM91 146H92V145H91ZM91 146H90V147H91ZM108 146H109V145H108ZM110 146L112 147V145H110ZM113 146H114V145H113ZM132 146H133V144H132ZM150 146H151V143H150ZM150 146H149V147H150ZM153 146H154V145H153ZM186 146H187V145H186ZM196 146H198V145H196ZM196 146H195V148H196ZM211 146H212V145H210V147H211ZM232 146L229 145V147H232ZM242 146H243V145H242ZM248 146H251V145H248ZM258 146H257V148H258ZM261 146H262V145H261ZM261 146H260V147H261ZM7 147H8V146H7ZM9 147H10V146H9ZM23 147H24V145H23ZM31 147H32V146H31ZM36 147H37V146H36ZM38 147H39V146H38ZM38 147H37V148H38ZM47 147H48V146H47ZM76 147H77V146H76ZM88 147H89V145H88ZM118 147H119V146H118ZM120 147H121V146H120ZM122 147H123V146H122ZM129 147H130V146H129ZM135 147H136V146H135ZM144 147H145V146H144ZM162 147H163V144H162ZM170 147H172V146H170ZM174 147H175V146H174ZM179 147H180V146H179ZM213 147H214V146H213ZM226 147H227V146H226ZM234 147H236V146H234ZM253 147H254V146H253ZM1 148H2V147H1ZM15 148H16V147H15ZM60 148H61V147H60ZM67 148L64 149V147H63L64 150H66ZM71 148H72V150H73V147H71ZM71 148H69V149H71ZM96 148H97V147H95V149H96ZM99 148H101V147H99ZM132 148H133V147H132ZM147 148H148V147H147ZM160 148H161V147H159V149H160ZM220 148H221V147H220ZM220 148H219V150L221 151ZM222 148H223V147H222ZM237 148H238V147H237ZM237 148H236V149H237ZM243 148L245 149L246 146L243 147ZM254 148H255V147H254ZM254 148H252V149H254ZM257 148H256V150H257ZM262 148H264V147H262ZM19 149H20V148H19ZM25 149H26V148H25ZM35 149H36V148H35ZM40 149H41V148H40ZM40 149H39V150H40ZM46 149H47V148H46ZM50 149H53V147L50 148ZM56 149H57V148H56ZM74 149H76V148H74ZM87 149H88V148H87ZM89 149L92 150L91 148H89ZM89 149H88V150H89ZM112 149H113V148H112ZM117 149H118V148H117ZM121 149H122V148H121ZM121 149H118V150H121ZM124 149H125V148H124ZM126 149H127V146H126ZM126 149H125V152H126ZM134 149L137 150L136 148H134ZM139 149H140V147H139ZM159 149H158V150L155 149V150H156V153H157V151H159ZM163 149H164V148H163ZM168 149H169V148H168ZM179 149H180V148H179ZM179 149H178V150H179ZM183 149H184V148H183ZM197 149H198V147H197ZM205 149H206V148H205ZM208 149H209V147H208ZM211 149H212V148H211ZM211 149H210V150H211ZM213 149H214V148H213ZM213 149H212L211 151H213ZM217 149H218V148H216L215 151H216ZM223 149H224V148H223ZM223 149H222V152H223ZM232 149H233V148H232ZM241 149H242V147L239 148V152H240V154H241V153L243 154V152L240 151ZM247 149H248V148H247ZM258 149H259V148H258ZM20 150H21V149H20ZM22 150L25 151L24 148H23ZM33 150H34V149H33ZM36 150L38 151V149H36ZM81 150H82V149H81ZM81 150L79 149L80 152H81ZM84 150H86V149L84 148ZM84 150H83V152H84ZM88 150H87V151H88ZM99 150H100V149H99ZM101 150H102V149H101ZM118 150H116V151H118ZM128 150H129V148H128ZM128 150H127V151H128ZM144 150H146V149H144ZM144 150H143V151H144ZM147 150H148V149H147ZM174 150H175V149H174ZM174 150H173V151H174ZM176 150H177V149H176ZM181 150H182V149H181ZM186 150H188V149L186 148ZM195 150H196V149H195ZM206 150H207V149H206ZM210 150H209V151H210ZM226 150H230V148H226ZM242 150H243V149H242ZM249 150H250V148H249ZM249 150H248V152L250 153ZM259 150H260V149H259ZM263 150H264V149H263ZM3 151H5V150L3 149ZM18 151H19V150H18ZM27 151H28V150H27ZM42 151H43V150H42ZM50 151H52V150H50ZM53 151H55V150H53ZM58 151H59V148H58ZM66 151H68V150H66ZM66 151H65V152H66ZM74 151H75V150H74ZM74 151L71 152V150H70V151H68V153H69V154H70V153H74ZM79 151H78V152H79ZM109 151H111V150H109ZM109 151H108V152H109ZM116 151H115V152H116ZM123 151H124V150L122 149L121 152H123ZM129 151H130V150H129ZM140 151H142V150L140 149ZM161 151H162V150H161ZM161 151H160V152H161ZM168 151H169V150H168ZM168 151H167V152H168ZM191 151L193 152V150H191ZM215 151H214V152H215ZM233 151H234V150H233ZM237 151H238V150H237ZM246 151H247V150H246ZM252 151H253V150H252ZM9 152H10V151H9ZM39 152H41V151H39ZM47 152H48V151H47ZM56 152H57V151H56ZM62 152H64V151L62 150ZM62 152H61V153H62ZM90 152H92V151H90ZM90 152H89V153H90ZM115 152L113 151L112 154H114ZM125 152H123V153H125ZM131 152H132V151H131ZM148 152H150V151H148ZM148 152H147V153H148ZM153 152H154V151H153ZM163 152H164V151H163ZM163 152H162V154H164V155H165V153H167V152H164V153H163ZM176 152H177V151H176ZM180 152H182V151H180ZM188 152H189V151H188ZM194 152H195V151H194ZM196 152L198 153V152H200V151H197V150H196ZM202 152H203V151H201V153H202ZM207 152H208V151H207ZM214 152H213V153H214ZM218 152H219V151H218ZM222 152H221V153H222ZM225 152H226V155H227V152H228V151H225ZM234 152H235V151H234ZM239 152H238V153H239ZM253 152H254V151H253ZM6 153H7V152H6ZM16 153H17V152H15V154H16ZM27 153H29V152H27ZM30 153H31V152H30ZM43 153H44V152H42L41 154H43ZM49 153H50V152H48V154H49ZM66 153H67V152H66ZM75 153H77V152H75ZM85 153H86V152H85ZM87 153H88V152H87ZM89 153H88V154H89ZM92 153H93V152H92ZM97 153H98V150H97ZM97 153H96V154H97ZM101 153H103V152H101ZM144 153H145V151H144ZM147 153H146V154H147ZM173 153H174V152H173ZM184 153H185V151H184ZM189 153H190V152H189ZM215 153H216V152H215ZM223 153H224V152H223ZM223 153H222V154H223ZM228 153H229V152H228ZM244 153H245V152H244ZM251 153H252V152H251ZM255 153H256V152H255ZM2 154H3V153H2ZM13 154H14V151H13ZM34 154H36V153H34ZM45 154H46V152H45ZM45 154H44V155H45ZM79 154H80V153H79ZM83 154H84V153H83ZM90 154H91V153H90ZM90 154H89V155H90ZM98 154L100 155V153H98ZM112 154H111V156H112ZM132 154H133V153H132ZM135 154H136V153H135ZM146 154H145V155H146ZM149 154H150V153H149ZM159 154H160V153H159ZM159 154H158V155H159ZM175 154H176V153H175ZM177 154H178V153H177ZM186 154H187V153H186ZM186 154H185V156H186ZM193 154H194V153H193ZM204 154H205V153H204ZM207 154H209V153H207ZM207 154H206V155H207ZM230 154H231V153H230ZM233 154H234V153H233ZM236 154H237V152H236ZM242 154H241V155H242ZM258 154H259V153H258ZM6 155H7V154H6ZM8 155H9V154H8ZM19 155H20V154H19ZM21 155H22V154H21ZM23 155H24V154H23ZM25 155H26V153H25ZM25 155H24V156H25ZM29 155H30V154H29ZM29 155H26V156H29ZM36 155H37V154H36ZM39 155H40V153H39ZM39 155H37V157H39ZM46 155H47V154H46ZM57 155H58V153H57ZM60 155H61V154H60ZM115 155H116V153H115ZM124 155H125V154H124ZM137 155H139V154H137ZM143 155H144V154H143ZM147 155H148V154H147ZM147 155L145 156V158L147 157ZM152 155H153V154H152ZM155 155H156V154H155ZM158 155H157V156H158ZM169 155H170V153H169ZM169 155H168V156H169ZM178 155H179V154H178ZM189 155H190V154H189ZM191 155H192V153H191ZM194 155H195V154H194ZM200 155H201V154H199V156H200ZM217 155H218V154H217ZM234 155H235V154H234ZM234 155H233V156H234ZM238 155H239V154H238ZM241 155H240V157H241ZM249 155H250V154H249ZM249 155H247V157H248ZM251 155H252L251 157H253V154H251ZM2 156H3V155H2ZM42 156H43V155H41L40 157L43 158L44 156H43V157H42ZM47 156H48V155H47ZM66 156H69V155L66 154ZM72 156H73V155H72ZM79 156H80V155H79ZM84 156H85V155H84ZM95 156H96V155H95ZM106 156H108V155H106ZM113 156H114V155H113ZM113 156H112V157H113ZM117 156H118V155H117ZM119 156H120V155H119ZM121 156H122V154H121ZM121 156L119 157L120 159H121ZM132 156H134V154H133ZM140 156H141V155H140ZM150 156H151V155H150ZM166 156H167V155H166ZM196 156H198V154H197ZM196 156H195V157H196ZM207 156H208V155H207ZM213 156H214V155H212L211 158H213ZM215 156H216V155H215ZM220 156H221V155H220ZM223 156H224V155H223ZM227 156H229V155H227ZM235 156H237V155H235ZM243 156H244V155H243ZM257 156L259 157V155H257ZM262 156H264V154H263ZM0 157H1V156H0ZM12 157H13V156H12ZM14 157H15V156H14ZM17 157H18V156H17ZM21 157H22V156H21ZM33 157H34V156H33ZM40 157H39V158H40ZM55 157H57V156H55ZM70 157H71V156H70ZM77 157H78V155H77ZM85 157H86V156H85ZM85 157H83V158H85ZM87 157H88V156H87ZM89 157H90V156H89ZM103 157L105 158V155H103ZM125 157H126V156H125ZM125 157H124V158H125ZM127 157H128V156H127ZM129 157H130V156H129ZM136 157H137V156H136ZM136 157H134V158L136 159ZM142 157H143V156H142ZM142 157H141V159L144 160ZM154 157H155V156H154ZM159 157H163V155H162V156H159ZM192 157H193V156H192ZM200 157H201V156H200ZM202 157H203V156H202ZM204 157H206V156H204ZM221 157H222V156H221ZM230 157H231V156H230ZM230 157H229V158H230ZM25 158H27V157H25ZM34 158L36 159V157H34ZM64 158H66V157L64 156ZM75 158H76V157H75ZM79 158L82 160V157H79ZM93 158H94V157H93ZM93 158H92V160H93L92 163L95 165L94 162H96V160L94 161L95 158H94V159H93ZM99 158L101 159V157H99ZM99 158H98V159H99ZM114 158H115V157H114ZM119 158H118V160H119ZM131 158H133V157H131ZM147 158H149V157H147ZM151 158H152V157H151ZM172 158H173V157H172ZM172 158H171V159H172ZM183 158H184V157H183ZM183 158H182V159H183ZM186 158H187V157H186ZM206 158H207V157H206ZM206 158H205V160H206ZM225 158H226V156H225ZM237 158H239V156H237ZM254 158H255V154H254ZM254 158H252V160H253ZM28 159H29V158H28ZM48 159H49V158H48ZM48 159H46V160H48ZM53 159H54V158H53ZM68 159H69V158H68ZM68 159H67V160H68ZM71 159H73V158H71ZM77 159H78V158H77ZM89 159H90V158H89ZM108 159H109V157H108ZM110 159H112V158L110 157ZM116 159H117V158H116ZM128 159H129V158H128ZM156 159H157V158H156ZM156 159H155V160H156ZM164 159H165V158H164ZM169 159H170V158H169ZM177 159H178V158H177ZM180 159H181V158H180ZM198 159H199V157H198ZM203 159H204V158H203ZM208 159H209V158H208ZM221 159L223 160V158H221ZM233 159H234V158H233ZM243 159H244V157H243ZM256 159H257V158H256ZM23 160H24V158H23ZM36 160L39 161V159H36ZM42 160H43V159H42ZM55 160L57 161V160H59V159H56V158H55ZM60 160H61V159H60ZM65 160H66V159H64V161H65ZM86 160H87V159H86ZM131 160H132V159H131ZM161 160H162V159H161ZM161 160H160V161H161ZM165 160H166V159H165ZM178 160H179V159H178ZM193 160L196 161V159H193ZM201 160H202V158H201ZM217 160H219V158L216 159V161H217ZM227 160H228V159H227ZM231 160H232V159H231ZM235 160H236V158H235ZM235 160H234V161H235ZM237 160H238V159H237ZM237 160H236V161H237ZM244 160H246V159H244ZM257 160H258V159H257ZM259 160H260V159H259ZM16 161H17V160H16ZM20 161L22 162V160H20ZM20 161H19V162H20ZM24 161H25V160H24ZM30 161H31V160H30ZM52 161H53V160H52ZM68 161H69V160H68ZM73 161H74V159H73ZM76 161H77V160H76ZM83 161H84V160H83ZM98 161H99V160H98ZM101 161H102V160H101ZM103 161L107 163V161H105V160H103ZM119 161H120V160H119ZM146 161H147V160H146ZM149 161H150V160H149ZM151 161H153V160H151ZM169 161H170V160H169ZM174 161H175V160H174ZM176 161H177V160H176ZM190 161H191V160H190ZM199 161H200V160H199ZM203 161H204V160H203ZM211 161H212V160H211ZM213 161H214V159H213ZM224 161H225V160H224ZM232 161H233V160H232ZM241 161H242V160H241ZM250 161H251V160H250ZM250 161H249V162H250ZM31 162H32V161H31ZM33 162H35V160H33ZM42 162H43V161H42ZM45 162H46V161H45ZM47 162H49V160H48ZM69 162H70V161H69ZM71 162H72V160H71ZM74 162H75V161H74ZM84 162H85V161H84ZM86 162H87V161H86ZM86 162H85V163H86ZM99 162H100V161H99ZM112 162H113V161H112ZM114 162H116V161H114ZM120 162H124V161H120ZM134 162H135V161H134ZM136 162H138V161H136ZM136 162H135V163H136ZM163 162H164V161H163ZM163 162H162V164H163ZM180 162H181V161H180ZM208 162H209V161H208ZM214 162H215V161H214ZM218 162H219V161H217L216 163L218 164ZM259 162H260V161H259ZM263 162H264V161H263ZM263 162H262V163H263ZM22 163L24 164L25 162H22ZM37 163H38V162H37ZM37 163H36V164H37ZM54 163L56 164V162H54ZM59 163H60V162H59ZM67 163H68V162H67ZM75 163H76V162H75ZM78 163H79V162H78ZM90 163H91V162H90ZM90 163H88V164L90 165ZM92 163H91V164H92ZM100 163H102V162H100ZM142 163H144V162L142 161ZM142 163H141V164H142ZM147 163H149V162H147ZM153 163H154V162H153ZM155 163H156V162H155ZM159 163H160V162H159ZM185 163H186V162H185ZM196 163H198V162H196ZM199 163H200V162H199ZM210 163H211V162H210ZM219 163H223V162H219ZM231 163H232V162H231ZM236 163H237V162H236ZM238 163H240V162L238 161ZM238 163H237V164H238ZM246 163H247V162H246ZM253 163L255 164V160H254ZM12 164H13V163H12ZM23 164L20 163L18 171H21V170H20V169H22V166H21V165H23ZM26 164H27V163H26ZM26 164H25V165H26ZM63 164H65V162L62 163V165H63ZM76 164H77V163H76ZM76 164H75V165H76ZM88 164H87V165H88ZM96 164H98V163H96ZM110 164H111V163H110ZM117 164H118V162H117ZM119 164H120V163H119ZM122 164H123V163H122ZM122 164H121V165H122ZM124 164H125V163H124ZM127 164H128V163H126V165H127ZM131 164H132V162H131ZM150 164H152V163H150ZM165 164H167V163H165ZM174 164H176V162H174ZM182 164H183V163H182ZM182 164H181V165H182ZM189 164H190L189 166H192V162L189 163ZM193 164H194V162H193ZM200 164H201V163H200ZM200 164H199V165H200ZM213 164H215V163H213ZM226 164H227V162H226ZM241 164H242V163H241ZM25 165H24V166H25ZM33 165H34V164H33ZM39 165H40V164H39ZM60 165H61V163H60ZM60 165H59V166H60ZM69 165H70V163H69ZM69 165H68V166H69ZM78 165H80V163H79ZM100 165H101V164H100ZM121 165H120V166H121ZM146 165H147V164H146ZM154 165H155V164H154ZM154 165H153V166H154ZM170 165H171V163L169 164V166H170ZM186 165H187V164H186ZM204 165H205V163H204ZM204 165H203V166H204ZM207 165H209V164L207 163ZM207 165H206V166H207ZM211 165H212V164H211ZM211 165H210V168L212 167ZM215 165H216V164H215ZM222 165H223V164H222ZM229 165H230V164H229ZM233 165H234V163H233ZM243 165H244V164H243ZM251 165H252V164H251ZM255 165H257V164H255ZM263 165H264V164H263ZM11 166H12V165H11ZM13 166H14V165H13ZM13 166H12V167H13ZM24 166H23V168H24V170H25L27 167H24ZM28 166H29V165H28ZM36 166H37V165H36ZM41 166H42V164H41ZM41 166H40V167H41ZM45 166H46V165H45ZM48 166H50V165H48ZM52 166H54V165H52ZM80 166H82V164H81ZM85 166H86V165H85ZM101 166H103V164H102ZM108 166H109V165H108ZM108 166H107V167H108ZM114 166H115V165H114ZM116 166H117V165H116ZM128 166H130V165H128ZM128 166H127V167H128ZM131 166H132V165H131ZM142 166H143V165H142ZM153 166H150V167H153ZM163 166H164V165H163ZM178 166H179V165H178ZM230 166H232V165H230ZM238 166H239V165H238ZM246 166H247V165H246ZM261 166H262V165H261ZM30 167H31V166H30ZM42 167H44V165H43ZM55 167H56V166H55ZM55 167H54V168H55ZM64 167H66V164H65ZM73 167H74V166H73ZM78 167H79V166H78ZM89 167H90V166H89ZM89 167H88V168H89ZM93 167H94V166H93ZM97 167H99V166H97ZM97 167H95V168H97ZM103 167H104V166H103ZM134 167H135V166H134ZM138 167H139V166H138ZM147 167H148V166H147ZM155 167H156V165H155ZM167 167H168V166H167ZM179 167H180V166H179ZM182 167H183V165H182ZM204 167H205V166H204ZM204 167H203V168H204ZM208 167H209V166H208ZM218 167H219V166H218ZM248 167H250L249 164H248ZM255 167H256V166H255ZM17 168H18V167H17ZM37 168H38V167H37ZM37 168H36V170H37ZM51 168H52V167H51ZM59 168H60V167H59ZM59 168H58V170L60 171ZM68 168H70V167H68ZM81 168H82V167H81ZM111 168H112V167H111ZM115 168H116V167H115ZM117 168H118V167H117ZM122 168H123V167H122ZM130 168H131V167H130ZM157 168H158V167H157ZM165 168H166V167H165ZM165 168H164V169H165ZM184 168H185V167H184ZM184 168H183V169H184ZM187 168H188V167H187ZM193 168H194V167H193ZM215 168H216V167H215ZM220 168H221V167H220ZM226 168H227V170H228V167H226ZM226 168H225V169H226ZM235 168H237V167H235ZM239 168H240V166H239ZM239 168H238V170H239ZM258 168H260V167H258ZM261 168H262V167H261ZM8 169H9V167H8ZM8 169H7V170H8ZM14 169H15V168H14ZM33 169H34V168H33ZM33 169H32L31 172H33ZM40 169H42V168H40ZM47 169H48V168H47ZM64 169H65V168H64ZM73 169H74V168H72L71 171H75V170H77V168H76L75 170H73ZM79 169H80V168H79ZM83 169H85V167H84ZM83 169L80 170V171L83 172ZM91 169H93V168L91 167ZM100 169L102 170L101 167H100ZM109 169H110V168H109ZM119 169H121V168H119ZM125 169H127V168H125ZM132 169H133V168H132ZM132 169H131V170H132ZM137 169H138V168H137ZM140 169H141V168H140ZM143 169H145V168H143ZM164 169H163V170H164ZM166 169H167V168H166ZM166 169H165V170H166ZM172 169H173V168H172ZM181 169H182V168H181ZM190 169H192V168L190 167ZM190 169H189V170H190ZM198 169H199V168H198ZM198 169H197V170H198ZM206 169H209V168H206ZM211 169H212V168H211ZM221 169H222V168H221ZM223 169H224V168H223ZM229 169H230V168H229ZM231 169H232V168H231ZM233 169H234V168H233ZM249 169H250V168H249ZM252 169H253V168H252ZM252 169H251V170H252ZM16 170H17V169H16ZM49 170H50V169H49ZM55 170H56V169H55ZM68 170H69V169H68ZM104 170H105V169H104ZM107 170H108V169H107ZM112 170H113V169H112ZM114 170H115V169H114ZM128 170H129V169H128ZM128 170H126V171H128ZM148 170H149V169H148ZM148 170H147V171H148ZM158 170H159V169H158ZM170 170H171V169H169V171H170ZM194 170H195V169H194ZM204 170H205V169H204ZM209 170H210V169H209ZM215 170H216V169H215ZM215 170H214V172H216ZM235 170H236V169H235ZM238 170H237V173H239ZM247 170H248V169H247ZM251 170H250V171H251ZM262 170H263V169H262ZM4 171L6 172L5 169H4ZM14 171H15V170H14ZM14 171H12V172H14ZM18 171H17V172H18ZM22 171H23V170H22ZM25 171L28 172L29 170H28V171L25 170ZM37 171H40V170L38 169ZM44 171H45V170H43V172H44ZM50 171H53V170H50ZM50 171H49V172H50ZM59 171H57V172H59ZM71 171H70V172H71ZM78 171H79V170H78ZM78 171H75V172H78ZM80 171H79L78 173H75V172H73V173L71 172V174H70V173H67V176L69 175V176H71V178H73V180L71 179L72 182L70 181V179H68V180L73 184V186H75V185L78 183V180H76V179H80V178L82 177L81 175H83V174H80V173H81ZM92 171H93V170H92ZM94 171H95V170H94ZM96 171H97V170H96ZM96 171H95V172H96ZM99 171H100V170H99ZM117 171H119V170H117ZM120 171H121V173H122V170H120ZM137 171H138V170H137ZM145 171H146V170H145ZM145 171L143 170V172H145ZM173 171H174V169H173ZM173 171H172V173H173ZM175 171H176V170H175ZM179 171H180V170H179ZM186 171H187V170H185L184 173H185ZM201 171H202V169H201L199 172H201ZM205 171H206V170H205ZM212 171H213V169H212ZM217 171L219 172L220 170L218 169ZM225 171H226V170H225ZM229 171H231V170H229ZM232 171H233V170H232ZM232 171H231V172H232ZM241 171H242V169H241ZM9 172H11V171H9ZM26 172H25V173H26ZM34 172H35V171H34ZM45 172H46V171H45ZM57 172H56V173H57ZM60 172H61V171H60ZM87 172H88V171H87ZM95 172H94V173H95ZM102 172H103V171H102ZM105 172H106V170H105ZM108 172H109V170H108ZM108 172H107V173H108ZM135 172H136V170H135ZM138 172H139V171H138ZM138 172H137V173H138ZM156 172H157V171H156ZM156 172H155V173H156ZM162 172H163V171H162ZM166 172H167V171H166ZM180 172H181V171H180ZM193 172H194V171H193ZM193 172H192V173H193ZM234 172H236V171H234ZM256 172H257V170H256ZM259 172H260V170H259ZM18 173H19V172H18ZM61 173H62V172H61ZM83 173H84V172H83ZM89 173H90V172H89ZM99 173H100V172H99ZM99 173H97V174H99ZM113 173H114V172H113ZM113 173H112V174H113ZM118 173H119V172H118ZM121 173H120V174H121ZM123 173H124V172H123ZM133 173H134V172H133ZM145 173H146L145 176L147 177V176H148V175H147V172H145ZM145 173H144V174H145ZM149 173H151V170H150ZM153 173H154V172H153ZM155 173H154V174H155ZM169 173H170V172H169ZM172 173H171V175H172ZM182 173H183V171H182ZM190 173H191V172H190ZM195 173L197 174V171H196ZM202 173H203V172H202ZM209 173H210V172H209ZM211 173H212V172H211ZM223 173H225V172H223ZM237 173H236V174H237ZM248 173H249V172H248ZM263 173H264V172H263ZM5 174H7V173H5ZM22 174H23V173H22ZM29 174L31 175L32 173H29ZM35 174H36V173H35ZM45 174H47V173H45ZM52 174H54V173H52ZM52 174H51V175H52ZM85 174L87 175V173H85ZM95 174H96V173H95ZM109 174H110V173H109ZM109 174H108V175H109ZM124 174H125V173H124ZM129 174H130V173H129ZM131 174H132V173H131ZM131 174H130V175H131ZM140 174H141V173H140ZM174 174H175V173H174ZM174 174H173V175H174ZM177 174H178V171H177ZM214 174H216V173H214ZM220 174H221V171H220ZM230 174H231V173H230ZM240 174H241V173H240ZM240 174H238V175H239L238 177H240ZM244 174H246V173H245V169H244ZM250 174H252V175L254 176V173H250ZM257 174H258V173H257ZM260 174H261V172H260ZM14 175H16V174L14 173ZM41 175H42V174H41ZM63 175H64V174H63ZM63 175H61V176H63ZM88 175H89V174H88ZM91 175H92V173H91ZM104 175H105V174H104ZM118 175H119V174H118ZM122 175H123V174H122ZM127 175H128V174H127ZM134 175H135V174H134ZM157 175H159V174H157ZM160 175H161V172H160ZM163 175H164V173H163ZM182 175H183V174H182ZM201 175H202V174H201ZM209 175H210V174H209ZM227 175H228V174H227ZM241 175L243 176V174H241ZM252 175H251V177H252ZM12 176H13V175H12ZM20 176H21V174H20ZM20 176H19V177H20ZM25 176H26V174H25ZM27 176H28V175H27ZM33 176H34V175H33ZM33 176H32V177H33ZM54 176H55V174H54ZM58 176H59V175H58ZM61 176H60V178H62ZM95 176H97V175H94V177H92V178H93V179L96 178ZM98 176H99V175H98ZM131 176H132V175H131ZM135 176H136V175H135ZM139 176H140V175H139ZM166 176H167V175H166ZM175 176H176V175H175ZM184 176H185V175H184ZM184 176H182V177H184ZM186 176H187V175H186ZM189 176H190V175H189ZM191 176H192V175H191ZM199 176H200V174H199ZM224 176H226V174H225ZM230 176H231V175H230ZM230 176H229V177H230ZM232 176H233V173H232ZM236 176H237V175H236ZM244 176H246V175H244ZM261 176H262V175H260V177H261ZM17 177H18V176H17ZM19 177H18V178H19ZM35 177H37V175H35ZM41 177H42V176H41ZM46 177H47V176H46ZM75 177H76V179H74ZM83 177L85 178L86 176H83ZM102 177H103V176H102ZM117 177H118V176H117ZM124 177H125V176H124ZM137 177H138V174H137ZM177 177H178V175H177ZM182 177H181V178H182ZM193 177H195V176H193ZM196 177H197V175H196ZM196 177H195V178H196ZM206 177L208 178V176H206ZM217 177H218V176H214V177H213V178H214V181H215V178L217 179ZM251 177H250V178H251ZM18 178H17V180H18ZM20 178H21V177H20ZM38 178H39V177H38ZM42 178H43V177H42ZM42 178H41V179H42ZM48 178H49V177H48ZM63 178H64V177H63ZM66 178H67V177H66ZM98 178H99V177H98ZM129 178H130V177H129ZM135 178H136V177H135ZM135 178H134V179H135ZM141 178H143V177H141ZM150 178H151V174H150ZM150 178H149V176H148L147 179H150ZM156 178H157V177H156ZM158 178H160V177H158ZM158 178H157V179H158ZM163 178H164V176H163ZM165 178H166V177H165ZM167 178H168V177H167ZM172 178H173V177H172ZM188 178H189V177L186 178L187 181L189 180ZM204 178H205V177H204ZM211 178H212V177H211ZM227 178H228V177H227ZM233 178H234V176L232 177V179H233ZM236 178H237V177H236ZM245 178H246V177H245ZM250 178H249V179H250ZM252 178H253V177H252ZM261 178H262V177H261ZM22 179H23V178H22ZM44 179H45V178H43L42 181H43ZM51 179H52V178H51ZM112 179H113V178H112ZM119 179H120V178H119ZM154 179H155V178H154ZM160 179H161V178H160ZM160 179H159V180H160ZM169 179L171 180V178H169ZM169 179H167V180H169ZM175 179H176V178H175ZM179 179H180V178H179ZM186 179H185V180H186ZM193 179H194V178H193ZM221 179H222V178H221ZM237 179H239V178H237ZM246 179H247V178H246ZM246 179H245V180H246ZM254 179H255V178H253V180H254ZM256 179H257V176H256ZM259 179H260V178H259ZM13 180H14V179H13ZM23 180H24V179H23ZM34 180H35V179H34ZM46 180H47V179H46ZM49 180H50V179H49ZM49 180H48V181H49ZM53 180H54V179H53ZM62 180H63V179H62ZM64 180H66V179H64ZM81 180H84V179H81ZM85 180H86V179H85ZM91 180H92V179H91ZM94 180H95V179H94ZM97 180H98V179L96 178L95 181H97ZM103 180H104V179H103ZM115 180H116V179H115ZM117 180H118V179H117ZM121 180H123V179H121ZM125 180H127V179H125ZM129 180H130V179H129ZM129 180H128V181H129ZM142 180H144V178H143ZM150 180H152V178H151ZM177 180H178V179H177ZM183 180H184V178H183ZM210 180H211V179H210ZM210 180H209V181H210ZM235 180H236V179H235ZM239 180H240V179H239ZM243 180H244V177H243ZM253 180H252V181H253ZM18 181H20V180H18ZM21 181H22V180H21ZM26 181H27V180H26ZM26 181H25V182H26ZM35 181H36V180H35ZM37 181H38V180H37ZM37 181H36V182H37ZM104 181H105V180H104ZM133 181H134V180H133ZM137 181H138V180H137ZM145 181H146V179H145ZM161 181H162V180H161ZM163 181H164V180H163ZM190 181H191V180H190ZM223 181H224V180H223ZM231 181H232V180H231ZM237 181H238V180H237ZM237 181H236V182H237ZM250 181H251V180H250ZM25 182H24V183H25ZM40 182H41V181H40ZM43 182H45V181H43ZM46 182H47V181H46ZM46 182H45V183H46ZM50 182H51V181H50ZM55 182H56V181H55ZM65 182H66V181H65ZM90 182H91V181H90ZM109 182H110V181H109ZM109 182H108V183H109ZM114 182H115V181H114ZM114 182L111 181L110 183H114ZM126 182H127V181H126ZM126 182H125V183H126ZM139 182H140V181H139ZM155 182H156V181H155ZM164 182H165V181H164ZM167 182H169V181H167ZM172 182H173V181H172ZM174 182H175V181H174ZM177 182H178V181H177ZM185 182H186V181H185ZM192 182H193V183H194V182L196 183L195 180L192 181ZM229 182H230V181H229ZM232 182H233V181H232ZM232 182H231V183H232ZM248 182H249V181H248ZM248 182H246V183H248ZM20 183H21V182H20ZM22 183H23V182H22ZM22 183H21V184H22ZM82 183H83V182H82ZM82 183H81V184H82ZM84 183H85V182H84ZM84 183H83V184H84ZM87 183H88V182H87ZM96 183H98V182H96ZM116 183H117V182H116ZM122 183H123V182H122ZM129 183H130V182H129ZM133 183H134V182H133ZM144 183H145V182H144ZM144 183H143L142 185H145ZM146 183H147V182H146ZM169 183H170V182H169ZM169 183H168V185H169ZM180 183L183 184L182 182H180ZM193 183H192V184H193ZM199 183H201V182H199ZM217 183H218V182H217ZM224 183H225V182H224ZM233 183H235V182H233ZM242 183H244V181H243ZM257 183H258V182H257ZM14 184H15V183H14ZM17 184H19V183H17ZM41 184H42V183H41ZM47 184H48V183H47ZM49 184H50V183H49ZM51 184H53V183L51 182ZM91 184H92V182H91ZM102 184H103V183H102ZM114 184H115V183H114ZM119 184H120V183H118V185H119ZM137 184H138V182H137ZM147 184H148V183H147ZM150 184H151V182H150ZM150 184H149V185H150ZM157 184H158V183H157ZM160 184H161V183H160ZM165 184H167V183H164V185H165ZM170 184H171V183H170ZM174 184H175V183H173V185H171V186H174ZM176 184H177V183H176ZM184 184H185V183H184ZM205 184H208V183H205ZM249 184H250V183H249ZM262 184H264V183L262 182ZM262 184L260 183V185H262ZM43 185H44V184H43ZM62 185H63V184H62ZM70 185H71V184H70ZM93 185H95V184L93 183ZM99 185H100V183H99ZM105 185H106V184H105ZM105 185H104V186H105ZM111 185H112V184H111ZM126 185H127V184H126ZM131 185H132V184H131ZM161 185H162V184H161ZM168 185H167V187H168ZM186 185H187V184H186ZM202 185H203V184H202ZM225 185H226V184H225ZM230 185H231V184H230ZM255 185H256V184H255ZM255 185H254V186H255ZM260 185H258V186L260 187ZM22 186H23V184H22ZM46 186H47V185H46ZM49 186H50V185H49ZM59 186H60V185H59ZM63 186H65V185H63ZM67 186H68V185H67ZM71 186H72V185H71ZM78 186H79V185H78ZM88 186H89V184H88ZM97 186H98V184H96V186H95L96 188H95V189H97ZM101 186H102V185H101ZM119 186H120V185H119ZM135 186H136V185H135ZM145 186H146V185H145ZM152 186H153V185H152ZM155 186H156V184H155ZM177 186H178V185H177ZM179 186H180V185H179ZM179 186H178V187H179ZM184 186H185V185H184ZM203 186H204V185H203ZM208 186H209V185H208ZM208 186H207V187H208ZM218 186H219V185H218ZM236 186H238V185L236 184L235 187H236ZM242 186H243V185H242ZM242 186H241V187H242ZM245 186H246V185H245ZM247 186H248V185H247ZM251 186H252V185L250 184V187H251ZM262 186H264V185H262ZM16 187H17V186H16ZM19 187H20V186H19ZM55 187H56V186H55ZM76 187H77V186H75V188H76ZM81 187H83V186H81ZM85 187H87V186H85ZM90 187H91V186H90ZM90 187H87V190H88V188H90ZM92 187H93V186H92ZM102 187H103V186H102ZM105 187H107V186H105ZM114 187H115V186H114ZM120 187H123V186H120ZM127 187H128V185H127ZM132 187H134V186H132ZM137 187H138V186H137ZM141 187H142V186H141ZM150 187H151V186H150ZM163 187H164V186H163ZM174 187H175V186H174ZM196 187H197V186H196ZM200 187H202V186H200ZM216 187H217V186H216ZM220 187H221V186H220ZM220 187H219V188H220ZM233 187H234V186H233ZM235 187H234V188H235ZM250 187H247V188H250ZM252 187H253V186H252ZM60 188H61V187H60ZM64 188H65V187H64ZM108 188H109V186H108ZM108 188H107V191L109 190ZM116 188H117V187H116ZM116 188H115V189H116ZM138 188H139V187H138ZM157 188H158V187H157ZM171 188H172V187H171ZM189 188H190V187H189ZM198 188H199V187H198ZM205 188H206V187H205ZM211 188L213 189L212 186H211ZM20 189H21V188H20ZM51 189H52V188H51ZM72 189L75 190L74 187H73ZM85 189H86V188H85ZM85 189H84L83 191H85ZM91 189H94V188H91ZM101 189H103V188H101ZM101 189H100V190H101ZM105 189H106V188H105ZM120 189H121V188H120ZM126 189H127V188H126ZM128 189H129V188H128ZM140 189H141V188H140ZM143 189H144V188H143ZM145 189H146V188H145ZM148 189H149V188H148ZM165 189H166V187H165ZM172 189H174V188H172ZM184 189H185V188H184ZM194 189H195V188H194ZM194 189H193V190H194ZM201 189H202V188H201ZM212 189H211V190H212ZM215 189H216V188H215ZM220 189H221V188H220ZM229 189H230V188H229ZM232 189H233V188H232ZM235 189H236V188H235ZM238 189H239V188H237V190H238ZM243 189H245V187H244ZM255 189H256V188H255ZM257 189H258V188H257ZM58 190H59V189H58ZM58 190L55 191V189H54V191H55L56 193H58V192H57ZM61 190H62V189H61ZM63 190H64V189H63ZM66 190H67V189H66ZM76 190H77V188H76ZM87 190H86V191H87ZM89 190H90V189H89ZM89 190H88V191H89ZM98 190H99V189H98ZM103 190H104V189H103ZM122 190H123V188H122ZM129 190H130V189H129ZM134 190H135V189H134ZM151 190H152V189H151ZM157 190H158V189H157ZM159 190H160V189H159ZM175 190H178V189H175ZM175 190H174V192H175ZM186 190H187V189H186ZM191 190H192V189H191ZM224 190H225V189H224ZM249 190H251V189H249ZM252 190H254V189H252ZM259 190L261 191L262 189H259ZM64 191H65V190H64ZM105 191H106V190H105ZM107 191H106V192H107ZM109 191H110V190H109ZM109 191H108V193H110ZM116 191H117V190H116ZM126 191H127V190H126ZM141 191H142V190H141ZM171 191H172V190H171ZM188 191H189V189H188ZM199 191H200V190H199ZM199 191H198V192H199ZM201 191H202V190H201ZM241 191H242V190H241ZM241 191H240V194H241ZM245 191H246V190H245ZM262 191H263V190H262ZM67 192H68V190H67ZM70 192H71V191H70ZM91 192H92V191H91ZM96 192H97V191H96ZM133 192H134V191H133ZM135 192H137V191H135ZM145 192H146V191H145ZM148 192H149V191H148ZM150 192H151V191H150ZM159 192H160V191H158V194H159ZM165 192H167V191H165ZM185 192H186V191H185ZM214 192H215V190H214ZM216 192H217V191H216ZM216 192H215L214 194H216ZM223 192H224V191H223ZM242 192H243V191H242ZM248 192H253V191H248ZM65 193H66V192H65ZM83 193H84V192H83ZM103 193H104V192H103ZM103 193H102V194H103ZM111 193H112V191H111ZM116 193H118V192H116ZM120 193H122V192L119 191V194H120ZM128 193H129V192H128ZM128 193L126 192L127 195H128ZM131 193H132V192H131ZM154 193H155V192H154ZM163 193H164V191H163ZM177 193H178V192H177ZM181 193H182V192H181ZM181 193H180V194H181ZM187 193H188V192H187ZM191 193H192V192H191ZM196 193H197V192H196ZM200 193H201V192H200ZM200 193H199V194H200ZM203 193H204V191H203ZM211 193H212V192H211ZM218 193H219V192H218ZM224 193L226 194V190H225ZM227 193H229V191H228ZM234 193L236 194V190H235ZM246 193H247V192H246ZM246 193H245V194H246ZM260 193H261V192H260ZM59 194H62V193H59ZM68 194H69V192H68ZM86 194H87V193H86ZM88 194H90V193H88ZM88 194H87V195H88ZM133 194H134V193H133ZM140 194H141V193H140ZM146 194H147V193H146ZM150 194H151V193H150ZM172 194H173V193H172ZM221 194H222V193H221ZM254 194H255V193H254ZM254 194H253V195H254ZM257 194H258V193H257ZM48 195H49V194H48ZM62 195H63V194H62ZM97 195H98V194H97ZM97 195H96V196H97ZM110 195H112V194H110ZM131 195H132V194H131ZM135 195H136V194H135ZM137 195H138V194H137ZM142 195H143V194H142ZM152 195H153V194H152ZM155 195H157V194H155ZM167 195H168V194H167ZM174 195H176V194H174ZM177 195H178V194H177ZM183 195H184V194H183ZM197 195H198V194H197ZM202 195H204V194H202ZM202 195H201V196L198 195V197H202ZM207 195H208V194H207ZM216 195H217V194H216ZM218 195H219V194H218ZM228 195H230V194H228ZM232 195H233V196H236L237 194H236V195L232 194ZM238 195H239V193H238ZM242 195H243V194H241L240 196H242ZM255 195H256V194H255ZM262 195H264V194H262ZM60 196H61V195H60ZM88 196H89V195H88ZM92 196H93V195H92ZM99 196H101V195H98V198H99ZM116 196H117V195H116ZM138 196H139V195H138ZM145 196H147V195H145ZM145 196L143 195V197H145ZM148 196H149V195H148ZM168 196H169V195H168ZM179 196H182V194L179 195ZM186 196H187V195H186ZM189 196H190V194H189ZM214 196H215V195H214ZM219 196H220V195H219ZM219 196H218V199L220 200L221 196H220V198H219ZM223 196H224V195H223ZM246 196H247V195H246ZM251 196H252V195H251ZM256 196H257V195H256ZM258 196H259V195H258ZM10 197H11V196H10ZM61 197L63 198V196H61ZM66 197H67V195H66ZM84 197H85V194H84ZM84 197H83V198H84ZM93 197H95V196H93ZM119 197H121V195H120ZM128 197H129V196H128ZM135 197H137V196H135ZM140 197L142 198L141 195H140ZM150 197H152V196H150ZM153 197H154V196H153ZM165 197H166V196H165ZM170 197H171V196H170ZM172 197H173V196H172ZM174 197H175V196H174ZM182 197H183V196H182ZM205 197H206V196H205ZM209 197H210V196H209ZM242 197H244V196H242ZM260 197H261V196H260ZM5 198H7V197H5ZM102 198H104V197H102ZM121 198H122V197H121ZM121 198H120V199H121ZM133 198H134V197H133ZM156 198H157V197H156ZM163 198H164V197H163ZM166 198H168V197H166ZM166 198H165V199H166ZM186 198H187V200H188V197H186ZM186 198L184 197L185 200H186ZM192 198H193V197H192ZM192 198H191V199H192ZM194 198H195V197H194ZM212 198H213V197H212ZM226 198H227V196H226ZM238 198H239V197H237V199H238ZM240 198H241V197H240ZM247 198H248V196H247ZM254 198H255V196H254ZM256 198L259 199L258 197H256ZM0 199H1V198H0ZM65 199H66V198H65ZM65 199H62V200H65ZM81 199H82V198H80V202H81ZM89 199H90V198H89ZM89 199H87V202H88ZM110 199H111V198H110ZM138 199H139V198H138ZM153 199H154V198H153ZM160 199H161V197H160ZM172 199H173V198H172ZM175 199H176V198H175ZM175 199H173V200H175ZM177 199H178V198H177ZM177 199H176V201H177ZM180 199H181V198H180ZM198 199H199V198H198ZM201 199H202V198H201ZM201 199H200V200H201ZM223 199H224V198H223ZM223 199L221 198V200H223ZM227 199H228V198H227ZM230 199H234V198L230 197ZM249 199H250V197H249ZM249 199H248V200H249ZM8 200H9V199H8ZM14 200L16 201V199H13L12 201H11V200H10V201L13 202ZM62 200L60 199L59 195H57V196H54V195L52 196V195H51V196H49V197L43 202V206H42V208H43L44 210H46L47 212L54 211L55 209L57 210V207L60 205L59 203H62ZM96 200H98V199H96ZM118 200H119V198H118ZM121 200H122V199H121ZM128 200H129V199H128ZM128 200H127V201H128ZM130 200H131V199H130ZM133 200H134V199H133ZM143 200H145V199H143ZM147 200H148V199H147ZM149 200H150V198H149ZM156 200H158V199H156ZM194 200H196V199H194ZM225 200H226V199H225ZM241 200H242V199H241ZM243 200H244V199H243ZM250 200H251V199H250ZM21 201H22V200H21ZM60 201H61V202H60ZM82 201H83V200H82ZM91 201H93V200H91ZM127 201H126V203H127ZM135 201H136V200H135ZM138 201H140V200H138ZM152 201H153V200H152ZM158 201H159V200H158ZM204 201H206V200H204ZM213 201H214V199H213ZM228 201H229V200H228ZM228 201H227V203H228ZM235 201H236V199H235ZM244 201H245V200H244ZM244 201H243V202H244ZM255 201H256V200H255ZM5 202H6V201H5ZM18 202H19V201H18ZM22 202H25V201L23 200ZM27 202H28V201H27ZM63 202H64V201H63ZM65 202H67V201H65ZM68 202H69V201H68ZM68 202H67V203H68ZM73 202H74V201H73ZM80 202H79V203L77 202V203L80 204ZM96 202H97V201H96ZM100 202H101V201H100ZM100 202H99V204H100ZM115 202H116V201H115ZM123 202H124V199H123ZM136 202H137V201H136ZM136 202H135V204L138 203V202H137V203H136ZM162 202H163V201H162ZM168 202H169V201H168ZM171 202H172V201H171ZM174 202H175V201H174ZM178 202H179V201H178ZM180 202H182V201H180ZM192 202H193V199H192ZM201 202H202V200H201ZM207 202H208V201H207ZM207 202H206V203H207ZM221 202H223V203H221V204L224 205V200L221 201ZM231 202H234V201H231V200H230V203H231ZM238 202H239V201H238ZM243 202H242V203H243ZM252 202H254V201H252ZM74 203H75V202H74ZM74 203H73V204H74ZM81 203H82V202H81ZM85 203H86V200H85ZM85 203H83V204H85ZM88 203H89V202H88ZM93 203H94V202H93ZM107 203H108V202H107ZM111 203H112V202H111ZM119 203H120V202H119ZM130 203H131V202H130ZM133 203H134V202H133ZM139 203H140V202H139ZM139 203H138V204H139ZM152 203H153V202H152ZM164 203H165V202H164ZM164 203H163V204H164ZM172 203H173V202H172ZM186 203H189V202L186 201ZM202 203H203V202H202ZM206 203H205V204H206ZM208 203H209V202H208ZM208 203H207V204H208ZM218 203L220 204V201H219ZM230 203H229V206H228L227 204H226V206H227V207H230V205H231ZM235 203H236V202H235ZM257 203L260 204L259 201H258ZM1 204H2V202H1ZM17 204H19V203H17ZM17 204H16V206H17ZM25 204H28V203L25 202ZM25 204H24V205H25ZM31 204H33V203H30V206H31ZM75 204H76V203H75ZM90 204H92V203H90ZM113 204H114V203H113ZM116 204H118V203L116 202ZM121 204H122V203H121ZM140 204H141V203H140ZM145 204H146V202H145ZM145 204H143V205H145ZM150 204H151V203H150ZM150 204H149V205H150ZM153 204H154V203H153ZM153 204H152V205H153ZM157 204H158V203H157ZM163 204H162V205H163ZM165 204H166V203H165ZM169 204H170V203H169ZM174 204H175V203H174ZM182 204H183V203H182ZM190 204H193V203H190ZM196 204H197V203H196ZM200 204H201V203H200ZM203 204H204V203H203ZM205 204H204V207H205ZM212 204H215V203L213 202ZM252 204H253V203H252ZM252 204H251V205H252ZM255 204H256V203H255ZM258 204H257V205H258ZM7 205H10V204H7ZM40 205H41V204H40ZM62 205L65 206L66 204L63 203ZM114 205H115V204H114ZM127 205H128V204H127ZM127 205H126V206H127ZM146 205H147V204H146ZM159 205H160V204H159ZM171 205H172V204H171ZM177 205H178V204H177ZM187 205H188V204H187ZM197 205H199V202H198ZM210 205H211V204H210ZM251 205H250V206H251ZM1 206H3V205H1ZM4 206H5V203H4ZM11 206H12V205H11ZM34 206H35V205L33 204V207H34ZM70 206H71V205H70ZM75 206H76V205H75ZM80 206H82V205H80ZM86 206H88V205H86ZM95 206H97V205H95ZM99 206H100V208H101V205H99ZM102 206H103V205H102ZM104 206H105V205H104ZM109 206H110V205H109ZM115 206H116V205H115ZM130 206H131V204H130ZM133 206H134V205H133ZM133 206H131V207H133ZM139 206H140V205H139ZM163 206L165 207V205H163ZM178 206H179V205H178ZM202 206H203V205H202ZM202 206H200V207H202ZM206 206H207V205H206ZM27 207H28V206H27ZM83 207H85V206H83ZM91 207L93 208V205H92ZM106 207H107V206H106ZM112 207H113V206H112ZM122 207H123V206H122ZM124 207H125V206H124ZM135 207H136V205H135ZM135 207H134V208H135ZM137 207H138V206H137ZM137 207H136V208H137ZM140 207H141V206H140ZM142 207H143V206H142ZM142 207H141V208H142ZM161 207H162V206H161ZM170 207L173 208V206H170ZM175 207H176V205H175ZM175 207H174V208H175ZM180 207H184V206H181V205H180ZM185 207H186V206H185ZM193 207H194V206H193ZM195 207H196V206H195ZM195 207H194V209H195ZM200 207H199V208H200ZM219 207H220V206H219ZM252 207H253V206H252ZM252 207H250V208H252ZM258 207H261V206L258 205ZM258 207H256V208H258ZM262 207H263V206H262ZM34 208H35V207H34ZM34 208H33V209H34ZM37 208H38V206H37ZM66 208H69V207H66ZM71 208H72V207H71ZM88 208H89V207H88ZM98 208H99V207H98ZM114 208H116V207H114ZM125 208H126V207H125ZM138 208H139V207H138ZM151 208H152V207H151ZM162 208H163V207H162ZM166 208H167V207H166ZM168 208H169V207H168ZM174 208H173V209H174ZM211 208H212V206H211ZM217 208H218V207H217ZM223 208H224V207H223ZM254 208H255V207H254ZM2 209H4V208H2ZM25 209H26V208H25ZM28 209H29V208H28ZM43 209H42V210H43ZM69 209H70V208H69ZM102 209H103V208H102ZM102 209H101V210H102ZM104 209H105V208H104ZM107 209H109V208H107ZM119 209H120V208H119ZM130 209H132V208H130ZM155 209H157V208L155 207ZM159 209H160V207H159ZM164 209H165V208H164ZM190 209H192V208H190ZM203 209H204V208H203ZM205 209H207V208L205 207ZM215 209H216V208H215ZM218 209H219V208H218ZM228 209H229V208H228ZM260 209H261V208H260ZM260 209H259V210H260ZM38 210H39V209H38ZM83 210H84V209H83ZM121 210H122V209H121ZM121 210H120V211H121ZM128 210H129V209L127 208L126 211H128ZM135 210H136V209H135ZM135 210H134V211H135ZM142 210H143V209H142ZM146 210H147V209H146ZM153 210H154V209H153ZM177 210H178V208H177ZM180 210H181V208L179 209V211H180ZM183 210H184V209H183ZM199 210H200V209H199ZM208 210H210V209H208ZM211 210H212V209H211ZM251 210H252V209H251ZM261 210H262V209H261ZM29 211H30V210H29ZM34 211H35V210H34ZM86 211H87V210H86ZM92 211H93V210H92ZM94 211L96 212V210H94ZM112 211H113V210H112ZM126 211H125V212H126ZM160 211H161V210H160ZM162 211H163V210H162ZM175 211H176V210H175ZM175 211H174V212H175ZM179 211H178V212H179ZM184 211H185V210H184ZM189 211H190V210H189ZM204 211H205V210H204ZM215 211H216V210H215ZM220 211H221V209H220ZM220 211H219V212H220ZM245 211H246V210H245ZM257 211H258V209H257ZM257 211H256V213H257L256 215H258V212H257ZM262 211H263V210H262ZM40 212H42V211H40ZM47 212H46V213H47ZM97 212H98V210H97ZM97 212H96V213H97ZM104 212H105V211H104ZM113 212H114V211H113ZM136 212H137V211H136ZM144 212L146 213V211H144ZM150 212H151V211H150ZM156 212H157V211H156ZM166 212H167V214L169 215L168 211H166ZM169 212H170V213H173V212H171V210H170ZM182 212H183V211H182ZM185 212H186V211H185ZM194 212H195V211H194ZM197 212H198V210H197ZM197 212H196V213H197ZM209 212H210V211H209ZM225 212H226V211H225ZM58 213H60V212H58ZM80 213H81V211H80ZM84 213H85V212H84ZM89 213H92V212H89ZM105 213H107V212H105ZM105 213H104V214H105ZM108 213H109V212H108ZM108 213H107V214H108ZM110 213H111V212H110ZM115 213H116V212H115ZM126 213H127V212H126ZM131 213H132V212H131ZM163 213H164V212H163ZM176 213H177V212H176ZM201 213H202V212H201ZM211 213H212V211H211ZM246 213H247V211H246ZM248 213H249L248 215H250L251 212H248ZM263 213H264V212H263ZM47 214H48V213H47ZM92 214H93V216H95V218H96V214H95V215H94V213H92ZM97 214H98V213H97ZM132 214H133V213H132ZM134 214H135V213H134ZM142 214H144V213H142ZM152 214H153V213H152ZM159 214H160V213H159ZM178 214H179V213H178ZM185 214H187V213H185ZM217 214H218V213H217ZM221 214H223V213L221 212ZM228 214L230 215V211H229ZM251 214H252V213H251ZM260 214H261V213H260ZM43 215H45V214H43ZM62 215H63V214H62ZM80 215H81V214H80ZM87 215H88V213H87ZM98 215H99V214H98ZM118 215H120V214H118ZM126 215H127V214H126ZM146 215H147V214H146ZM146 215H145V216H146ZM149 215L151 216V214H149ZM182 215H183V213H182ZM187 215H188V214H187ZM194 215H195V214H194ZM203 215H204V214H203ZM203 215H201V216H203ZM213 215H214V213H213ZM215 215H216V214H215ZM223 215H225V214H223ZM226 215H227V212H226ZM226 215H225V216H226ZM45 216H46V215H45ZM45 216H44V217H45ZM55 216H56V215H55ZM60 216H61V215H60ZM82 216H83V215H82ZM85 216H86V215H85ZM99 216H101V215H99ZM104 216H105V215H104ZM110 216H111V215H110ZM110 216H108V218H109ZM121 216H123V215H121ZM132 216H133V215H132ZM160 216H161V214H160ZM166 216H167V215H166ZM176 216H177V215H176ZM183 216H184V215H183ZM201 216H200V218H201ZM234 216H235V215H234ZM236 216H237V215H236ZM245 216H246V215H245ZM250 216H251V215H250ZM254 216H255V215H254ZM50 217H51V216H50ZM52 217H53V216H52ZM52 217H51V219H52ZM78 217H79V216H78ZM87 217H88V216H87ZM90 217H91V216H90ZM90 217H88V218H90ZM102 217H103V216H102ZM139 217H140V215H139ZM141 217H142V215H141ZM152 217H153V216H152ZM180 217H181V215H180ZM180 217H179V218H180ZM204 217H207L206 214H205ZM210 217L213 218V216H210ZM217 217H219V216H217ZM246 217H247V216H246ZM248 217H249V216H248ZM248 217H247V218H248ZM252 217H253V216H252ZM260 217H261V216H260ZM262 217H263V216H262ZM46 218H47V217H46ZM57 218H58V217H57ZM59 218H60V217H59ZM80 218H81V217H80ZM92 218H93V217H92ZM106 218H107V217H106ZM112 218H114V217H112ZM118 218H119V217H118ZM121 218H122V217H120V219H121ZM130 218H131V217H130ZM134 218H135V216H133L132 220H133ZM142 218H144V217H142ZM147 218H148V217H147ZM150 218H151V217H150ZM155 218H156V217H155ZM162 218H164V216H163V217H162V216L159 217V219H162ZM174 218H175V217H174ZM188 218H189V217H188ZM190 218H191V217H190ZM190 218H189V219H190ZM202 218H203V217H202ZM243 218H244V217H243ZM48 219H49V217H48ZM54 219H55V218H54ZM54 219H53V221H55ZM76 219H77V218H76ZM96 219H97V218H96ZM102 219H103V218H102ZM104 219H105V218H104ZM104 219H103V220H104ZM110 219H111V218H110ZM114 219H115V218H114ZM116 219H117V218H116ZM116 219H115V223L117 222ZM144 219H145V218H144ZM159 219H158V220H159ZM165 219H166V217H165ZM165 219H164V220H165ZM169 219H170V218H169ZM169 219H168V220H169ZM176 219H177V218H176ZM203 219H204V218H203ZM205 219H206V218H205ZM207 219H208V218H207ZM214 219H215V218H214ZM217 219H219V218H217ZM235 219H236V217H235ZM235 219H234V220H235ZM248 219H249V218H248ZM248 219H247V221H248ZM253 219H254V218H253ZM255 219H256V218H255ZM45 220H46V219H45ZM82 220H84V219H81V221H82ZM88 220H89V219H88ZM90 220H91V219H90ZM103 220H102V221H103ZM105 220H106V219H105ZM107 220H108V219H107ZM112 220H113V219H112ZM122 220H123V219H122ZM129 220H131V219H129ZM136 220H137V218H136ZM139 220H140V219H139ZM149 220H150V219H149ZM149 220H148L149 223H150V222L153 223L152 221H149ZM152 220H153V218H152ZM155 220H156V219H155ZM168 220H167V221H168ZM171 220H172V219H171ZM215 220H216V219H215ZM230 220H231V217H230ZM251 220H252V219H250V221H251ZM48 221H49V220H48ZM94 221H95V220H94ZM113 221H114V220H113ZM123 221H124V220H123ZM133 221L135 222V219H134ZM137 221H138V220H137ZM143 221H145V220H143ZM153 221H154V220H153ZM162 221H163V220H162ZM165 221H166V220H165ZM173 221H174V220H173ZM189 221H191V220H189ZM189 221H188V222H189ZM194 221H195V220H194ZM206 221H207V220H206ZM206 221H204V223H205ZM208 221H209V220H208ZM236 221H237V220H236ZM9 222H10V221H9ZM12 222H13V221H12ZM50 222H51V220H50ZM78 222H79V221H78ZM78 222H77V223H78ZM82 222H83V221H82ZM91 222H92V221H91ZM97 222H99V221L97 220ZM103 222H104V221H103ZM111 222H112V221H111ZM124 222H125V221H124ZM126 222H127V221H126ZM126 222H125V223H126ZM139 222H140V221H139ZM146 222H147V219H146ZM159 222H160V221H159ZM171 222H172V221H171ZM176 222H177V221H176ZM178 222H179V221H178ZM212 222L214 223L215 221L212 220L211 223H212ZM220 222H221V221H220ZM255 222H256V220H255ZM257 222H258V221H257ZM259 222H260V221H259ZM0 223H1V221H0ZM46 223H47V222H46ZM48 223H49V222H48ZM48 223H47V224H48ZM87 223H90V222H87ZM93 223H94V222H93ZM99 223H100V222H99ZM115 223H113V224H115ZM129 223H130V221H129ZM129 223H128V224H129ZM142 223H143V222H142ZM144 223H145V222H144ZM154 223H155V222H154ZM165 223H166V222H165ZM167 223L170 224L169 222H167ZM198 223H199V222H198ZM200 223H201V222H200ZM213 223H212V227H213V225H214L215 227H218V225H217V226L215 225V224H217V222H216L215 224H213ZM233 223H234V222H233ZM246 223H247V222H246ZM249 223H250V222H249ZM253 223H254V222H253ZM261 223H262V222H261ZM2 224H3V223H2ZM79 224H80V226H81V223H78V224H76V225L78 226ZM101 224H102V223H101ZM103 224H104V223H103ZM103 224H102V225H103ZM105 224H107V223H105ZM109 224H111V223H109ZM113 224H112V225H113ZM130 224H131V223H130ZM134 224H135V223H134ZM134 224H132V225H134ZM137 224H138V223H137ZM137 224H136V225H137ZM140 224H141V223H140ZM140 224H139V225H140ZM156 224H157V223H156ZM163 224H164V223H163ZM176 224H177V223H176ZM179 224H180L179 226H181L182 223H179ZM183 224H184V223H183ZM191 224H192V223H191ZM196 224H197V222H196ZM220 224H221V223H220ZM220 224H219V225H220ZM235 224H236V223H235ZM258 224H259V223H258ZM262 224H263V223H262ZM4 225H6V224H4ZM4 225H2V226L4 227ZM10 225H11V224H10ZM10 225H9V226H10ZM13 225H14V224H13ZM15 225H18V223H15ZM15 225H14V226H15ZM19 225H20V224H19ZM86 225H87V224H86ZM86 225H85V226H86ZM89 225H90V224H89ZM98 225H99V224H98ZM98 225H97V226H98ZM112 225H111V226H112ZM116 225H117V224H116ZM116 225H115V226H116ZM124 225H125V224H124ZM157 225H158V224H157ZM159 225H160V224H159ZM172 225H173V224H172ZM185 225H186V223H185ZM185 225H184V226H185ZM192 225H193V224H192ZM205 225H206V223H205ZM207 225H208V224H207ZM245 225H246V224H245ZM247 225H248V224H247ZM249 225H250V224H249ZM253 225H254V224H253ZM263 225H264V224H263ZM263 225H262V226H263ZM0 226H1V224H0ZM73 226H74V225H73ZM83 226H84V225H83ZM87 226H88V225H87ZM95 226H96V225H95ZM99 226H100V225H99ZM105 226H106V225H105ZM105 226H104V227H105ZM109 226H110V225H109ZM115 226H114V228H115ZM125 226H126V225H125ZM134 226H135V225H134ZM141 226H142V225H141ZM153 226H154V225H153ZM161 226H162V225H161ZM161 226H160V227H161ZM170 226H171V224H170ZM170 226H169V227H170ZM176 226H178V225H176ZM184 226H183V227H184ZM188 226L190 227V225H188ZM197 226H201V225H197ZM210 226H211V225H210ZM240 226H241V225H240ZM251 226H252V225H251ZM258 226H259V225H258ZM260 226H261V225H260ZM19 227H20V226H19ZM81 227H82V226H81ZM89 227H90V226H89ZM89 227H88V228H89ZM91 227H92V226H91ZM93 227H94V226H93ZM104 227H103V228H104ZM127 227H128V226H127ZM139 227H140V226H139ZM139 227H137V228L139 229ZM143 227H144V226H143ZM145 227H146V226H145ZM147 227H148V226H147ZM151 227H152V226H151ZM151 227H150V228H151ZM167 227H168V225H167ZM171 227H172V226H171ZM171 227H170V228H171ZM207 227H208V226H207ZM244 227H246V226H243V229H241V227H239V228L241 229V231H243V230H244ZM247 227H248V226H247ZM247 227H246V228H247ZM255 227H256V225H255ZM7 228H8V227H7ZM16 228H17V227H16ZM23 228H24V227H23ZM83 228H84V227H83ZM100 228H101V227H100ZM107 228H109V227H107ZM107 228H106V229H103V230H104V231H105V230H108V231H109L110 229H107ZM112 228H113V227H112ZM119 228H120V227H119ZM122 228H123V227H122ZM124 228H125V227H124ZM129 228H130V227H129ZM150 228H148V229H150ZM157 228H158V227H157ZM181 228H182V227H181ZM195 228H196V227H195ZM200 228H202V227H200ZM233 228H234V227H233ZM235 228H237V227H235ZM257 228H258V227H257ZM259 228H260V227H259ZM263 228H264V227H263ZM8 229H9V228H8ZM20 229H21V228H20ZM47 229H48V228H47ZM49 229H50V228H49ZM85 229H87V228L85 227ZM85 229H84V230H85ZM92 229H95V228H92ZM92 229L90 230V228H89L88 230H90L91 232H93ZM117 229H118V227H117ZM117 229H115V230H117ZM126 229H127V228H126ZM141 229H142V228H141ZM143 229H144V228H143ZM152 229H153V228H152ZM164 229H165V228H164ZM183 229H184V228H183ZM190 229H194V228L192 227V228H190ZM197 229H198V228H197ZM203 229H204V228H203ZM205 229H206V228H205ZM229 229H230V228H229ZM231 229H232V228H231ZM240 229H239V230H240ZM247 229H248V228H247ZM249 229H250V228H249ZM251 229H252V228H251ZM253 229H254V228H253ZM15 230H16V229H15ZM15 230H14V231H15ZM50 230H51V229H50ZM84 230H83V231H84ZM88 230H86V232H87ZM101 230H102V228L99 229V231H101ZM121 230H122V229H121ZM130 230H131V229H130ZM130 230H129V231H130ZM132 230H135V229H132ZM155 230H156V229H155ZM187 230H188V227H187ZM187 230H186V231H187ZM200 230H202V229H200ZM207 230H208V229H207ZM210 230H211V229H210ZM220 230L223 231L222 229H220ZM235 230H236V229H235ZM255 230H256V229H255ZM1 231H2V230H1ZM1 231H0V232H1ZM17 231H18V230H17ZM41 231H42V230H41ZM41 231H39V232H41ZM97 231H98V230H97ZM97 231H96V232H97ZM127 231H128V230H127ZM141 231H143V230H141ZM141 231H140V232H141ZM164 231H165V230H164ZM164 231H163V232H164ZM170 231H171V230H170ZM176 231H177V230H176ZM176 231H175V232H176ZM179 231L181 232V229H180ZM182 231H183V230H182ZM194 231H195V230H194ZM194 231H193V232H194ZM237 231H238V229H237ZM246 231H247V230H246ZM251 231H252V230H251ZM256 231H258V230H256ZM256 231H255L254 233H256ZM263 231H264V230H263ZM7 232H8V231H7ZM7 232H6V233H7ZM11 232H12V231H11ZM23 232H24V231H23ZM37 232H38V231H37ZM44 232H45V231L43 230V233H42V234H44ZM46 232H47V231H46ZM79 232H80V231H79ZM84 232H85V231H84ZM114 232H115V231H114ZM118 232H120V231H118ZM118 232H115V233L118 235ZM122 232H124V231H122ZM152 232H153V231H152ZM155 232H156V231H155ZM159 232H160V231H159ZM166 232H168V231L166 230ZM173 232H174V231H173ZM198 232H199V231H198ZM207 232H208V231H207ZM229 232H230V231H228V233H229ZM239 232H240V231H239ZM258 232H261V231H258ZM3 233H4V232H3ZM3 233H2V235H4ZM28 233H29V232H28ZM54 233H55V231L53 232V234H54ZM64 233H65V232H64ZM89 233H90V232H89ZM99 233H100V232H99ZM99 233H97V234H99ZM109 233H110V232H109ZM109 233H108V234H109ZM131 233H132V232H131ZM131 233H130V234H131ZM156 233H157V232H156ZM156 233H154V234H155V237H156ZM160 233H161V232H160ZM168 233H169V232H168ZM170 233H171V232H170ZM185 233H186V232H185ZM200 233H201V232H200ZM209 233H211V232H209ZM218 233H219V232H218ZM223 233H224V232H223ZM225 233L227 234V232H225ZM230 233H231V232H230ZM233 233H234V232H233ZM233 233H232V234H233ZM235 233H236V232H235ZM237 233H238V232H237ZM247 233H248V232H247ZM249 233H250V232H249ZM249 233H248V234H249ZM262 233H263V232H262ZM8 234L10 235L9 232H8ZM11 234H12V233H11ZM38 234H39V233H38ZM53 234H52V235H53ZM58 234H59V233H58ZM62 234H63V233H62ZM87 234H88V232H87ZM91 234H93V233H91ZM116 234H115V235H116ZM119 234H120V233H119ZM122 234H123V233H122ZM125 234H126V232H125ZM136 234H137V232H136ZM139 234H140V233H139ZM149 234H151V233H149ZM149 234L147 233V235H149ZM180 234H183V233H180ZM186 234H187V233H186ZM193 234H195V233H193ZM197 234H198V233H197ZM202 234H203V233H202ZM206 234H207V233H205V236H206ZM215 234H216V231H215ZM239 234H240V233H239ZM257 234H258V233H257ZM0 235H1V234H0ZM2 235H1V236H2ZM9 235H8V236H9ZM17 235H18V234H17ZM56 235H57V234H56ZM60 235H61V234H60ZM81 235H82V232H81ZM109 235H111V234H109ZM115 235H113V236H114V237H113L114 240H115ZM120 235H121V234H120ZM132 235H133V234H132ZM142 235H144V234L142 233ZM151 235H152V234H151ZM158 235H159V234H158ZM174 235H175V234H174ZM178 235H179V234H178ZM183 235H184V234H183ZM188 235H190V234H188ZM188 235H187V236H188ZM191 235H192V234H191ZM198 235H199V234H198ZM210 235H211V234H210ZM210 235H208V236H210ZM212 235H213V234H212ZM230 235H231V234H230ZM240 235H241V234H240ZM242 235H243V234H242ZM255 235H256V234H255ZM255 235H252V236L256 237ZM258 235H260V234H258ZM1 236H0V237H1ZM6 236H7V234H6ZM11 236H13V235H11ZM14 236H15V234H14ZM14 236H13V237H14ZM25 236H26V235H25ZM30 236H31V235H30ZM32 236H33V234H32ZM37 236H39V235H37ZM46 236H47V233H46ZM50 236H51V234H50ZM50 236H49V237H50ZM53 236H54V235H53ZM63 236H64V235H63ZM65 236H67V234H66ZM82 236H84V235H82ZM86 236H87V235H86ZM89 236H90V235H89ZM91 236H93V235H91ZM91 236H90V237H91ZM94 236H95V233H94ZM97 236H98V235H97ZM100 236H101V235H100ZM105 236H106V235H105ZM128 236H130V235H129V232H128ZM137 236H138V235H137ZM161 236H162V235H161ZM165 236H166V235H165ZM167 236H168V235H167ZM185 236H186V235H185ZM195 236H196V235H195ZM199 236H200V235H199ZM199 236H198V237H199ZM203 236H204V235H203ZM213 236H214V235H213ZM215 236H216V235H215ZM219 236H220V234H219ZM221 236L224 237V234L221 235ZM235 236H236V235H235ZM237 236H238V234H237ZM244 236H245V235H244ZM246 236H250V235H247V234H246ZM260 236H261V235H260ZM18 237H19V236H18ZM20 237H21V236H20ZM20 237H19V238H20ZM27 237H28V235H27ZM34 237H35V234H34ZM57 237H58V236H57ZM67 237H68V236H67ZM69 237H70V236H69ZM84 237H85V236H84ZM84 237H83V238H84ZM106 237H107V236H106ZM108 237H109V236H108ZM123 237H124V236H123ZM123 237H122V239H123ZM125 237H127V235H126ZM139 237H140V236H139ZM147 237H148V236H146V238H147ZM151 237H152V236H151ZM155 237H153V238H155ZM168 237H170V235H169ZM168 237H167V239H168ZM178 237H179V236H178ZM181 237H182V236H181ZM190 237H191V236H190ZM217 237H218V235H217ZM231 237H232V236H231ZM238 237H240V236H238ZM10 238H11V237H10ZM62 238H63V237H62ZM64 238H65V237H64ZM64 238H63V239H64ZM78 238H79V237H78ZM128 238H129V237H128ZM141 238H143V237L141 236ZM146 238H145V239H146ZM163 238H164V237H163ZM170 238H171V237H170ZM193 238H194V237H193ZM193 238H192V239H193ZM204 238H205V237H204ZM206 238H207V237H206ZM206 238H205V239H206ZM210 238L212 239V237H210ZM213 238H215V237H213ZM229 238H230V237H229ZM234 238H236V237H234ZM241 238H242V237H241ZM244 238H245V237H244ZM244 238H242V239H244ZM246 238H247V237H246ZM246 238H245V239H246ZM249 238H251V237H249ZM249 238H248V239H249ZM258 238H259V237L257 236L256 239H258ZM262 238H263V237H262ZM45 239H46V238H45ZM54 239H55V238H54ZM60 239H61V238H60ZM74 239H75V238H74ZM96 239H98V237H96ZM100 239H101V238H100ZM100 239H99V241H100ZM107 239H108V238H107ZM117 239H119V238H117ZM117 239H116V240H117ZM134 239H135V237H134ZM147 239L149 240V238H147ZM151 239H152V238H151ZM179 239H180V238H179ZM179 239H178V240H179ZM200 239H201V238H200ZM238 239H239V238H238ZM248 239H247V240H248ZM251 239H252V238H251ZM30 240H32V239L30 238ZM30 240H29V241H30ZM39 240H40V239H39ZM43 240H44V239H43ZM43 240H42V241H43ZM52 240H53V239H52ZM71 240H72V239H71ZM76 240H78V239H76ZM85 240H86V239H85ZM92 240H93V239H92ZM92 240H91V241H92ZM110 240H111V239H110ZM110 240H109V241H110ZM114 240H113V241H114ZM126 240H127V238H126ZM132 240H133V239H132ZM156 240H157V239H156ZM158 240H159V239H158ZM181 240H182V239H181ZM196 240H198V238H197ZM202 240H203V239H202ZM214 240H216V239H214ZM218 240H219V239H218ZM226 240H227V239H226ZM228 240L230 241V239H228ZM231 240H232V238H231ZM262 240H263V239H262ZM26 241H27V238H26ZM34 241H35V238H34ZM36 241H37V239H36ZM46 241H47V240H46ZM53 241H54V240H53ZM56 241H57V240H56ZM62 241H63V240H62ZM65 241H66V240H65ZM97 241H98V240H97ZM102 241H104V240H102ZM102 241H101V242H102ZM105 241H106V239H105ZM109 241H108V242H109ZM121 241L123 242V240H121ZM127 241H128V240H127ZM167 241H168V240H167ZM169 241H170V240H169ZM186 241H187V240H186ZM189 241H191V240H189ZM193 241H194V239H193ZM206 241H207V239H206ZM212 241H213V240H212ZM244 241H245V240H244ZM254 241H255V239H252V242H254ZM259 241H260V239H259ZM51 242H52V241H51ZM69 242H70V240H69ZM85 242H86V241H85ZM88 242H90V241H88ZM94 242H95V241H94ZM122 242H121V243H122ZM125 242H126V241H125ZM129 242H130V241H129ZM133 242H134V241H133ZM135 242H136V241H135ZM150 242H152V241L150 240ZM176 242H177V241H176ZM195 242H196V241H195ZM204 242H205V241H204ZM213 242H214V241H213ZM222 242H223V241H222ZM224 242H225V241H224ZM236 242H238V241H235V243H236ZM242 242H243V240H242ZM262 242H263V241H262ZM1 243H2V242H1ZM20 243H21V241H20ZM29 243H31V242H29ZM34 243H35V242H34ZM40 243H41V241H40ZM52 243H53V242H52ZM56 243H57V242H56ZM59 243H60V242H59ZM64 243H65V242H64ZM67 243H68V242H67ZM109 243H110V242H109ZM115 243H116V242H115ZM115 243H113V244H115ZM147 243H148V242H147ZM168 243H169V242H168ZM174 243H175V242H174ZM185 243H186V242H185ZM196 243H198V242H196ZM200 243H201V241H200ZM207 243H208V242H207ZM210 243H211V241H210ZM239 243H241V242H239ZM244 243H245V242H244ZM250 243H251V241H250ZM250 243H249V244H250ZM259 243H260V242H259ZM2 244H5V243H2ZM25 244H26V243H25ZM46 244H48V243L46 242ZM62 244H63V243H62ZM65 244H66V243H65ZM70 244L72 245V243H70ZM77 244H78V243H77ZM79 244H80V243H79ZM81 244H82V243H81ZM81 244H80V246H81ZM103 244L105 245L106 243H103ZM113 244H111V245H113ZM117 244H118V243H117ZM133 244H134V243H133ZM133 244H132V245H133ZM137 244H138V243H137ZM139 244H140V243H139ZM139 244H138V245H139ZM151 244H153V243H151ZM151 244H150V246H152ZM156 244H157V243H156ZM161 244H162V243H161ZM163 244H165V243H163ZM171 244H172V243H171ZM181 244H183V243H181ZM187 244H188V243H187ZM191 244H193V243H191ZM214 244H215V243H214ZM245 244H246V243H245ZM251 244H252V243H251ZM251 244H250V246H251ZM255 244H256V243H255ZM10 245H11V244H10ZM52 245H53V244H52ZM63 245H64V244H63ZM83 245H84V244H83ZM86 245H87V244H86ZM100 245L102 246V244H100ZM107 245H108V243H107ZM118 245H120V242H119ZM126 245H127V244H126ZM138 245H137L136 247H138ZM147 245H149V244H147ZM147 245H146V246H147ZM158 245H159V243H158ZM175 245H176V243L174 244V247H175ZM189 245H190V243H189ZM203 245H204V244H203ZM210 245L213 246V243H211ZM221 245H222V244H221ZM231 245H232V243H231ZM233 245H234V244H233ZM256 245H257V244H256ZM3 246H4V245H3ZM3 246H2V247H3ZM40 246H41V245H40ZM44 246H45V245H44ZM60 246H61V245H60ZM64 246H65V245H64ZM66 246H67V245H66ZM72 246H73V245H72ZM88 246H89V245H88ZM88 246H86V248H87ZM105 246H106V245H105ZM109 246H110V245H109ZM115 246H116V245H115ZM122 246H123V245H122ZM140 246H143V245H140ZM153 246H154V245H153ZM161 246H162V245H161ZM163 246H165V245H163ZM176 246H177V245H176ZM181 246H182V245H181ZM186 246L189 247L188 245H186ZM186 246H184V248H185ZM194 246H195V245H194ZM204 246H205V245H204ZM218 246H220V245H217V247H218ZM229 246H230V244H229ZM242 246H243V245H242ZM242 246H240V247H242ZM2 247H1V248H2ZM35 247H36V246H35ZM37 247H38V245H37ZM53 247H54V246H53ZM76 247H78V246H76ZM112 247H113V246H112ZM116 247H117V246H116ZM118 247H119V246H118ZM124 247H125V246H124ZM155 247H157V246H154V248H155ZM166 247H169V246H166ZM166 247H163V248L165 249ZM171 247H173V246H171ZM178 247H179V245H178ZM196 247H197V246H196ZM196 247H194V248H196ZM213 247H216V246H213ZM230 247H231V246H230ZM230 247H229V248H230ZM235 247H236V249H238V250H241V251L243 250V249H242L243 247H242L241 249H239L240 247L237 246V245L234 246V248H235ZM237 247H239V248H237ZM245 247H246V246H245ZM256 247H257V246H256ZM256 247H254V248H256ZM43 248H44V247H43ZM50 248H51V247H50ZM54 248H55V247H54ZM81 248H82V247H81ZM81 248H80V249H81ZM105 248H106V247H105ZM108 248H109V247H108ZM125 248H126V249H125V250H126L125 253H127V251H128L127 249H128V248H127V247H125ZM133 248H135V247H133ZM133 248H132V250H133ZM142 248H143V247H142ZM176 248H177V247H176ZM200 248H203V247L201 246V247H199V249H200ZM205 248H206V246H205ZM208 248H209V246H208ZM220 248H221V246H220ZM224 248H225V247H224ZM226 248H227V247H226ZM234 248H233L232 250H235ZM257 248H258V247H257ZM259 248H260V247H259ZM261 248H262V247H261ZM263 248H264V247H263ZM7 249H8V246H7ZM37 249H38V248H37ZM41 249H42V248H41ZM59 249H61V247H60ZM59 249H58V250H59ZM64 249H66V247H65ZM71 249H72V248H71ZM100 249H101V248H100ZM112 249H113V248H112ZM148 249H149V248H148ZM155 249H156V248H155ZM157 249H158V248H157ZM166 249H168V248H166ZM166 249H165V250H166ZM173 249H174V248H173ZM180 249H181V248H180ZM182 249H183V248H182ZM182 249H181V250H182ZM187 249H188V248H187ZM197 249H198V248H197ZM211 249H212V248H211ZM213 249H214V248H213ZM221 249H222V248H221ZM230 249H231V248H230ZM246 249H247V247H246ZM248 249H249V248H248ZM251 249H252V248H251ZM5 250H6V249H5ZM44 250H45V249H44ZM48 250H50V249H48ZM54 250H55V249H54ZM78 250H79V249H78ZM84 250H85V249H84ZM84 250H83V251H84ZM93 250H95V249L93 248ZM98 250H99V249H98ZM139 250H140V249L137 248V249H136V253H137V251H139ZM146 250H147V248H146ZM146 250H144V251L146 252ZM160 250H161V249H160ZM171 250H172V249H171ZM183 250H185V249H183ZM203 250H204V249H203ZM207 250L209 251L210 249H207ZM222 250H223V249H222ZM227 250H228V248H227ZM261 250L264 251L263 249H261ZM1 251H3V249H1ZM1 251H0V252H1ZM45 251H46V250H45ZM56 251H57V250H56ZM72 251H73V250H72ZM72 251H71V252H72ZM75 251H76V250H75ZM75 251H74V252H75ZM83 251H82V252H83ZM86 251H87V250H86ZM91 251H92V250H91ZM95 251H96V250H95ZM101 251H102V250H101ZM109 251H110V250H109ZM119 251H120V250H119ZM119 251H118V252H119ZM123 251H124V249H123ZM144 251H142V252H144ZM149 251H150V250H149ZM158 251H159V250H158ZM161 251H163V250H161ZM168 251H169V250H168ZM175 251H176V250H175ZM175 251H174V252H175ZM177 251H179V250H177ZM185 251H186V250H185ZM191 251H192V249H191ZM191 251H190V252H191ZM201 251H202V250H201ZM201 251H200V253H198V254H201L202 252L204 253L205 250L202 251V252H201ZM218 251H220V250L217 249V252H218ZM223 251H224V250H223ZM228 251H229V250H228ZM250 251H252V250H250ZM257 251H259V250H257ZM257 251H256V252H257ZM3 252H4V251H3ZM5 252H6V251H5ZM49 252H51V250H50ZM49 252H48V253H49ZM53 252H54V251H53ZM58 252H59V251H58ZM62 252H63V251H62ZM66 252H67V251H66ZM82 252H81V253H82ZM92 252H93V251H92ZM92 252H91V253H92ZM107 252H108V251H107ZM118 252H115V253H118ZM121 252H122V251H121ZM142 252H141L140 254H143ZM147 252H148V251H147ZM180 252H181V251H180ZM180 252H179V255H180ZM195 252H196V251H195ZM198 252H199V251H198ZM210 252H212V251H210ZM215 252H216V250H215ZM220 252H221V251H220ZM220 252H219V253H220ZM244 252H245V251H244ZM254 252H255V251H254ZM29 253H30V252H29ZM45 253H46V252H45ZM79 253H80V252H79ZM89 253H90V252H89ZM93 253H95V252H93ZM97 253H98V252H97ZM99 253H100V252H99ZM113 253H114V252H113ZM128 253H129V252H128ZM132 253H133V252H132ZM138 253H139V252H138ZM161 253H162V252H161ZM164 253H166V252H163V254H164ZM205 253H206V254L208 253V256H210V255H209V252H206V251H205ZM227 253H228V252H227ZM229 253H231V251H230ZM229 253H228V254H229ZM237 253H239V252L237 251ZM19 254H20V253H19ZM55 254H56V253H54V255H55ZM69 254H70V253H68V256H69ZM77 254H78V253H76V255H77ZM85 254H86V253H85ZM100 254H101V253H100ZM134 254H135V253H134ZM144 254H145V253H144ZM154 254H155V252H154ZM167 254H168V253H167ZM167 254H166V255H167ZM176 254H178V253L176 252ZM195 254H196V253H195ZM198 254H196V255H197V257L199 258V255H198ZM239 254H240V253H239ZM241 254H243V253H241ZM248 254H251V253L249 252V253H247V255H248ZM255 254H256V253H255ZM255 254H254V255H255ZM263 254H264V252H263ZM21 255L23 256L22 252H21ZM50 255H51V254H50ZM57 255H58V254H57ZM61 255H62V254H60V256H59V255H58V256L61 258ZM91 255H92V254H91ZM102 255H103V254H102ZM115 255H116V254H114V256H115ZM129 255H131V254H129ZM152 255H153V254H152ZM170 255H171V254H170ZM170 255H169V256H170ZM174 255H175V254H174ZM192 255H193V254H192ZM192 255L190 254V256H192ZM229 255H230V254H229ZM235 255H236V254H235ZM3 256H4V255H3ZM18 256H19V255H17V259H20V258L22 257V256H21V257L19 256L20 258H18ZM58 256H57V257H58ZM62 256H63V255H62ZM77 256H78V255H77ZM80 256H82V255H80ZM84 256H85V255H84ZM87 256H88V253H87ZM93 256H94V255H93ZM96 256H98V255H96ZM111 256H112V255H111ZM116 256H117V255H116ZM118 256H119V254H118ZM120 256H122V255L120 254ZM126 256H127V254L125 255V257H126ZM141 256H143V255H141ZM155 256H157V255H154V257H155ZM163 256H164V255H163ZM172 256H173V255H172ZM172 256H171V257H172ZM182 256H185V257H186L185 254L182 255ZM182 256H181V257H182ZM193 256H194V255H193ZM204 256H205V254H204L203 257L200 258V259L202 260V259L204 258ZM206 256H207V255H206ZM206 256H205V257H206ZM226 256H227V255H226ZM244 256H245V255H244ZM259 256H260V255H259ZM259 256H258V254H257L256 258L259 257ZM27 257H28V256H27ZM51 257H52V256H51ZM69 257H70V256H69ZM69 257H68V258H69ZM72 257H73V256H72ZM74 257H75V256H74ZM137 257H138V256H137ZM146 257H147V255H146ZM146 257H145V259H146ZM150 257H151V256H150ZM171 257H169V260H170ZM173 257H174V256H173ZM212 257H213V255H212ZM214 257H215V256H214ZM231 257H233V256H231ZM263 257H264V255L262 256V258H263ZM1 258H2V257H1ZM1 258H0V259H1ZM13 258H15V257H13ZM46 258H47V257H46ZM66 258H67V257H66ZM78 258H79V257H78ZM89 258H90V256H89ZM92 258H93V257H92ZM96 258H97V257H96ZM96 258H95V259H96ZM108 258H109V256H108ZM108 258H104V259H103V257H102V259L100 258V260H101L103 263H106V264H107V263H110V264H112L113 261H111V258H109V259H108ZM118 258H119V257H118ZM126 258H127V257H126ZM126 258H124V259H126ZM128 258H131V259H132V257H128ZM139 258H140V257H139ZM142 258H144V257H142ZM152 258H153V256H152ZM161 258H162V256H161ZM167 258H168V257H165V259H167ZM179 258H180V257H179ZM206 258H207V257H206ZM208 258H209V257H208ZM218 258H220V257H218ZM234 258H235V257H234ZM240 258H241V256H240ZM245 258H247V256H246ZM3 259H5V258H3ZM23 259H24V256H23ZM23 259H21V260L23 261ZM49 259H50V258H49ZM52 259H54V258H52ZM80 259H81V257H80ZM80 259H79V260H80ZM85 259H86V258H85ZM140 259H141V258H140ZM145 259H143V261H144ZM163 259H164V257H163ZM174 259H175V258H174ZM176 259H177V258H176ZM182 259H183V258H182ZM196 259H197V258H196ZM210 259H211V258H210ZM236 259H237V255H236ZM238 259H239V258H238ZM248 259H250V258H248ZM251 259H252V255H251ZM259 259H260V258H259ZM15 260H16V259H15ZM15 260H14V261H15ZM54 260H55V259H54ZM57 260H58V259H57ZM57 260H55V261H57ZM62 260H63V259H62ZM66 260H67V259H66ZM86 260H87V259H86ZM88 260H89V259H88ZM112 260H113V259H112ZM114 260H115V258H114ZM137 260H138V259H137ZM167 260H168V259H167ZM171 260H172V259H171ZM171 260H170V262H171ZM184 260H185V259H184ZM197 260H198V259H197ZM197 260H196V261H197ZM212 260H213V259H212ZM212 260H211V261H212ZM232 260H233V259H232ZM234 260H235V259H234ZM243 260H247V259H243ZM252 260H254V259H252ZM2 261H3V260H2ZM4 261H5V260H4ZM14 261H12V262H14ZM17 261H18V260H17ZM48 261H49V260H48ZM60 261H61V260H60ZM60 261H59V262H60ZM71 261H72V260H71ZM74 261H75V260H74ZM80 261H81V260H80ZM80 261H79V262H80ZM84 261H85V260H84ZM92 261H94V260H92ZM122 261H124V260H123V256H122ZM125 261H126V260H125ZM146 261H147V260H146ZM160 261H161V260H160ZM193 261H194V258H193ZM211 261H208V262H211ZM241 261H242V260H241ZM255 261H256V260H255ZM255 261H251V262L254 263ZM9 262H10V261H9ZM49 262H50V261H49ZM51 262H52V261H51ZM64 262H65V261H64ZM94 262H95V261H94ZM99 262H100V261H99ZM128 262H129V261H128ZM140 262H141V260H140L139 262L137 261V264L140 263ZM144 262H145V261H144ZM152 262H153V260H152ZM158 262H159V261H158ZM158 262H157V263H158ZM165 262H166V261H165ZM172 262H173V261H172ZM182 262H183V261H182ZM186 262H187V261H186ZM190 262H191V261H190ZM194 262H195V261H194ZM194 262H193V263H194ZM200 262H201V261H200ZM231 262H232V261H231ZM235 262H236V261H235ZM235 262H233V263H235ZM257 262H258V261H257ZM257 262H255V263H257ZM261 262H263V259H262ZM261 262H259V264H261ZM2 263H3V262H1V264H2ZM4 263H6V262H4ZM15 263H16V262H14V264H15ZM21 263H22V262H21ZM24 263H25V261H24ZM46 263H47V262H46ZM56 263H57V262H56ZM68 263H69V262H68ZM68 263L66 262V264H68ZM70 263H71V262H70ZM82 263H84V262H82ZM85 263H86V262H85ZM90 263H91V262H89V264H90ZM96 263H98V261H97ZM103 263H101V264H103ZM117 263H118V262H117ZM124 263H125V262H124ZM132 263H133V262H132ZM135 263H136V262H135ZM142 263H143V262H142ZM147 263H148V262H147ZM153 263H154V262H153ZM173 263H174V262H173ZM175 263H176V261H175ZM178 263H180V262H178ZM184 263H185V262H184ZM187 263H189V262H187ZM196 263H197V262H196ZM203 263H204V261H203ZM205 263H206V262H205ZM205 263H204V264H205ZM213 263H214V262H213ZM213 263H212V264H213ZM216 263H218V262H216ZM236 263H237V262H236ZM240 263H241V262H240ZM7 264H8V263H7ZM11 264H12V263H11ZM53 264H54V263H53ZM59 264H60V263H59ZM75 264H76V262H75ZM80 264H81V262H80ZM115 264H116V263H115ZM128 264H129V263H128ZM149 264H150V263H149ZM160 264H161V263H160ZM165 264H167V263H165ZM170 264H171V263H170ZM197 264H198V263H197ZM201 264H202V263H201ZM206 264H207V263H206ZM218 264H220V262H219ZM237 264H239V263H237ZM244 264H245V261H244ZM246 264H247V263H246ZM249 264H250V262H249ZM263 264H264V263H263Z\"/></svg>",
    "mask_w": 264,
    "mask_h": 264
}]
</instances>
